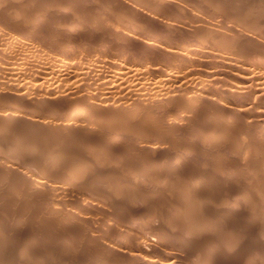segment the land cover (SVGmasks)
I'll list each match as a JSON object with an SVG mask.
<instances>
[{"label": "rangeland", "instance_id": "1", "mask_svg": "<svg viewBox=\"0 0 264 264\" xmlns=\"http://www.w3.org/2000/svg\"><path fill=\"white\" fill-rule=\"evenodd\" d=\"M2 1H3V3H2ZM0 0V44H1V41L3 40V42H2V44L0 45V60L3 62H1L0 61V74L3 76H1L0 75V115H1V117H2V119H1V117H0V119L2 120V122H1V120H0V133H2L3 135H1L0 134V137L2 138V140H1V138H0V222L1 221H3L4 219H6V220H4L3 222L5 223H0V229L2 228V227H4V228H2L1 230H0V234H2L3 232V234H2V236H0V254H1V256L0 257H3V258H0V264H8L9 262V264H18V260H20V262H19V264H32V262H33V264H35V263H37V264H47V263H49L50 262V264H52V263H54V261H55V263L56 264H60V263H62V261L64 262V264L65 263H68V264H73L72 262V260H74V258H76L77 260H74V262L76 263L77 261L80 263V264H82V263H84L85 261V263H87V262H89V264H91V260H93V259H95V263L92 261V264L94 263V264H96V259H97V257H99V256H101L102 254H103V250H101L102 248H100L98 245H99V242L97 243V241H96V243H97V246L95 247L94 245H96V243H94L95 242V239L94 238H92L93 236H95V234L94 233H96V237L98 236L97 234H100V233H103L104 232V234L105 233H107V235L108 234H110V236H111V238H113V239H116L115 241H119L120 239L121 240H123L124 242H126V243H124L125 245H124V248H123V252H121V255H116L117 253H115L112 257H113V259L111 260V263L110 262H107L108 264H116V263H118V264H123V263H125L126 261H127V259H129V251L131 252V253H133L134 252V249L133 248H135V249H137L136 247L137 246H139V245H142L141 243H149V241L151 240V237H152V239L154 240H152V241H150L151 243H154V245L158 248V250H159V253L158 254H153L154 256H156V258H158L157 259V261H158V264L160 263V264H164L163 262H165V263H175V264H206L207 262V264H221V262H222V264L224 263V264H264V231H263V228H264V141H263V139H264V115L262 114V112L264 111L263 110V106H262V104H260L261 103V101L259 102L258 100H252V99H249V98H247L246 99V96H244V93H243V89L242 88H239L240 87V84L238 83V73H237V71H236V69L237 68H239L240 66V68L241 69H243V68H249V69H252V67H253V69L252 70H255L256 72L258 71H260L259 73H262V74H264V35H263V37H262V34L261 33H263L264 34V31H262L261 29H263L264 30V25H262L261 26V23L262 24H264V21H262V20H264V19H262V18H264L263 16H264V4H262V1L264 2V0H214V1H218V5H216V3H213L214 1L213 0H211V2H210V0H209V2H208V0H203V2L201 1V0H150V2L147 0V3L143 0H112V1H110V0H93V1H91V0H87V1H85V0H74V2H73V0H60V1H58V0H51L52 1V3H51V1L50 0ZM7 1V2H6ZM14 1V2H13ZM19 1V2H18ZM54 1V2H53ZM102 3H101V2ZM109 1V2H108ZM118 2V4H117V2ZM121 1H124V2H121ZM136 3H135V2ZM141 1V2H140ZM155 1V2H154ZM157 1V2H156ZM160 1V2H159ZM162 1V2H161ZM163 1H164V3L166 4H164L163 3ZM168 1H169V3H168ZM174 1V2H173ZM208 3H210V4H208ZM235 1V2H234ZM239 1V2H238ZM256 1V2H255ZM11 2V3H10ZM66 2V3H65ZM80 2V3H79ZM86 2V3H85ZM90 2V3H89ZM96 2V3H95ZM100 4H99V3ZM106 2H108V3H105ZM111 2V3H110ZM114 2H116L115 3V6H113L114 5ZM125 2H126V4H127V6H125ZM139 2V4H137ZM153 2H154V4H153ZM197 2V3H196ZM207 4H206V3ZM221 2H222V4H221ZM223 2L226 4H223ZM231 2V3H230ZM233 2L235 3L234 5H232L233 4ZM242 2V3H241ZM245 2V3H244ZM252 2L253 3H255V4H252ZM15 3V4H14ZM19 3V4H18ZM42 3V4H41ZM55 3V4H54ZM61 3V4H60ZM64 3V4H63ZM72 3H75V4H72ZM124 3V4H123ZM140 3H142L143 5H140ZM146 3V4H145ZM150 3V4H149ZM152 3V4H151ZM157 3V4H156ZM160 3V4H159ZM172 3V4H171ZM176 3V4H175ZM200 3V4H199ZM201 3H202V5H201ZM237 3V4H236ZM251 4V5H248V7H247V4ZM261 3V4H260ZM11 4V5H10ZM18 4V5H17ZM57 4H59V5H57ZM70 4H71V6H70ZM80 4V5H79ZM85 4V5H84ZM86 4H88V5H86ZM107 4H108V6H109V9H107ZM110 4V5H109ZM136 4V5H135ZM148 4V5H147ZM162 4V5H161ZM199 4V5H198ZM206 4V5H205ZM212 4V5H211ZM213 4H214V6L216 7V8H213L214 6H213ZM231 4V5H230ZM240 4V5H239ZM57 5V6H56ZM63 5V6H62ZM82 5V6H81ZM93 5V6H92ZM97 5H98V7H97ZM131 5H133V6H131ZM147 5V6H146ZM152 5V6H151ZM154 5H156V6H154ZM172 5H174V6H172ZM177 5V6H176ZM180 5V6H179ZM203 7H201V6ZM210 5L211 6H213V7H210ZM219 5H220V7H219ZM231 7H230V6ZM236 5V6H235ZM242 5H244V6H242ZM254 5V6H253ZM259 5V6H258ZM263 5V6H262ZM20 6V7H19ZM22 6H23V8H22ZM37 6H39V7H37ZM55 7V9L53 8V7ZM59 6V7H58ZM73 6H75V7H73ZM80 6L82 7V8H80ZM84 6V7H83ZM95 6H96V9H95ZM113 6V7H112ZM119 6H120V8L121 9H123V10H121L120 8H119ZM140 6H142V7H140ZM158 6V7H157ZM162 7V8H160V7ZM205 6H206V8H205ZM223 6V7H222ZM227 6V7H226ZM235 6V7H234ZM250 6V7H249ZM262 6V7H261ZM62 9H61V8ZM66 7H70L67 11H69V12H67L66 10H64ZM79 8V9H77V8ZM91 9H90V8ZM118 7V8H117ZM132 7V8H131ZM139 7V8H138ZM155 8L154 10H153V8ZM166 7H169V8H166ZM172 7V8H171ZM174 7H176L177 9L179 8H181V10L179 11V10H177L176 8H174ZM207 7H210L209 9H207ZM219 7V8H218ZM222 7V8H221ZM232 7H234V9H235V11L237 12H235L234 11V9L232 8ZM238 7H240V8H238ZM254 7V8H253ZM15 8H16V10H15ZM17 8H18V10H17ZM29 8V9H28ZM39 8V9H38ZM58 8H60V9H58ZM74 8H75V10H74ZM83 8H85V9H83ZM86 8H87V10H88V8H89V11H87L86 10ZM115 10H114V9ZM124 8H125V11H124ZM127 8H128V10H127ZM130 8V9H129ZM133 8H135V9H133ZM147 8H148V10L149 11H147ZM228 8V9H227ZM250 8H252L253 10H251ZM257 8L259 9V10H257ZM12 9H14V10H12ZM35 9V10H34ZM38 9V10H37ZM41 9H42V11H41ZM83 9V10H82ZM107 9V10H106ZM113 9V10H112ZM119 9V10H118ZM137 9H138V11H137ZM141 11H140V10ZM165 9H167L166 11H165ZM214 11H213V10ZM217 9V10H216ZM222 11H221V10ZM224 9V10H223ZM232 9H233V11L235 12H233L232 11ZM242 9L244 10L243 12H242ZM246 9V10H245ZM263 9V10H262ZM19 10H20V12H19ZM27 12H26V11ZM34 10V11H33ZM57 12H56V11ZM74 11V13L72 12V11ZM80 10V11H79ZM86 10V11H85ZM92 10V11H91ZM100 11L101 10V12H98V11ZM103 10V11H102ZM117 10V11H116ZM121 10V11H120ZM136 10V11H135ZM159 10V11H158ZM211 10H212V12L213 13H211L210 14V12H211ZM226 10V11H225ZM227 10H229V13L227 12ZM230 10H231V12H230ZM254 10H256L257 11V13H259L258 15H257V13H256V11H254ZM44 11V12H43ZM47 11V12H46ZM61 11H65L67 14V17H65V16H62L61 15V13H63V12H61ZM76 11V12H75ZM81 11H83V12H86V13H82ZM114 11V13H112ZM128 11V12H127ZM154 11V12H153ZM155 11L156 12H158V13H155ZM171 11V12H170ZM178 11V13H176ZM182 11H183V13H182ZM216 11V12H215ZM217 11H218V13H217ZM221 11V12H220ZM240 13H239V12ZM252 11V12H251ZM3 12H5V13H3ZM32 14H31V13ZM43 12V13H42ZM46 12V13H45ZM54 12V13H53ZM60 12V13H59ZM80 12H81V14H87L88 13V15L86 16H84V17H81V18H83V19H85V18H87L86 20L87 21H90L89 23H90V25L88 26V27H86V26H84L83 25V27H80L79 28V30L77 31V32H75V33H73L74 35H77V36H73L72 37V32L70 33V31H69V25H71L72 23L70 22V21H72L73 23H75V21H73L74 19H75V17L77 16L76 14H78V17L81 15L80 14ZM91 12V13H90ZM92 12H94V14L92 13ZM102 12H104L103 14H105V16L104 15H102L101 13ZM108 12V13H107ZM110 12V13H109ZM121 12V13H120ZM130 12V13H129ZM134 12H136V13H133ZM141 12V13H140ZM151 12V13H150ZM170 12V13H169ZM262 12V13H261ZM38 14V16L37 15H35V14ZM42 13V14H41ZM72 13H73V15H72ZM125 13V15H123ZM127 13V14H126ZM138 13V14H137ZM144 15H143V14ZM152 13H153V15H152ZM167 13V14H166ZM225 13V14H224ZM255 14V16H254V14ZM260 13H261V15H260ZM28 14V15H27ZM58 14V17L56 16ZM93 14V15H92ZM95 14H97V15H95ZM101 14V15H100ZM109 14V15H108ZM115 16H114V15ZM118 16H117V15ZM149 14V15H148ZM158 14H159V16H158ZM161 14H162V16H161ZM165 16H164V15ZM168 14H169V16H168ZM171 14V15H170ZM175 14V15H174ZM179 14V15H178ZM213 14V15H212ZM222 14V15H221ZM228 14H232V18L231 19H229L228 20V17L230 18V15H228ZM233 14H234V16H237L238 14V16H237V18L235 17V19H234V16H233ZM241 14V15H240ZM262 14H263V16H262ZM26 15V16H25ZM45 17H47V18H44V16ZM47 15V16H46ZM49 15V16H48ZM52 15V16H51ZM89 15H91V16H89ZM95 15V16H94ZM106 15H107V19H106ZM112 15V16H111ZM121 15V16H120ZM128 15H129V17H128ZM134 15H136L135 17H134ZM260 15V16H259ZM71 16V17H70ZM82 16V15H81ZM93 16V17H92ZM114 16V17H113ZM124 16H127V17H124ZM150 16V17H149ZM221 16V17H220ZM246 16V17H245ZM247 16H248V21L246 20L247 19ZM259 18H258V17ZM5 17V18H4ZM28 17H29V19H28ZM53 17H54V19H53ZM74 17V18H73ZM77 17V18H78ZM88 17H91L89 20H88ZM117 17H120V19L121 20H119V18H117ZM123 17V18H122ZM134 17V18H133ZM147 17V18H146ZM148 17H149V19H148ZM153 17V19H151ZM164 17V18H163ZM166 17V18H165ZM168 17V18H167ZM241 19H240V18ZM244 17V18H243ZM250 17V18H249ZM257 17V18H256ZM1 18H3V19H1ZM26 18V19H25ZM41 18V19H40ZM42 18H44V19H42ZM64 18V19H63ZM71 18H73L72 20H71ZM95 18L98 20H96L95 21ZM99 18H100V20H99ZM108 18H110L109 19V21H108ZM113 20H112V19ZM127 18V19H126ZM131 19V21H130V19ZM137 18V19H136ZM163 18V19H162ZM221 18H223L222 19V21H221ZM252 18V20H250ZM255 18V19H254ZM260 18H261V20H260ZM63 19V20H62ZM93 21H92V20ZM114 19H115V21H114ZM158 19V20H157ZM234 19V20H233ZM238 19V20H237ZM243 19V20H242ZM257 19V20H256ZM4 20V21H3ZM27 20V21H26ZM30 20H31V22H30ZM36 20V21H35ZM41 20V21H40ZM47 20V21H46ZM70 20V21H69ZM112 22H111V21ZM118 20V21H117ZM132 20H134V22L132 21ZM138 20H139V22L141 23H139L138 22ZM143 20H144V22H143ZM153 20H155V21H153ZM157 20V21H156ZM166 20V21H165ZM171 20V22H168V21H170ZM227 20V21H226ZM236 20L238 21V22H236ZM261 22H260V21ZM64 21V22H63ZM93 23H92V22ZM103 21L105 22L104 24H103ZM130 21V22H129ZM148 21V22H147ZM235 21V22H234ZM257 21V24L255 23ZM27 22V23H26ZM69 22L71 23V24H69ZM101 22V23H100ZM116 24H115V23ZM127 24V22L129 23V24H127V27H125L126 26V24ZM133 24H135V25H132V23ZM156 22V23H155ZM159 22V23H158ZM166 22V25L167 26H169V27H167V26H163V24ZM245 22V23H244ZM248 22V24H246ZM249 22L250 23H252V24H250L251 25V27H250V25H249ZM255 24H254V23ZM33 23V24H32ZM63 23H64V25H63ZM96 23H97V26H96ZM156 24V25H154V24ZM160 23H162V24H160ZM170 23V24H169ZM222 23V24H221ZM260 23V24H259ZM66 24V25H65ZM67 24H68V26H67ZM106 24V25H105ZM112 24V25H111ZM125 24V25H124ZM130 24L132 25V26H130ZM214 24H217V25H214ZM35 25V26H34ZM92 25V26H91ZM100 25V26H99ZM104 25V26H103ZM111 25V26H110ZM115 25H116V27H115ZM118 25V26H117ZM136 25H137V27H136ZM158 25V26H157ZM172 27H171V26ZM176 25V26H175ZM221 27V28H219V26ZM222 25H223V27H222ZM224 25H227L226 27H224ZM247 25H249V26H247ZM257 25H259V26H257ZM30 26H33V27H30ZM62 26H63V28H62ZM64 26H66V27H64ZM159 26H163L165 29H166V32L167 33H161V32H159L160 31V27ZM215 26H217V28H219V29H217ZM232 26V27H231ZM253 26H255L254 28H253ZM28 27H30V28H28ZM38 29H37V28ZM98 29H97V28ZM118 27V28H117ZM122 27V28H121ZM134 27H136L135 29H137V30H133L132 28H134ZM153 27H154V32H153ZM169 28V29H167V28ZM177 27V28H176ZM180 27V28H179ZM214 27V28H213ZM83 28V29H82ZM89 28H91V29H89ZM99 28H100V30H99ZM105 30H104V29ZM106 28H110L109 30L110 31H112L111 33H110V31L108 30V29H106ZM124 28V29H123ZM126 28L129 30V29H132V31L134 32V33H132V31L130 30V31H128L129 32V37L127 36V35H123V34H128V32L126 31ZM142 28V29H141ZM174 30H173V29ZM212 30H211V29ZM227 28V29H226ZM231 28V29H230ZM235 28V29H234ZM2 29V30H1ZM26 29V30H25ZM27 29L28 30H30V31H27ZM36 30V31H34V30ZM62 29H63V32L65 33H61V31H62ZM111 29H113V30H111ZM117 29V30H116ZM140 29V30H139ZM148 29H150V30H148ZM159 29V30H158ZM183 29V30H182ZM210 29V30H209ZM32 30V31H31ZM46 30V31H45ZM48 30V31H47ZM52 31V33H51V31ZM91 30V31H90ZM94 30H96V32H98V33H96ZM100 32H99V31ZM152 30V31H151ZM169 30V31H168ZM171 30L173 31V32H171ZM197 30V31H196ZM216 30V31H215ZM233 30L235 31L236 30V32H237V34L235 33V32H233ZM44 31V32H43ZM50 31V32H49ZM85 31V32H84ZM94 31V32H93ZM102 31V32H101ZM104 31V32H103ZM108 31V32H107ZM116 31H118V32H116ZM122 31V32H121ZM123 31H124V33H123ZM164 31V30H163ZM187 31H188V33H187ZM195 31V32H194ZM199 31V32H198ZM212 33H214V34H212ZM215 31V32H214ZM229 31V32H228ZM231 31V32H230ZM40 32H41V34H40ZM78 32H80V33H78ZM121 34H120V33ZM131 32V33H130ZM145 32H147L148 34H149V32H150V34H151V37H149V35L147 34V33H145ZM153 32V33H152ZM186 32V33H185ZM194 32V33H193ZM197 32V33H196ZM227 32V33H226ZM233 32V33H232ZM242 32H243V34H242ZM259 32H261V33H259ZM43 33V34H42ZM51 33V34H50ZM60 33V34H59ZM77 33V34H76ZM91 35H90V34ZM92 33H94V36H93V34ZM107 33V34H106ZM110 33V34H109ZM118 33V34H117ZM145 34V36H144V34ZM170 33V34H169ZM184 33V34H183ZM218 33V35H216ZM221 33H226L225 35H227V36H225L224 34H221ZM2 34V35H1ZM41 36H40V35ZM46 34H48V35H46ZM64 34V36H62V35ZM70 34H71V36H70ZM87 34V35H86ZM102 34H104L103 36H102ZM110 36H109V35ZM138 34V35H137ZM142 34V35H141ZM146 34H147V36H148V38H150V39H152V40H155L156 41V43L157 44H159L155 49H153V51H154V53H151L150 55H149V53H142V52H137V53H135L134 51L135 50H137V49H139L138 48V45L135 43V42H138L137 40H139V38H140V40L143 38V37H147L146 36ZM158 34V35H157ZM160 34V35H159ZM163 34V35H162ZM186 34V35H185ZM196 34V35H195ZM220 34V35H219ZM228 34H229V39L227 38L228 37ZM239 34V35H238ZM249 34V35H248ZM8 35V36H7ZM58 35V36H57ZM60 35V36H59ZM84 35V36H83ZM106 35H108V36H106ZM119 37L120 36V40H122L123 38V40H128V42H129V45L131 46V47H129V45H128V47H117V45L115 44V40L117 39V36ZM190 35V36H189ZM240 35H242L243 36V38L244 37H247V38H244V39H241V37L239 38V36ZM12 36V37H11ZM46 36V37H45ZM79 36H81V39H79L80 37ZM85 36H86V38H85ZM90 36V37H89ZM113 36V37H112ZM116 36V37H115ZM122 36V37H121ZM134 36V37H133ZM141 36V37H140ZM157 36V37H156ZM160 36H163V37H160ZM215 36V37H214ZM219 36H221V37H219ZM223 36L224 37H226V38H223ZM231 36H234V37H231ZM250 36V37H249ZM5 37V38H4ZM10 39H9V38ZM16 37V38H15ZM59 37H60V39H59ZM65 39V40H63V41H61L63 38ZM71 37V38H70ZM82 37H84L83 39H82ZM97 37V38H96ZM98 37L100 38L99 40H98ZM102 37V38H101ZM112 37V38H111ZM115 37V38H114ZM152 37H154V38H152ZM160 37V38H159ZM192 37H193V39H192ZM214 37V38H213ZM218 37V38H217ZM237 37V38H236ZM253 39H252V38ZM4 38V39H3ZM6 38H8L7 39V41H9L10 43H12L11 45H10V43L9 42H7V43H9V44H7L6 43ZM14 38V39H13ZM52 38H54V40L52 39ZM62 38V39H61ZM69 38H70V40H69ZM72 38H74V39H72ZM76 38V39H75ZM94 38V39H93ZM106 38V40H104ZM108 38V39H107ZM128 38V39H127ZM133 38V39H132ZM164 40H162V39ZM213 38V39H212ZM219 38H221V39H219ZM238 40H236V39ZM250 40H249V39ZM13 39V40H12ZM20 39V40H19ZM50 39H52L53 41H54V44H53V41H50ZM56 39V40H55ZM78 39V40H77ZM112 39V40H111ZM115 39V40H114ZM160 39V40H159ZM168 39V40H167ZM192 39V40H191ZM195 39V40H194ZM218 39V40H217ZM224 39V40H223ZM24 40V41H23ZM80 40V41H79ZM85 42H84V41ZM94 40H96V41H94ZM98 40V41H97ZM134 40H135V42H134ZM168 42H166V41ZM226 40H227V42H226ZM231 41V42H229V41ZM251 40H252V43H251ZM13 41L15 42V43H13ZM57 41V42H56ZM61 41V42H60ZM67 41V42H66ZM71 41V42H70ZM78 41V42H77ZM101 41V42H100ZM103 41V42H102ZM117 41H119V40H117ZM133 41V43L135 44V46H132V45H134L133 43H131ZM220 41L221 42H223V43H220ZM233 41H235V42H233ZM236 41H237V43H236ZM242 41V42H241ZM246 41V42H245ZM27 42V43H26ZM52 44V46H51V44ZM64 42V43H63ZM82 43V45H81V43ZM159 42V43H158ZM164 42V43H163ZM170 42V43H169ZM218 42V43H217ZM225 42V43H224ZM235 44H233V43ZM240 42L241 43H246V44H244V46L242 47L241 45L242 44H240ZM258 42V43H257ZM259 42H261V43H259ZM263 42V43H262ZM16 43H17V45H16ZM19 43V44H18ZM24 43H25V45H24ZM57 43H58V45H57ZM62 45H61V44ZM70 44V46H69V44ZM77 43V44H76ZM114 43V44H113ZM165 43H167L166 45L168 46V48L169 49H172V47L174 48V46H175V48H179V49H181V51H183V52H189V51H195V50H197V52L199 53L198 55H196V57H199L198 59V63L196 62V63H194V64H196V65H193V64H191V65H186L185 67H184V64L182 65L181 63H179V60L176 58V59H174V57H170V56H168V54L167 53H165V51H164V49L165 48H167V46L165 45ZM247 43H250V44H247ZM254 43V44H253ZM5 44H6V46H5ZM50 44V46L48 47V45ZM65 44H66V46H65ZM80 44V45H79ZM84 44H86V45H84ZM99 44V45H98ZM101 44V45H100ZM105 44V45H104ZM112 44V45H111ZM162 44V45H161ZM224 44V45H223ZM230 44V45H229ZM233 44V45H232ZM239 44V45H238ZM259 44V45H258ZM263 44V45H262ZM3 45H4V47H3ZM8 45H10V46H8ZM13 45V46H12ZM74 45H75V47H74ZM106 45H107V47H106ZM170 45H172V46H170ZM256 45V46H255ZM261 45V46H260ZM22 46V47H21ZM24 46V47H23ZM60 46H62V47H60ZM69 46V47H68ZM79 46V47H78ZM164 46H166V47H164ZM170 46V47H169ZM232 47L231 49H230V47ZM246 46V47H245ZM254 47L253 49L251 48V47ZM10 47H11V50H10ZM26 47V48H25ZM52 47H55V48H57L56 50H55V48H52ZM64 47V48H63ZM67 47V48H66ZM72 47V48H71ZM102 47V48H101ZM134 47H135V50H134ZM160 47V48H159ZM181 47V48H180ZM229 47V48H228ZM236 49H235V48ZM250 47V48H249ZM259 49H258V48ZM8 48V49H7ZM50 48H52V49H54V50H52V49H50ZM61 48H63V49H61ZM71 48V49H70ZM106 48V49H105ZM115 48V49H114ZM119 48V49H118ZM129 48V49H128ZM130 48H131V51L132 50H134L133 52L135 53H133V59L131 60V58L132 57H130L129 59L131 60H129V59H127L126 60V55L129 53V51H130ZM159 48V49H158ZM162 48V49H161ZM193 48H196V49H193ZM234 48V49H233ZM237 48H238V50H240V52L239 51H236L235 52V50H237ZM243 48V49H242ZM246 48V49H245ZM247 48H249V49H247ZM262 48V49H261ZM69 49V50H68ZM124 49H125V51H124ZM189 49V50H188ZM228 49V50H227ZM229 49H230V51H229ZM233 49V50H232ZM1 50H2V52H1ZM7 50H9V51H7ZM13 50V51H12ZM156 50V51H155ZM159 52H158V51ZM200 52H199V51ZM247 50V51H246ZM255 50V51H254ZM257 50V51H256ZM54 51V52H53ZM60 51L62 52V53H60ZM66 51V52H65ZM160 51H162V54L163 55H161V52ZM233 51L235 52V53H233ZM260 51V52H259ZM262 51V52H261ZM6 52H7V54H6ZM11 52V53H10ZM247 52H248V54H247ZM249 52L251 53V54H249ZM66 53H67V55H66ZM68 53H69V56H68ZM107 53V54H106ZM112 53V54H111ZM114 53V54H113ZM158 53V54H157ZM165 53V54H164ZM259 53V54H258ZM261 53H263V54H261ZM9 54V55H8ZM63 54V55H62ZM76 55V56H74V55ZM109 54V55H108ZM123 54V55H122ZM167 54V55H166ZM236 54V55H235ZM242 56H241V55ZM244 54V55H243ZM246 54V55H245ZM71 55V56H70ZM96 55V56H95ZM108 57H107V56ZM134 55H135V57H134ZM143 55V56H142ZM149 55V56H148ZM238 55V56H237ZM240 55V56H239ZM248 55V57H246ZM260 55V56H259ZM62 56H64V57H62ZM67 56V57H66ZM98 56H100V57H98ZM157 56V57H156ZM166 56V57H165ZM259 57V59H258V57ZM75 59H74V58ZM119 57V58H118ZM138 57V58H137ZM143 57H145L144 59H142V61H141V58ZM148 57V58H147ZM164 57V58H163ZM169 57V58H168ZM227 59H226V58ZM235 57V58H234ZM243 57H245V58H243ZM256 57V58H255ZM66 58V59H65ZM81 60H80V59ZM104 58V59H103ZM113 58V59H112ZM122 58V59H121ZM135 58H137V59H135ZM160 58L162 59V61L160 60ZM167 58V59H166ZM170 58H172V59H170ZM224 58V59H223ZM238 58V59H237ZM73 59V60H72ZM94 59H95V61H94ZM107 59V60H106ZM148 59V60H147ZM157 61H156V60ZM174 59V60H173ZM230 59H231V61H230ZM235 59H237V60H235ZM262 61H261V60ZM40 60H41V62H40ZM73 61V62H71V61ZM92 60V61H91ZM97 60V61H96ZM101 60V61H100ZM111 60V61H110ZM121 60V61H120ZM152 62V64H151V62ZM166 60V61H165ZM172 62H171V61ZM259 60V61H258ZM34 61V62H33ZM47 62V64H45L46 62ZM54 61V62H53ZM68 61V62H67ZM75 61V62H74ZM107 61H108V64H107ZM116 61V62H115ZM132 62V63H128V62ZM135 61V62H134ZM137 61V62H136ZM178 61V63H176ZM229 61V62H228ZM257 61V62H256ZM10 62H11V64H10ZM31 62V63H30ZM37 62H39V63H37ZM43 62V63H42ZM57 62V63H56ZM64 62H66V63H64ZM77 62V63H76ZM119 62H121V63H119ZM127 62V63H126ZM141 62H143V63H141ZM155 62H157V63H155ZM175 62V63H174ZM181 62V61H180ZM236 62V63H235ZM253 62V63H252ZM5 63V64H4ZM41 63V64H40ZM75 63H76V65H75ZM80 63V64H79ZM87 63H88V65H87ZM95 65H94V64ZM100 63V64H99ZM103 63V64H102ZM116 63V64H115ZM125 63V64H124ZM135 63V64H134ZM137 63V64H136ZM141 63V64H140ZM155 63V64H154ZM162 65H161V64ZM169 63H170V65H169ZM229 63H230V65H229ZM234 63V64H233ZM260 63V64H259ZM28 64V65H27ZM35 64V65H34ZM40 64V65H39ZM60 64V66L58 67V65ZM71 64V65H70ZM74 64V65H73ZM79 64V65H78ZM91 66H90V65ZM112 64H115V66H116V69H112L114 66H112ZM168 64V65H167ZM173 64V65H172ZM178 64V65H177ZM232 64H233V66L234 67H237V68H232L233 66H232ZM246 64V65H245ZM254 64V65H253ZM259 64V65H258ZM49 65V66H48ZM102 65V66H101ZM106 65V66H105ZM109 65H111V67L109 66ZM120 65V66H119ZM124 65V66H123ZM127 65H128V67H127ZM141 66V68L142 69H144V71L143 70H140V66ZM148 65V66H147ZM154 65V66H153ZM164 65V66H163ZM173 67H172V66ZM174 65H176L175 67H174ZM180 65V66H179ZM240 65V66H239ZM248 65H249V67H248ZM261 66L260 68L259 67H257V66ZM33 66V67H32ZM62 66H64V67H62ZM67 66H68V68H67ZM72 66H74L73 68H72ZM88 66H90V67H88ZM96 66V67H95ZM132 66H134V67H132ZM147 66V67H146ZM155 66L157 67V69H158V71H157V69L155 68ZM168 66V67H167ZM182 66V67H181ZM191 66V67H190ZM5 67V68H4ZM36 67V68H35ZM66 67V68H65ZM79 67V68H78ZM82 67V68H81ZM93 67H94V69H93ZM117 67H118V69H117ZM123 67V69H128L129 68V70H130V72H129V75L131 76L132 74H133V71H135V72H138V73H135L134 72V75L135 74H140L141 73V71H143V76L141 75V76H139L141 79H142V77H143V79H142V81H141V79L139 78V77H137V78H139L138 80L141 82V84L140 85H144V86H142L140 89H142L141 90V93L142 92H144L142 95H144V96H147L146 98L144 97H142V98H140L139 100L137 99V100H134L133 98H131V96H130V91H132V90H127L128 92H129V94L128 93H125L126 95H124V96H120L118 99H121V101H112V102H114L113 104L112 103H110V104H112V105H103V103H101L100 102V98L102 97V102H103V99L106 97H108L109 96V93H107V92H109L105 87H103V80H97V78L98 79H101V78H103L104 76H102V75H104V74H106L105 76H111V75H115L114 73L116 72V71H120L121 69L120 68H122ZM125 67V68H124ZM188 67V68H187ZM231 67V68H230ZM4 68V69H3ZM8 68V69H7ZM35 68V69H34ZM47 68V69H46ZM52 68H55V69H52ZM62 68H63V70L65 69L66 71H68V72H70V76H69V74H68V72H67V75L69 76L68 77V79L70 78L71 80H69V82H68V80H67V78H66V82L65 83H63L64 81H61V83H63V86H62V88H65V87H67V89L68 88H70V86L72 85L73 86V83H74V85H76V83H78L80 80H81V77L79 76L80 74H78V70H79V73H80V71H82L81 72V74L82 73H84L85 72V75L87 74L88 76H86V78H84L81 82H79L78 83V85L80 86H75L76 88L75 89H77V91L79 92L81 89V91H80V93H78V94H75V96L74 95H65V94H67L66 92H68V91H65L64 89H61L60 91H58V93H56V96H57V94H58V96L54 99V100H52V101H49L48 99H46L45 97H43V96H41L40 94H39V96H38V93L36 92V95H35V92L34 91H32V90H30V89H25V88H22V86H23V84L26 86V84L28 83V84H30V83H33V82H38V83H40V82H42V84H44L45 83V85H47L50 81V83H56L57 82V80H58V76L57 77H55V73L54 72H52V70H55L56 71V73H58L59 74V72L61 71L62 73H64V71L62 70ZM91 68V69H90ZM97 69V72H96V69ZM105 68V69H104ZM136 69V70H133V69ZM148 68H151V69H153V71H157L156 73H154V75L152 74V73H146L145 75H144V73L145 72H149V71H151V69H149V71H148ZM154 68H155V70H154ZM169 68V69H168ZM180 68H182V69H180ZM192 68H194L195 70H193ZM239 68V69H240ZM9 69H10V71H9ZM52 69V70H51ZM59 69V70H58ZM70 69H71V71L73 72H71L70 71ZM82 69V70H81ZM99 69V70H98ZM137 69H138V71H137ZM160 69V70H159ZM174 69V70H173ZM37 70V71H36ZM57 70L59 71V72H57ZM92 70L94 71V72H92ZM111 70H112V72H111ZM115 70V71H114ZM147 70V71H146ZM164 70V71H163ZM165 70L167 71V72H165ZM172 70V71H171ZM179 70H182L181 72L179 71ZM186 70V71H185ZM190 70V71H189ZM201 70V71H200ZM233 70V71H232ZM235 70V71H234ZM5 71V72H4ZM18 71V72H17ZM23 71L26 73H23ZM40 71H42V72H40ZM75 71V72H74ZM76 71H77V74L75 75V73H76ZM114 71V72H113ZM161 71L163 72L162 74H161ZM170 73H169V72ZM13 72V73H12ZM22 72V73H21ZM37 74H36V73ZM40 72V73H39ZM50 72H52V73H54V75L53 74H51ZM61 72H60V74H61ZM109 72H111V74L109 73ZM159 72V73H158ZM165 72V73H164ZM174 72V73H173ZM179 72V73H178ZM187 73V74H185V73ZM192 72V73H191ZM199 72V74H196V73H198ZM204 72V73H203ZM233 72H235L234 73V75H233ZM18 73V74H17ZM93 73H95V74H93ZM97 73V74H96ZM108 73V74H107ZM113 73V74H112ZM131 73V74H130ZM167 73V74H166ZM193 76H191L190 74ZM201 73V74H200ZM16 74V75H15ZM25 74V75H24ZM30 76H29V75ZM31 74H33V75H31ZM74 74V75H73ZM93 74V75H92ZM165 74V75H164ZM177 74V75H176ZM236 74V75H235ZM24 75V76H23ZM38 75V76H37ZM40 75V76H39ZM49 75L51 76V77H49ZM66 75V76H67ZM72 75H73V78H72ZM162 75V77H160ZM167 75H173L170 79H173V77H174V75H176L177 77H179V76H181V75H183V76H185L186 77V79H187V81H189V82H193L192 84H194V86H196V90L199 88V90H195V93H194V91H190L191 92V94H192V96L191 95H189V97H188V94H181V95H179L178 94V96H181V98L182 99H180V97L178 98V96H177V94H173V97H172V94L171 93H169L168 92V89L166 90V87H165V85L167 84V78L169 79V77L170 76H167ZM179 75V76H178ZM190 75V78L188 77ZM196 75V76H195ZM202 75V76H201ZM22 76H23V79H25V80H23V79H21L22 78ZM28 76V77H27ZM37 76V77H36ZM75 76H77L76 78H75ZM89 76H90V78H89ZM167 76V77H166ZM195 76V77H194ZM237 76V77H236ZM3 79H2V78ZM13 77V78H12ZM26 77V78H25ZM54 77H55V79H54ZM146 77V78H145ZM199 77V78H198ZM202 77V78H201ZM19 78V79H18ZM28 78V79H27ZM32 78V79H31ZM35 78L37 79V80H35ZM78 78H80V80L78 81ZM93 78V79H92ZM148 78V79H147ZM154 78V79H153ZM161 78H166V80L164 81V79L162 80ZM189 78V79H188ZM237 78V79H236ZM4 81H2V80ZM21 79V80H20ZM38 79H39V81H38ZM43 79V80H42ZM74 79H77V80H74ZM86 79V80H85ZM89 81H88V80ZM94 79H96V80H94ZM133 78H132V76H131V80H130V82L131 81H134V84L132 83H130L129 82V87L131 86V85H135L136 83L135 82H137L138 80H136L135 81V79L136 78H134L133 80H132ZM192 79V80H191ZM10 80V81H9ZM32 80V81H31ZM78 81V82H73V83H70L71 81ZM146 80V81H145ZM158 80V81H157ZM183 80H184V77H183ZM198 80V81H197ZM236 80V81H235ZM6 81V82H5ZM16 81V82H15ZM88 81V82H87ZM91 81V82H90ZM99 81V82H98ZM162 81H164L163 83H166V84H161L162 83ZM201 81H203L201 84H200V82ZM2 82H3V84H2ZM8 82V83H7ZM15 82V83H14ZM20 82V83H19ZM26 84H25V83ZM68 82V83H67ZM85 82V83H84ZM90 82V83H89ZM159 82V83H158ZM195 82V83H194ZM197 82V83H196ZM234 82H235V84H234ZM11 83V84H10ZM70 83V84H69ZM97 83V84H96ZM144 83V84H143ZM147 83L149 84V85H147ZM198 83H199V85H198ZM7 84V85H6ZM16 84V85H15ZM27 84V85H28ZM65 84H67V85H65ZM84 84H85V86H84ZM89 84V85H88ZM159 84V86H157ZM13 85V86H12ZM22 85V86H21ZM61 85V84H60ZM90 85H92V86H90ZM98 85V86H97ZM100 85H102V87L100 86ZM155 85V86H154ZM162 85V86H161ZM239 87H238V86ZM9 88H8V87ZM14 86H15V88H14ZM84 86V87H83ZM87 86V87H86ZM95 86V87H94ZM99 86H100V88H99ZM147 86H148V90H147ZM167 86V85H166ZM11 87V88H10ZM13 87V88H12ZM27 87V86H26ZM87 89H86V88ZM88 87H90V88H88ZM157 87V88H156ZM162 87V88H161ZM168 87V86H167ZM238 87V88H237ZM6 88V89H5ZM19 88H21V89H23V90H21V89H19ZM71 88H73V87H71ZM93 88V89H92ZM95 88V89H94ZM98 88H99V91H98ZM104 88V89H103ZM125 88H128L127 86L125 87ZM160 88V90H158ZM164 88V89H163ZM14 89V90H13ZM66 89V88H65ZM79 89V90H78ZM96 89H97V91H96ZM132 89V88H131ZM155 89V90H154ZM200 89H201V91H200ZM238 89V90H237ZM240 89H242L241 91H240ZM26 90V91H25ZM63 90L65 91V92H63ZM69 90V89H68ZM86 90V91H85ZM107 90V91H106ZM144 90V91H143ZM151 90V91H150ZM157 90V91H156ZM165 90L167 91V92H165ZM11 91H12V93H11ZM15 91V92H14ZM63 93H62V92ZM90 91H91V93H90ZM106 91V92H105ZM126 91V92H127ZM146 91V92H145ZM149 93H148V92ZM240 91V92H239ZM22 92H24L25 93V98L24 97H19L18 95H19V93H22ZM27 92H28V96H27ZM59 92H60V94H59ZM87 92V93H86ZM98 92V93H97ZM152 92V93H151ZM165 92V93H164ZM190 92H188V93H190ZM194 93V95H193V93ZM198 92V93H197ZM202 92V93H201ZM88 93H90V95H92L93 93V95L92 96H95L96 95V98H95V100H97V101H95V103L96 104H98V106H99V109L100 110H102V111H100L99 109H96L95 111H90V115H89V113L88 114H86V115H81L80 117L82 118H78V120L79 121H77V120H75V121H73V120H70V121H66V119H63V118H65L64 116V114H65V112H66V109H68L67 111H69L71 108L72 109H74V106H76V107H78L77 105L79 104L78 103V101L80 102L81 101V98H82V96L83 95H85V94H88ZM107 93V94H106ZM155 95H154V94ZM162 93H164V94H162ZM167 93V94H166ZM15 94H16V96H15ZM103 95V96H101V95ZM153 94V95H152ZM170 96H169V95ZM79 97H78V96ZM100 95V96H99ZM159 95V96H158ZM167 96L168 95V97H165V96ZM187 95V97H185ZM31 96V97H30ZM34 96V97H33ZM86 96V95H85ZM97 96H99V98H97ZM156 96V97H155ZM198 96V97H197ZM18 99H20L21 98V100L19 101V99L17 100L16 98ZM43 98V99H40V98ZM62 97H64V98H62ZM68 97V98H67ZM124 97V98H123ZM150 97H151V99H150ZM153 97V98H152ZM158 97V98H157ZM162 97V98H161ZM170 97H172L171 99H170ZM184 97V98H183ZM196 98L195 99V101H191V99L190 98ZM35 100H34V99ZM46 100H45V99ZM62 98V99H61ZM126 98V99H125ZM148 98H149V100H148ZM154 98H156V99H154ZM159 98H161V100L159 99ZM167 98V99H166ZM176 98H178V99H176ZM185 98H187V99H185ZM197 98H199V99H197ZM205 98V99H204ZM29 99H30V101H29ZM36 99H38L37 101H36ZM99 99V100H98ZM131 99L133 100V101H131ZM146 101H145V100ZM154 99V100H153ZM159 101H158V100ZM164 99V100H163ZM190 99V100H189ZM42 100V101H41ZM45 100V101H44ZM56 100V101H55ZM60 100V101H59ZM124 102H123V101ZM127 100V101H126ZM141 100H143L142 102H141ZM148 100V101H147ZM151 100V101H150ZM174 100L176 101V102H174ZM179 100V101H178ZM183 100H186V101H183ZM198 100V103L196 102ZM201 101V103H199L200 101ZM212 102H214V103H212ZM22 101H23V103H22ZM27 101H29V102H27ZM34 101H36V103L34 102ZM57 101H59V102H57ZM77 101V102H76ZM130 101V102H129ZM136 101H139V102H136ZM150 101V102H149ZM153 101V102H152ZM155 101H157V102H155ZM172 101V102H171ZM184 102V105H183V102ZM191 102V104H190V102ZM203 101V102H202ZM207 101H209V102H207ZM255 101V102H254ZM259 102V103H256V102ZM21 102V103H20ZM41 102H43V104L41 103ZM55 102V103H54ZM77 103V105H76V103ZM121 102V103H120ZM122 102L124 103V104H122ZM146 102V103H145ZM179 102H181V103H179ZM219 102V103H218ZM250 104H249V103ZM37 103H39L38 104V106H36L37 105ZM42 105H41V104ZM46 103V104H45ZM74 103H75V105H74ZM121 105H120V104ZM140 103H142V104H140ZM150 103H152V104H150ZM155 103V104H154ZM188 103V104H187ZM192 103H194V104H192ZM203 103V104H202ZM205 103V104H204ZM210 103V104H209ZM221 103V104H220ZM253 103L255 104V105H253ZM48 104V105H47ZM55 104V105H54ZM64 104V105H63ZM72 104V105H71ZM115 104V105H114ZM128 105V106H126V105ZM137 104L139 107H137V105L135 106V105ZM156 104H157V106H156ZM161 104H163V105H161ZM164 104H166L167 105V107L165 108L164 106ZM202 104V105H201ZM207 104H209L210 105V107H208L209 105H207ZM52 105H54V107L52 106ZM63 105V106H62ZM65 105L67 106L66 108H65ZM114 105V106H113ZM118 105H119V107H118ZM132 105V106H131ZM140 105H143L144 106V108H143V106H140ZM146 105H148V106H146ZM150 105V106H149ZM152 105V106H151ZM156 107H155V106ZM161 105V106H160ZM173 105V106H172ZM177 105H178V107H177ZM182 105V106H181ZM188 105H190V107L192 108V110H191V108L188 106ZM204 105V106H203ZM212 105V106H211ZM214 105H216V106H214ZM218 105V106H217ZM220 105V106H219ZM224 105V106H223ZM250 105H253V107L252 106H250ZM40 106V107H39ZM47 106V107H46ZM49 106V107H48ZM72 106V107H71ZM106 106V107H105ZM185 106V107H184ZM187 106V107H186ZM200 106V107H199ZM260 106H261V108H260ZM63 107H64V109H63ZM122 107V108H121ZM136 107V108H135ZM142 107V108H141ZM151 107V108H150ZM153 107V108H152ZM160 108V111H159V109L158 108ZM164 109H162V108ZM175 107V108H174ZM181 107H183V108H181ZM194 107V108H193ZM198 107V108H197ZM208 107V108H207ZM221 107H222V109H221ZM233 107V108H232ZM9 108V109H8ZM61 108H62V110H61ZM105 110H104V109ZM112 108V109H111ZM115 108V110L114 111H116L117 109V111H116V114L119 112V113H122V114H120L119 115V113L116 115V114H114L115 112L113 111V109ZM134 110H133V109ZM145 108H147L146 110H145ZM151 110H150V109ZM155 108V109H154ZM167 108H170V109H167ZM177 108V109H176ZM190 110H189V109ZM201 108H203L202 110H201ZM224 108V109H223ZM226 108V109H225ZM228 108H229V110H228ZM245 108H246V110H245ZM4 109V110H3ZM5 109H6V111H5ZM109 109V110H108ZM141 109V110H140ZM156 109H158V110H156ZM162 109V110H161ZM176 109V110H175ZM179 109H180V111H179ZM199 109V110H198ZM240 110L239 112L238 111H234V110ZM244 109V110H243ZM250 109V110H249ZM262 109V110H261ZM107 110V111H106ZM131 110H133V111H131ZM135 110H136V112H135ZM140 112H139V111ZM145 110V111H144ZM148 110V111H147ZM154 110H155V112H154ZM165 110H167V112L165 111ZM186 110V111H185ZM188 110V111H187ZM195 110H196V113L198 114H196L195 113ZM225 110V111H224ZM229 111L230 113H228L227 111ZM247 110H249V111H247ZM10 111V112H9ZM63 112V113H60V112ZM65 111V112H64ZM125 111H127V112H125ZM151 111V112H150ZM159 111V112H158ZM161 111H162V113H163V116L161 115L162 113H161ZM190 111L194 114V116L195 117H193V114L192 113H190ZM201 111V112H200ZM202 111H203V113H202ZM260 111V112H259ZM97 112V113H96ZM101 112H103V113H101ZM108 112V113H107ZM112 112V113H111ZM114 112V113H113ZM142 112H144V114L142 113ZM147 112L149 113V114H151L150 115V117H149V114H147ZM154 112V113H153ZM179 112H184V113H179ZM223 112H225V113H223ZM227 112V113H226ZM10 113V114H9ZM59 113V114H58ZM93 113H95V114H93ZM100 113H101V115H102V117H101V115H100ZM124 113V114H123ZM126 113H128V114H126ZM156 113V114H155ZM161 113V114H160ZM177 113H179L180 115H182L183 114V116H182V118H177V119H175L176 117H175V115L177 114ZM189 113V114H188ZM202 113V114H201ZM240 113V114H239ZM264 113V112H263ZM93 114V115H92ZM114 114V115H113ZM127 116H126V115ZM133 116H132V115ZM134 114H135V116H134ZM137 114H138V116H137ZM145 114H147V115H145ZM154 114V115H153ZM173 114V115H172ZM185 114V115H184ZM192 114V115H191ZM196 114V115H195ZM12 115V116H11ZM15 115H17V116H15ZM53 115H54V118H52L53 117ZM56 115H57V118L58 119H60V120H58V119H56ZM62 115V116H61ZM64 115V116H63ZM99 115H100V117H99ZM110 115V116H109ZM124 115V116H123ZM144 117V119L145 120H147V121H149V122H147V121H144V119H143V117ZM158 115V116H157ZM166 115V116H165ZM168 115V116H167ZM171 115H172V117H171ZM260 115V116H259ZM61 116V117H60ZM99 117V118H97V117ZM104 116H106V117H104ZM113 116V117H112ZM189 116V117H188ZM190 116H192V117H190ZM197 116L199 117V116H202V118L201 117H199V118H197ZM6 117V119H4ZM11 117V118H10ZM14 119H13V118ZM50 117V118H49ZM88 117V118H87ZM103 117H104V119H103ZM109 117H111V118H109ZM133 117H135V118H133ZM155 117V118H154ZM158 117V118H157ZM160 117V118H159ZM168 117V118H167ZM188 117V118H187ZM44 118V119H43ZM46 118V119H45ZM48 118V119H47ZM91 118V119H90ZM113 118H115V119H113ZM117 118H118V120H117ZM123 118V119H122ZM141 120H140V119ZM147 118V119H146ZM151 118H154V119H151ZM167 118V119H166ZM171 118V119H170ZM174 120H173V119ZM185 118H187L186 120H184ZM192 118H194V119H192ZM196 118V119H195ZM8 119H9V121H8ZM92 119H94V120H92ZM97 119L99 120L98 122H97ZM106 119H108V120H106ZM124 119H125V121H124ZM132 119V120H131ZM143 119V120H142ZM180 120V122H179V120ZM182 119V120H181ZM189 119V120H188ZM197 119H198V121H197ZM200 119V120H199ZM5 120H7V121H5ZM12 120V121H11ZM42 120H44V121H42ZM50 120V121H49ZM55 120V121H54ZM80 120H82V121H80ZM85 120V121H84ZM92 120V121H91ZM103 120V121H102ZM128 120H130L131 122H133V124L131 123V122H129ZM163 120V121H162ZM165 120V121H164ZM192 120V121H191ZM205 120V121H204ZM4 121V122H3ZM13 121H15V122H13ZM38 121V122H37ZM48 121V122H47ZM85 123H84V122ZM87 121H88V123H87ZM114 121V122H113ZM116 121V122H115ZM124 123H123V122ZM136 121V122H135ZM150 121H151V123H150ZM153 121V122H152ZM159 121V122H158ZM160 121H161V123H160ZM188 123H187V122ZM230 123H229V122ZM5 122H6V124H5ZM12 122V123H11ZM19 122V123H18ZM33 122V123H32ZM44 123V124H42V123ZM70 122V123H69ZM72 122V123H71ZM82 122V123H81ZM94 123V125H93V123ZM97 122V123H96ZM112 122V123H111ZM122 122V123H121ZM142 124H141V123ZM144 122H145V124H144ZM154 122H155V124H154ZM158 122V123H157ZM163 122V123H162ZM172 122V123H171ZM223 122V123H222ZM225 122V123H224ZM6 125H4V124ZM51 123V124H50ZM62 125H61V124ZM67 123V124H66ZM97 124V126H96V124ZM99 123V124H98ZM118 123V124H117ZM127 123V124H126ZM147 123V124H146ZM167 123V124H166ZM181 123H182V125H181ZM203 123H204V125L205 126H203ZM227 123V124H226ZM229 123V124H228ZM8 124V125H7ZM25 124V125H24ZM32 124H34V126L32 125ZM36 124H37V126H36ZM60 124V125H59ZM78 124V125H77ZM80 124V125H79ZM87 124H89L88 126H87ZM114 126H112V125ZM122 124V125H121ZM125 124V125H124ZM131 124V125H130ZM136 124V125H135ZM154 124V125H153ZM162 124V125H161ZM171 124V125H170ZM201 124H202V126H201ZM210 124V125H209ZM216 124H217V126H216ZM221 124H222V126H221ZM21 125V126H20ZM29 125V126H28ZM31 125V126H30ZM42 125L44 126V127H42ZM45 125H46V127H45ZM48 125V126H47ZM50 125V126H49ZM59 127H58V126ZM74 125V128L72 127ZM85 125V126H84ZM124 125V126H123ZM128 125V126H127ZM136 127H135V126ZM140 125V126H139ZM149 125V126H148ZM159 125V126H158ZM164 125V126H163ZM173 125V126H172ZM175 125V126H174ZM178 125V126H177ZM9 126V127H8ZM16 126V127H15ZM33 126V127H32ZM64 127V128H62V127ZM82 126V128H79V127H81ZM110 126V127H109ZM125 126H127L126 127V129H125ZM138 126V127H137ZM144 126V127H143ZM145 126H146V128H145ZM148 126V127H147ZM155 126H156V129H154L155 128ZM157 126H158V128H157ZM178 127V128H176V130H175V127ZM209 127V129L207 128V127ZM219 126V127H218ZM225 126V127H224ZM5 127V128H4ZM12 129H11V128ZM15 127V128H14ZM21 127V128H20ZM25 127V128H24ZM49 127H51V128H49ZM53 127V128H52ZM55 127H58V128H55ZM71 129V131H70V129ZM84 127H85V129H84ZM87 127V128H86ZM111 127L113 128V129H111ZM117 127H119V128H117ZM152 127V128H151ZM154 127V128H153ZM163 127V128H162ZM165 127V128H164ZM172 127V128H171ZM223 127V128H222ZM227 127V128H226ZM8 128V129H7ZM18 128V129H17ZM22 128H24V129H22ZM38 128V129H37ZM44 128V129H43ZM54 128H55V130H54ZM60 128H62V130L60 129ZM78 128V129H77ZM89 128H91L92 130L94 129V131H92L91 129H89ZM114 128H116L117 130H115ZM136 128V129H135ZM140 128H142L143 130H141ZM146 130H145V129ZM180 128V129H179ZM203 128H205V129H203ZM207 128V129H206ZM215 128V129H214ZM221 128V129H220ZM17 129V130H16ZM27 129V130H26ZM74 129V130H73ZM79 129H82V130H79ZM111 131H110V130ZM120 129V130H119ZM129 129V130H128ZM135 129V130H134ZM149 129H151V130H149ZM155 130V132H154V130ZM158 129V130H157ZM160 129H161V131H160ZM164 131H163V130ZM167 129V130H166ZM185 129V131H183ZM217 129V130H216ZM223 129V130H222ZM231 129V130H230ZM32 130V131H31ZM39 130V131H38ZM44 130V131H43ZM46 130V131H45ZM58 130H59V133H58ZM61 130V131H60ZM64 130V131H63ZM73 130V131H72ZM78 130V131H77ZM108 130V131H107ZM127 130V131H126ZM148 130V131H147ZM173 130V131H172ZM196 130V131H195ZM209 130V131H208ZM3 131V132H2ZM6 131H9V132H6ZM15 131H18V132H15ZM34 131V132H33ZM56 131V133L54 134V132ZM68 131V132H67ZM70 131V132H69ZM75 131V132H74ZM84 131V132H83ZM110 131V132H109ZM125 131V133L123 134L122 132H124ZM140 131H143V132H140ZM159 132V135H158V132ZM167 132L166 134L165 133H163V132ZM182 131H183V134H182ZM191 132V134H190V132ZM223 131V132H222ZM5 132H6V134H5ZM21 132H22V135H21ZM35 132H37V133H35ZM51 134L52 135V137L51 136H49V134ZM52 132V133H51ZM61 132H63V133H61ZM74 132V133H73ZM85 132H86V134H85ZM91 132H92V134H91ZM93 132L95 133V134H93ZM110 134H109V133ZM115 132V133H114ZM118 132H121V134L120 133H118ZM130 132H132V133H130ZM135 132V133H134ZM136 132L138 133V134H136ZM156 132H157V134H156ZM161 132H162V134H161ZM179 132V133H178ZM181 132V133H180ZM211 132L213 133V134H211ZM215 132V133H214ZM233 134H232V133ZM9 133H10V135H9ZM12 133H14L15 134V136H14V134H12ZM42 133V135H40ZM44 133V134H43ZM58 133V134H57ZM71 133V134H70ZM97 133H100V134H98V135H96ZM107 133V134H106ZM142 133V134H141ZM147 133V134H146ZM150 133V134H149ZM151 133H155V136L152 134L151 135ZM170 133V134H169ZM176 135H175V134ZM219 133V134H218ZM222 133H224L223 135H221ZM225 133H227V134H225ZM5 134V135H4ZM12 134V135H11ZM48 134V135H47ZM67 134V135H66ZM83 134V135H82ZM104 136H103V135ZM114 134V135H113ZM128 135V137H127V135ZM136 134V135H135ZM164 134V135H163ZM172 134V136H170ZM174 134V135H173ZM180 134H181V136H180ZM185 134V135H184ZM188 134H190V135H188ZM217 135V136H213V135ZM231 134H232V136H233V138H232V136H231ZM7 135V136H6ZM45 135V136H44ZM61 135H62V137H61ZM74 135V136H73ZM77 135H79V136H77ZM119 135H121V136H119ZM123 135H124V137H123ZM134 135V136H133ZM138 135H142L141 137L140 136H138ZM160 137L161 135V137L159 138L158 136ZM165 135H166V137H165ZM183 135V136H182ZM194 135V136H193ZM197 135V136H196ZM211 135V136H210ZM228 137H226V136ZM229 135V136H228ZM10 136H12V137H10ZM35 136V137H34ZM36 136H38L39 138H37ZM41 136V137H40ZM46 137V138H44V137ZM60 136V138H58V137ZM64 136V137H63ZM82 136V137H81ZM95 136V137H94ZM97 136V137H96ZM117 138V140H116V138ZM126 136V137H125ZM130 136H132V137H130ZM153 136L155 137V138H153ZM174 136V137H173ZM219 136V137H218ZM221 136L223 137V138H221ZM8 137V138H7ZM29 137V138H28ZM34 137V138H33ZM51 137V138H50ZM79 137V138H78ZM87 137H90V138H87ZM103 137V138H102ZM105 137V138H104ZM113 138V139H111V138ZM142 137L144 138V139H142ZM147 139H146V138ZM172 139H171V138ZM176 137V138H175ZM178 137V138H177ZM181 137V138H180ZM184 137V138H183ZM188 137V138H187ZM192 137V138H191ZM207 139H206V138ZM225 137V138H224ZM256 139H255V138ZM5 138H7V139H5ZM10 138H12V139H10ZM31 138V139H30ZM35 138L37 139V140H35ZM43 138V139H42ZM56 138V139H55ZM82 139V141H81V139ZM85 138V139H84ZM92 138V139H91ZM96 139V141H94L95 139ZM121 138V139H120ZM137 138V139H136ZM156 138H157V140H156ZM164 138V139H163ZM173 138H175V139H173ZM179 138H180V140H179ZM203 138V139H202ZM204 138L206 139V140H204ZM211 138V139H210ZM219 138V139H218ZM236 138H238L239 140H237ZM252 138V139H251ZM29 139V140H28ZM33 139V140H32ZM41 139V140H40ZM64 139V140H63ZM73 140V141H69V140ZM84 139V140H83ZM98 139V140H97ZM102 139H103V141H102ZM130 141H129V140ZM134 139V140H133ZM140 139V140H139ZM141 139H142V141H141ZM146 139V140H145ZM149 139V140H148ZM161 139V140H160ZM170 139V140H169ZM195 141H194V140ZM197 139V140H196ZM213 139H214V141H213ZM216 139L218 140V142L216 141ZM220 139H222V140H220ZM231 139V140H230ZM241 139L244 141H242L241 142ZM247 139V140H246ZM260 139V140H259ZM262 139V140H261ZM12 140V141H11ZM28 140V141H27ZM49 140V141H48ZM54 140V141H53ZM58 140V141H57ZM77 140H79V142L77 141ZM99 140H100V142H99ZM114 140H115V142H114ZM126 140H127V142H126ZM156 140V141H155ZM164 140V141H163ZM167 140V141H166ZM169 140V141H168ZM186 140V141H185ZM189 140V141H188ZM202 140V141H201ZM209 140V141H208ZM233 140V141H232ZM256 140H258V142L256 141ZM8 141V142H7ZM10 141V142H9ZM25 141V142H24ZM33 141H35V142H33ZM57 141V142H56ZM90 141V142H89ZM98 141V143H96ZM111 141V142H110ZM141 141V142H140ZM148 141V142H147ZM172 141H174V143L172 142ZM175 141H176V143L178 144H175ZM181 141V142H180ZM212 141V142H211ZM231 141H232V143H231ZM241 143H240V142ZM254 141V142H253ZM261 141V142H260ZM38 142V143H37ZM45 144H44V143ZM53 142H55V143H53ZM59 142V143H58ZM66 142V143H65ZM72 143L71 145L70 144H68V143ZM76 142V143H75ZM86 142V144H85V146H82V145H84V143ZM93 142V143H92ZM106 144H105V143ZM145 142H147V143H145ZM190 143V145H188V143ZM194 142V143H193ZM196 142V143H195ZM197 142H198V144H197ZM205 142V143H204ZM209 142V143H208ZM210 142L211 143H213L214 145H211L210 144ZM214 142H217V145H216V143H214ZM220 142H222V143H220ZM227 144H225V143ZM230 142V143H229ZM239 144H238V143ZM246 142V143H245ZM249 144H248V143ZM10 143V144H9ZM22 143H24V144H22ZM30 143H31V145H30ZM40 143V144H39ZM75 143V144H74ZM80 143V144H79ZM81 143H83V144H81ZM89 143V144H88ZM96 143V144H95ZM100 143V144H99ZM104 143V144H103ZM121 143V144H120ZM131 145H130V144ZM137 145V147H136V145ZM199 143H201V144H199ZM219 143V144H218ZM242 143H244V144H242ZM250 143H254V144H250ZM22 144V145H21ZM36 144H38L37 146H36ZM49 144V145H48ZM58 144V145H57ZM64 144V145H63ZM68 144V145H67ZM95 144V145H94ZM98 144V145H97ZM111 144H113V145H111ZM120 144V145H119ZM183 146H182V145ZM187 144V145H186ZM195 144V145H194ZM206 144V145H205ZM230 144V145H229ZM236 144V145H235ZM259 144V145H258ZM260 144L262 145L261 146V148H260ZM25 145V146H24ZM34 145V146H33ZM41 145H42V148L43 149H41ZM47 145V146H46ZM53 145H54V147L55 148H53ZM57 145V146H56ZM61 147H64V148H61ZM66 145V146H65ZM79 145H80V148H79ZM87 145H89L88 147H87ZM91 145V146H90ZM100 145V146H99ZM134 145V146H133ZM180 145V146H179ZM185 145V146H184ZM203 145H205V146H203ZM208 145H209V147H208ZM210 145H211V147L212 148H210ZM234 145V146H233ZM245 145H246V147H245ZM248 145H250V147L248 146ZM256 145H258V146H256ZM16 146V147H15ZM20 146H21V148H20ZM24 146V147H23ZM45 146V147H44ZM49 146H51V147H49ZM68 146V147H67ZM74 146H76L75 148H73ZM103 148H102V147ZM107 146H108V148H107ZM113 146V147H112ZM178 146V147H177ZM190 147V149L188 148L187 149V147ZM253 146V147H252ZM256 146V147H255ZM15 147V148H14ZM28 147H31V150H30V148H28ZM35 147V148H34ZM90 147H92V148H90ZM96 147H97V149H96ZM117 147V148H116ZM133 147V148H132ZM192 147V148H191ZM195 147V148H194ZM197 147V148H196ZM202 147V148H201ZM203 147H205V148H203ZM253 149H252V148ZM32 148H34V149H32ZM38 148V149H37ZM40 148V149H39ZM45 148H47V149H45ZM49 148V149H48ZM68 148V149H67ZM77 148V149H76ZM105 148H107V149H109V150H107V149H105ZM113 148V149H112ZM116 148V149H115ZM132 148V149H131ZM260 148L261 149V152H258V151H260V149L258 150V149ZM17 149V150H16ZM20 149V150H19ZM51 149V150H50ZM54 149V150H53ZM59 149V150H58ZM62 149V150H61ZM70 149V150H69ZM75 149V150H74ZM87 149V150H86ZM99 149H100V151H99ZM185 150V152H183L184 150ZM188 151H187V150ZM197 149L199 150V151H197ZM202 149V150H201ZM58 152H57V151ZM62 152H61V151ZM65 150V151H64ZM80 151V152H78V151ZM103 150H105V151H103ZM111 150V151H110ZM114 150V151H113ZM136 150V151H135ZM179 152H178V151ZM190 150H193L192 152L190 151ZM46 151H48V152H46ZM52 151V152H51ZM54 151V152H53ZM72 151V152H71ZM83 151V152H82ZM92 152V154H91V152ZM99 151V152H98ZM110 151V152H109ZM118 151V152H117ZM123 151V152H122ZM202 151V152H201ZM255 151V152H254ZM45 152V153H44ZM64 152V153H63ZM101 152V153H100ZM103 152V153H102ZM109 152V153H108ZM114 152V153H113ZM127 152V153H126ZM130 152H131V154H130ZM132 152H134V153H132ZM190 154H188V153ZM194 152V153H193ZM54 153V154H53ZM61 153H63L62 155H60ZM100 153V154H99ZM109 155H108V154ZM124 153V154H123ZM137 155H136V154ZM145 153V154H144ZM146 153H148V154H146ZM154 153V154H153ZM156 153V154H155ZM187 153V154H186ZM204 155H203V154ZM45 154L46 155H49V157H50V159H49V157L48 156H45ZM50 154H52V156L53 157H51V155ZM58 154V155H57ZM64 154L66 155V158H65V156H64ZM85 154V155H84ZM96 154V155H95ZM102 154V155H101ZM106 154V155H105ZM143 154H144V156H143ZM155 156V155H157V156H153V155ZM183 154H185V155H187V157H185V155H183ZM195 154V155H194ZM231 156H233V157H231ZM55 155V156H54ZM57 155V156H56ZM60 155V156H59ZM68 155V156H67ZM81 156V157H79V156ZM86 155H87V157L89 158H87L86 157ZM90 155V156H89ZM94 155V156H93ZM103 155H104V158H103ZM107 155H108V157H107ZM114 155H115V157H114ZM119 155H121V156H119ZM129 155V156H128ZM132 155V156H131ZM140 155V156H139ZM159 155V156H158ZM161 155V156H160ZM189 155V156H188ZM198 155H200V156H198ZM216 155V156H215ZM225 155V156H224ZM227 155L229 156V157H227ZM60 158H59V157ZM69 156H71V158L69 157ZM74 156H76V157H74ZM110 156H112V157H110ZM135 156V157H134ZM145 157V159L142 161V159H143V157ZM147 156V157H146ZM148 156H149V158H148ZM153 156V157H152ZM202 156H204V157H202ZM236 156V157H235ZM45 157V158H44ZM48 157V158H47ZM62 157H64V158H62ZM78 157V158H77ZM84 157V158H83ZM86 157V158H85ZM97 157V158H96ZM100 157H102V158H100ZM114 157V158H113ZM121 157V158H120ZM126 157V158H125ZM140 157V158H139ZM158 157V158H157ZM160 157V158H159ZM198 157V158H197ZM214 159H213V158ZM217 157L219 158V159H217ZM238 157V158H237ZM33 158V159H32ZM52 158V159H51ZM57 160H56V159ZM68 158H70L71 160L73 159V161L71 162V160L70 159H68ZM83 158V160H79L78 161V159H82ZM98 158H99V160H98ZM107 160H106V159ZM109 158V159H108ZM119 158V159H118ZM135 158L136 159H138V160H135ZM151 158H157L156 160H160L161 158V160L160 161H162L163 160V163L164 162H166L165 164L166 165H168V163H169V165L166 167L165 166V164H164V166L163 167H161V168H159V167H154V168H151V164H149V162H151V161H149V159H151ZM212 158V159H211ZM216 158V159H215ZM229 158V159H228ZM233 158H235V160L233 159ZM251 158H253V159H251ZM35 159H36V162H35ZM58 159H59V162L57 163V161H58ZM61 159V160H60ZM63 159V160H62ZM67 159V160H66ZM76 159V160H75ZM86 159V160H85ZM95 159H96V163H95ZM103 159V160H102ZM111 159V160H110ZM128 159V160H127ZM140 159V160H139ZM164 159H165V161H164ZM209 159H211L210 161H209ZM227 159V160H226ZM239 159V160H238ZM250 160V162L248 161V160ZM34 160V161H33ZM50 160H52V162L50 161ZM54 160V161H53ZM88 160V161H87ZM92 160V161H91ZM122 160V161H121ZM125 160V161H124ZM130 160V161H129ZM152 160V159H151ZM213 160V161H212ZM219 160H221V161H219ZM226 160V161H225ZM234 161V163H231V162H233ZM34 162V163H32V162ZM79 162V164H78V162ZM86 162V164L84 163V162ZM90 161V162H89ZM99 161H104L103 163L102 162H99ZM105 161H107V162H105ZM115 161V162H114ZM134 161H137V162H134ZM140 161H142V162H140ZM144 161H146V162H144ZM153 161H155V159H153ZM174 161L176 162V163H174ZM224 161V162H223ZM254 161V162H253ZM48 162H50V163H48ZM56 162V163H55ZM63 162V163H62ZM65 162V163H64ZM87 162H89V163H87ZM116 162H117V164H116ZM121 162V163H120ZM124 164H123V163ZM131 162V163H130ZM148 162V163H147ZM181 162V163H180ZM214 162H216V163H214ZM218 162V163H217ZM244 162V163H243ZM51 163H53L52 164V166H51ZM71 163H72V165H71ZM73 163H75L74 165H73ZM81 163V164H80ZM83 163H84V166H83ZM109 163H111V165L109 164ZM113 163V164H112ZM133 163V164H132ZM134 163H135V165H134ZM137 163V164H136ZM139 163V164H138ZM141 163V164H140ZM170 163H171V165H170ZM210 163H211V166H210ZM220 163V164H219ZM230 164L231 163V165H228V164ZM251 163V164H250ZM255 163H257V166L255 165ZM50 166H49V165ZM54 164H57L56 165V167H55V165ZM91 164V165H90ZM100 166H99V165ZM103 164H105V166L103 165ZM123 166H122V165ZM133 166H132V165ZM144 166H143V165ZM234 164H236V165H234ZM59 165V166H58ZM65 165V166H64ZM93 165V166H92ZM118 165V166H117ZM127 165H128V167H127ZM149 168H151V169H148V167ZM215 165V166H214ZM220 165V166H219ZM226 165V167H224ZM233 165V166H232ZM246 165V166H245ZM250 165V168L248 167ZM251 165H253L252 167H251ZM10 166V167H9ZM54 166V167H53ZM58 166V167H57ZM72 166H73V168L75 169H73L72 168ZM76 168H75V167ZM109 166V168H107ZM132 168H131V167ZM142 166V167H141ZM147 168H146V167ZM172 168H171V167ZM175 166V167H174ZM179 166V167H178ZM210 166V167H209ZM214 166V167H213ZM218 166V167H217ZM228 166H229V169L227 170V171H224V170H222V169H224L225 168V170L228 168ZM231 166H232V168H231ZM237 166V167H236ZM11 168L10 170H11V172H10V170H8L9 168ZM78 167V168H77ZM84 167V168H83ZM87 167V168H86ZM91 167V168H90ZM95 167V168H94ZM125 167V168H124ZM134 167H136V168H134ZM202 167V168H201ZM219 168V169H217V168ZM223 167V168H222ZM235 167V168H234ZM14 168H15V170H14ZM61 168H63V169H61ZM67 168V169H66ZM71 168V169H70ZM79 168H80V172H79ZM82 168V169H81ZM94 168V169H93ZM126 168H128V169H126ZM141 168V169H140ZM158 168V169H157ZM163 168V169H162ZM172 170H171V169ZM212 168V169H211ZM238 168V169H237ZM255 168V169H254ZM6 169H7V171H6ZM18 169V170H17ZM120 169L122 170V172L120 171ZM126 169V170H125ZM132 169H134L135 171H133ZM138 169V170H137ZM144 169V170H143ZM156 169V170H155ZM165 169H167V171H165ZM168 169H169V171H168ZM174 169V170H173ZM178 169V170H177ZM202 169V170H201ZM232 169H233V171H235V172H233L232 171ZM250 169V170H249ZM14 170V171H13ZM21 170V171H20ZM62 170H63V173H62ZM71 170H72V172H71ZM78 170V171H77ZM82 170V171H81ZM84 170V171H83ZM86 170H88V172L86 171ZM131 170V171H130ZM137 170V171H136ZM139 170H140V173H139ZM142 170V171H141ZM148 170V171H147ZM155 172H154V171ZM159 170H161V171H159ZM162 170H164L163 172H162ZM170 170H171V172H170ZM211 170V171H210ZM212 170H215V172L214 171H212ZM218 172H217V171ZM221 170H222V172H221ZM262 170V171H261ZM20 171V172H19ZM74 171V172H73ZM120 171V172H119ZM145 171H146V173H145ZM180 171V172H179ZM194 171V172H193ZM202 171V172H201ZM209 171V173H207ZM232 171V172H231ZM4 172H6V175L8 176H4ZM13 172H14V174H13ZM18 172V173H17ZM23 172V173H22ZM66 172H68V174L66 173ZM75 172H76V174H78V175H76L75 174ZM85 172V173H84ZM93 172V173H92ZM126 172V173H125ZM153 172V173H152ZM158 172V173H157ZM169 172V173H168ZM175 172V173H174ZM181 173V174H179V173ZM191 172H193V173H191ZM196 172H197V174H199V175H197L196 176ZM206 174H205V173ZM211 172V173H210ZM215 174H214V173ZM256 172H257V174H256ZM2 173H4V174H2ZM26 173V174H25ZM65 173V174H64ZM89 173V174H88ZM95 173V174H94ZM124 173V174H123ZM133 173V174H132ZM139 173V174H138ZM142 173H143V175H142ZM157 173V174H156ZM162 173V174H161ZM184 173V174H183ZM203 173V174H202ZM229 173V174H228ZM234 173V174H233ZM235 173H237V175L235 174ZM239 173V174H238ZM262 173V174H261ZM10 174V175H9ZM12 174V175H11ZM18 174V175H17ZM20 174L22 175V176H20ZM61 174V175H60ZM63 174V175H62ZM70 174V175H69ZM86 174V175H85ZM122 175V177H121V175ZM129 174V175H128ZM131 174V175H130ZM138 174V175H137ZM144 174H145V176H144ZM155 174V175H154ZM158 174H160V175H158ZM168 174V175H167ZM193 174H195V175H193ZM201 174V175H200ZM210 174H212V175H210ZM233 174V175H232ZM256 174V175H255ZM261 174V175H260ZM75 175V176H74ZM82 175V176H81ZM90 175V176H89ZM127 175V176H126ZM137 175V176H136ZM171 175H172V177H171ZM178 175V176H177ZM183 175V176H182ZM190 175V176H189ZM193 175V176H192ZM206 175V176H205ZM216 175L218 176V175H220V176H218L217 178H215L216 177ZM222 175V176H221ZM229 175H231V176H229ZM3 176V177H2ZM67 176V178H65ZM68 176H70V178L68 177ZM71 176H72V180H71ZM79 178H77V177ZM134 176V177H133ZM143 176V177H142ZM154 178H153V177ZM165 176H167V177H165ZM170 176V177H169ZM186 176V177H185ZM204 176V177H203ZM224 176H225V178H224ZM232 176H234V177H232ZM2 177V178H1ZM11 177V178H10ZM81 177H82V179L83 180H81ZM88 179H87V178ZM119 177V178H118ZM125 177H127V178H125ZM136 177V178H135ZM147 178L148 180H146L145 178ZM148 177H150V178H148ZM161 177V178H160ZM165 177V178H164ZM175 177H176V179L178 180L179 178V181H177L176 179H175ZM197 177V178H196ZM198 177H201L202 179H203V187H201L200 189H201V191L199 190L198 192H196V193H191V192H188L187 190H185L184 191V189H182L185 185H187L188 183L187 182H190V180H192L193 178H195V179H200V178H198ZM210 177V179H208ZM213 177V178H212ZM220 177V178H219ZM221 177H222V179H221ZM228 177H229V179H228ZM231 177V178H230ZM256 177V178H255ZM13 178H15V179H13ZM21 178V179H20ZM26 178V179H25ZM69 178V179H68ZM96 178V179H95ZM99 178V179H98ZM129 178V179H128ZM140 178V179H139ZM142 178V179H141ZM145 180H144V179ZM156 178V179H155ZM162 178H164V179H162ZM169 178V179H168ZM184 180H183V179ZM191 178V179H190ZM212 178V179H211ZM224 178V179H223ZM6 179V180H5ZM19 179V180H18ZM24 179V180H23ZM28 179V180H27ZM34 179V180H33ZM76 179V180H75ZM85 179V180H84ZM98 179V180H97ZM125 179V180H124ZM128 179V180H127ZM152 179V180H151ZM161 179V180H160ZM168 179V180H167ZM201 179V180H202ZM231 179V180H230ZM2 180V181H1ZM4 180V181H3ZM10 180V181H9ZM15 180V181H14ZM26 180V181H25ZM31 180V181H30ZM71 180V181H70ZM78 180H80V181H82V182H78ZM101 182H100V181ZM144 180V181H143ZM176 180V181H175ZM186 180H188V181H186ZM220 180V181H219ZM222 180H225V181H222ZM230 180V181H229ZM5 181L6 182H8V183H6L5 184ZM14 181V182H13ZM23 181V182H22ZM30 181V182H29ZM32 181H33V183H32ZM66 181V182H65ZM85 181V182H84ZM94 181V182H93ZM99 181V182H98ZM152 181V182H151ZM154 181V182H153ZM160 181V182H162V185H161V183L158 182ZM164 181V182H163ZM166 181V182H165ZM173 181V182H172ZM186 181V182H185ZM208 181V182H207ZM215 181V182H214ZM29 182V183H28ZM37 184H36V183ZM40 182V183H39ZM77 182V183H76ZM89 182H92V183H90L89 184ZM123 182V183H122ZM180 184V187H179V184ZM222 182V183H221ZM223 182H225V183H223ZM250 182H251V184H250ZM10 183H12V184H10ZM21 183H23V184H21ZM30 183H32V184H30ZM70 183H72V184H70ZM76 183V184H75ZM94 183V184H93ZM97 183V184H96ZM104 183V184H103ZM106 183V184H105ZM117 183H119V184H117ZM153 183V184H152ZM156 183V184H155ZM185 183H187V184H185ZM215 183V184H214ZM219 183V184H218ZM247 183H249V184H247ZM261 183V184H260ZM28 184V185H27ZM33 184H36V185H33ZM44 184V185H43ZM99 184V185H98ZM124 186H123V185ZM147 184H148V186H150V184H151V186L152 187H147ZM170 184H172V185H170ZM174 184V185H173ZM178 184V185H177ZM182 184V185H181ZM214 184V185H213ZM226 184V185H225ZM228 184V185H227ZM257 184V185H256ZM260 184V185H259ZM22 185H24V186H21ZM31 187H30V186ZM40 186V188H39V186ZM101 185V186H100ZM112 185V186H111ZM115 187H114V186ZM122 185V186H121ZM146 185V186H145ZM156 185V186H155ZM161 185V186H160ZM163 185H164V187H163ZM167 185V186H166ZM206 185H208V186H206ZM216 185V186H215ZM249 185V186H248ZM250 185H252L253 187H254V189L253 190H255L254 192L255 193H253V190L252 191H250L251 189H252V187L250 186ZM255 185V186H254ZM16 186V187H15ZM19 186V187H18ZM25 186H26V188H25ZM28 186V187H27ZM69 186V187H68ZM74 186V187H73ZM83 186H85V189L83 188ZM87 186H88V188H87ZM90 186H92V187H90ZM106 186H109V187H106ZM118 186V187H117ZM119 186H121V188L119 187ZM153 186H155V187H153ZM206 186V187H205ZM213 186V187H212ZM221 186V187H220ZM243 187V189H242V187ZM247 188H245V187ZM258 186V187H257ZM262 186V187H261ZM15 187V188H14ZM32 187H35L34 189L32 188ZM100 187V188H99ZM105 187V188H104ZM111 187V188H110ZM114 187V188H113ZM122 187H125L124 189L122 188ZM127 187V188H126ZM131 187V188H130ZM146 187V188H145ZM157 187H159V188H157ZM161 187H162V189H161ZM173 187V188H172ZM223 187V188H222ZM225 187V188H224ZM229 187H234V188H232V189H230ZM36 188H38V191H37V189ZM97 188V189H96ZM110 188V189H109ZM116 188H117V190L118 191H116ZM118 188H120V189H118ZM138 190H137V189ZM140 188V189H139ZM143 188V189H142ZM185 188V187H184ZM204 188V189H203ZM221 188V189H220ZM250 188V189H249ZM13 189H14V191H13ZM15 189H17V190H15ZM32 189H33V192H31L32 191ZM36 189V190H35ZM89 189V190H88ZM113 189V190H112ZM115 189V190H114ZM123 189V190H122ZM128 189V190H127ZM129 189L131 190V191H129ZM133 189V190H132ZM169 189H170V191H171V193H172V195L170 194V191H169ZM179 189V190H178ZM232 192H230L229 190ZM235 189H236V192H235ZM238 189V190H237ZM242 189V190H241ZM261 189V190H260ZM27 190V191H26ZM88 190V191H87ZM93 190V191H92ZM106 190V191H105ZM149 190V191H148ZM151 190V191H150ZM207 190V191H206ZM225 190V191H224ZM226 190H227V192H226ZM246 190V191H245ZM263 190V191H262ZM26 191V192H25ZM86 191V192H85ZM101 191V192H100ZM108 191V192H107ZM125 191V194L123 193ZM141 191V192H140ZM144 191H146V192H144ZM205 191V192H204ZM209 191V192H208ZM213 191H215V192H213ZM217 191V192H216ZM238 191V192H237ZM250 193H249V192ZM259 191V192H258ZM98 192H99V195H98ZM107 192V193H106ZM114 192V193H113ZM116 192H117V194H116ZM128 192V193H127ZM133 192V193H132ZM135 192V193H134ZM139 192V193H138ZM166 192H168V193H166ZM175 192V193H174ZM185 192V193H184ZM206 192H208V193H206ZM212 194H211V193ZM222 192V193H221ZM252 192V193H251ZM262 194H261V193ZM14 193V194H13ZM37 193V194H36ZM96 193H97V195H96ZM127 193V194H126ZM178 193V194H177ZM182 193V194H181ZM224 193V194H223ZM230 193V194H229ZM12 194V196H10V195ZM31 194H33L32 196H31ZM35 194V195H34ZM90 194V196L88 197L87 195H89ZM96 196H95V195ZM115 194V195H114ZM123 194V195H122ZM138 194V195H137ZM196 194H200L199 196L198 195H196ZM215 194H217V195H215ZM263 195V196H260V195ZM13 195H15L14 197H13ZM37 195V196H36ZM105 195V196H104ZM113 195V196H112ZM117 195V196H116ZM118 195H119V197L121 198V200H123V201H120L119 199L120 198H118ZM121 195V196H120ZM127 195V196H126ZM134 195V198L132 197V196ZM167 195V196H166ZM170 195V196H169ZM179 195L181 196L180 198H179ZM184 195V196H183ZM196 195V196H195ZM201 195H202V197H201ZM207 195V196H206ZM212 195H213V198H212ZM220 195H221V197H220ZM223 195V196H222ZM259 195V196H258ZM92 196V197H91ZM102 197V199L100 198V197ZM126 196V197H125ZM135 196H136V198H135ZM166 196V197H165ZM172 196V197H171ZM174 196V197H173ZM185 197V199L183 198V197ZM189 196V197H188ZM211 196V197H210ZM215 196L217 197V198H215ZM219 196V197H218ZM9 197H10V199H9ZM11 197H13V198H11ZM16 197V198H15ZM39 197V198H38ZM123 197V198H122ZM128 197V198H127ZM130 197V198H129ZM171 197V198H170ZM204 197V198H203ZM211 199H210V198ZM262 197V198H261ZM90 198V199H89ZM98 198V199H97ZM105 198V199H104ZM108 198V199H107ZM111 198H112V200H111ZM126 198V199H125ZM152 200H151V199ZM161 198V199H160ZM164 198H166V199H164ZM169 200H168V199ZM177 198V199H176ZM203 198V199H202ZM34 199H36V201H33V202H31V200H34ZM104 199V200H103ZM150 199V200H149ZM164 199V200H163ZM182 200V202H181V200ZM201 199V200H200ZM221 199V200H220ZM15 201V202H13V201ZM19 200H20V202H19ZM42 200V201H41ZM99 200V201H98ZM118 200V201H117ZM149 200V201H148ZM173 200V201H172ZM188 200V201H187ZM205 200H207V201H205ZM209 200V201H208ZM25 201H27V202H25ZM28 201H29V203L30 204H32V205H30L29 203H28ZM101 201V202H100ZM112 201V202H111ZM164 203H163V202ZM168 201V202H167ZM170 201V202H169ZM174 201H177V203L176 202H174ZM187 201V202H186ZM202 201H204V202H202ZM9 202V203H8ZM16 202H18V203H16ZM24 202V203H23ZM39 202H41V203H39ZM47 204H46V203ZM86 202H88V203H86ZM90 202V203H89ZM120 204H119V203ZM147 202V203H146ZM166 202V203H165ZM190 202V203H189ZM202 202V203H201ZM206 202V203H205ZM3 203V204H2ZM5 203V204H4ZM25 203H27V204H25ZM36 203V204H35ZM38 203V204H37ZM103 203V204H102ZM112 203V204H111ZM142 203H143V205H142ZM144 203L146 204V205H144ZM152 203H154L157 207H155V205H153V207L155 208H153L152 207ZM158 203V204H157ZM170 204V208H168L169 207V204ZM173 203V204H172ZM186 203H188V204H186ZM203 203L205 204V205H203ZM232 203V204H231ZM263 203V204H262ZM3 206H2V205ZM8 204V205H7ZM14 204V205H13ZM18 204V205H17ZM21 206H20V205ZM39 204H41V205H39ZM87 204H89V205H87ZM110 204V205H109ZM114 204V205H113ZM118 204V205H117ZM160 204V205H159ZM162 204V205H161ZM172 204V205H171ZM176 204V205H175ZM183 204V205H182ZM229 204V205H228ZM234 204V207L232 206ZM43 205V207L44 208H42L41 206ZM45 205V206H44ZM82 205V206H81ZM85 205V207H83ZM112 205V206H111ZM151 205V206H150ZM165 207H164V206ZM182 205V206H181ZM203 205V206H202ZM227 206V208H226V206ZM231 205V206H230ZM263 207H262V206ZM2 206V207H1ZM11 206V207H10ZM16 206H18V207H16ZM28 208H27V207ZM117 206V207H116ZM134 206H136L135 208H136V210H135V208H133ZM138 206V207H137ZM146 208H145V207ZM160 206V207H159ZM168 206V207H167ZM176 206H178V207H176ZM187 206V207H186ZM188 206H191V209L190 208H188ZM200 206V207H199ZM209 206V207H208ZM220 206V207H219ZM230 206V207H229ZM4 207V208H3ZM10 207V208H9ZM21 207V208H20ZM45 207H47L46 209H45ZM62 207V210L60 209ZM63 207H64V209H63ZM74 207H75V209H74ZM85 208L84 210H83V208ZM114 208V210H113V208ZM120 207V208H119ZM128 207V208H127ZM144 207V208H143ZM173 207H175L176 208V210L178 211H176V210H174L175 208H173ZM186 207V208H185ZM222 207V208H221ZM236 207V208H235ZM263 209H262V208ZM2 208H3V210H2ZM13 210H12V209ZM15 208V209H14ZM24 208H25V210H24ZM30 208V209H29ZM31 208H33V209H31ZM53 208V209H52ZM57 208V209H56ZM67 208V209H66ZM70 208H71V211H70ZM81 208H82V211H79V209L81 210ZM118 208V209H117ZM125 208H126V211H125ZM148 208V209H147ZM158 208V209H157ZM160 208H161V210H160ZM184 208H185V210H187V209H190V212H189V210L188 211H183L184 210ZM208 210H207V209ZM217 208H219V210L217 209ZM228 208H230V209H228ZM234 210H232V209ZM19 209V210H18ZM21 209V210H20ZM22 209H23V211H22ZM29 209V210H28ZM74 211H73V210ZM77 209V210H76ZM138 209V210H137ZM144 209V210H143ZM166 209V210H165ZM168 209V210H167ZM172 209V210H171ZM193 209H195L194 211H193ZM205 209H206V211H205ZM212 209H213V211H212ZM216 209V210H215ZM222 209H223V211H222ZM227 209V210H226ZM14 210H16V211H14ZM35 210V211H34ZM49 210V211H48ZM57 211V213H56V211ZM64 210H67L68 211V213H67V211H64ZM89 210V211H88ZM119 210V211H118ZM140 210V211H139ZM146 210V211H145ZM152 210V211H151ZM154 210V211H153ZM182 210V211H181ZM226 210V211H225ZM229 210V211H228ZM231 210V211H230ZM236 210V211H235ZM259 210H260V213H259ZM2 211H5V212H2ZM8 211V212H7ZM17 211H20V212H17ZM26 211V212H25ZM38 211V212H37ZM41 211V212H40ZM48 211V212H47ZM51 211V212H50ZM53 211V212H52ZM62 211H63V213H62ZM118 211V212H117ZM129 211V212H128ZM149 211H150V213H149ZM165 211H166V213H165ZM173 211H175L176 213H173ZM203 211V212H202ZM221 211V212H220ZM233 211V212H232ZM256 211V212H255ZM2 212V213H1ZM6 212H7V214H6ZM12 212V213H11ZM13 212L15 213L14 215H13ZM17 212V213H16ZM25 212V213H24ZM29 213V215H28V213ZM50 212V213H49ZM70 212V213H69ZM77 212V213H76ZM114 212H116V213H114ZM126 212V213H125ZM127 212H128V214H127ZM131 212V213H130ZM135 212V213H134ZM143 212V213H142ZM153 212V213H152ZM162 212V213H161ZM171 212L173 213V214H171ZM184 214H183V213ZM188 212V213H187ZM210 212V213H209ZM220 214H219V213ZM223 212V213H222ZM248 212H250V213H248ZM255 213V214H253V213ZM11 213V214H10ZM20 213V214H19ZM46 213V214H45ZM47 213H49L48 215H47ZM53 213H55L54 214V216H53ZM60 213V214H59ZM72 213H73V215H72ZM76 213V214H75ZM119 213V214H118ZM141 213H142V215H141ZM148 213V214H147ZM157 213V214H156ZM190 213H192L193 214V216H192V214H190ZM202 213H204V214H202ZM207 215H206V214ZM217 213H218V215H217ZM227 213V214H226ZM4 214V215H3ZM10 214V215H9ZM17 214V216H15ZM38 214V215H37ZM44 215V218H43V215ZM57 214V215H56ZM63 214V215H62ZM68 215V219L70 220V222H68L67 220V215ZM72 215V217H71V215ZM75 214V215H74ZM116 214V215H115ZM122 214H124V215H122ZM131 214H132V216H131ZM136 216H135V215ZM138 214V215H137ZM144 214V215H143ZM152 214L154 215V216H152ZM159 214V215H158ZM167 214V215H166ZM171 214V215H170ZM176 214H177V216H176ZM188 214V215H187ZM211 214V215H210ZM216 214V215H215ZM251 214V215H250ZM258 215V217H257V215ZM10 216V218H9V216ZM11 215H13V216H11ZM21 215V216H20ZM23 215H25V216H23ZM40 215V216H39ZM65 215H66V218H65ZM80 215V216H79ZM114 215V216H113ZM119 215V216H118ZM126 215H127V217H126ZM140 215V216H139ZM150 215V216H149ZM157 215V216H156ZM184 215V216H183ZM235 215V216H234ZM244 215H246V216H244ZM247 215H249V216H247ZM3 216V218H1ZM5 216V217H4ZM14 216H15V218H14ZM28 216V217H27ZM52 218H51V217ZM59 216V217H58ZM80 217V218H78V217ZM125 217V218H122V217ZM142 216H145L146 217V219L147 220H145V217H142ZM147 216H148V218H147ZM152 216V217H151ZM167 216V217H166ZM174 216V217H173ZM186 216V217H185ZM205 216V217H204ZM218 216V217H217ZM222 216V217H221ZM234 217V221H233V217ZM256 216V217H255ZM262 216V217H261ZM7 217V218H6ZM17 217V218H16ZM23 217V219H21ZM36 217V218H35ZM41 217V218H40ZM55 217V218H54ZM60 220H58L57 218ZM75 217V218H74ZM83 217V218H82ZM113 217H116V218H114L113 219ZM132 217V218H131ZM133 217H135V218H133ZM156 217V218H155ZM160 218V219H162L163 221H165V222H163L162 220H160V222H159V220H156V219H158V218ZM166 217V218H165ZM185 217V218H184ZM190 217V218H189ZM212 217V218H211ZM221 217V218H220ZM224 217V218H223ZM227 217H229V218H227ZM236 217H237V219H236ZM249 217L251 218V220H253V221H255L254 223L253 222H250V224H249V221H250V219H249ZM256 218V220H255V218ZM12 218H14V219H12ZM18 218H20V219H18ZM28 218V219H27ZM34 218V219H33ZM50 218V219H49ZM63 218V219H62ZM65 218V219H64ZM88 218V219H87ZM120 218L122 219V220H120ZM138 218V219H137ZM140 218V219H139ZM152 218V219H151ZM170 218H172V219H170ZM179 218V219H178ZM186 218H188L187 220L188 221H186ZM203 218L205 219L204 221H203ZM211 218V219H210ZM222 219V220H220V219ZM253 218V219H252ZM3 219V220H2ZM17 219H18V221H17ZM39 220L40 222H37V220ZM44 219V220H43ZM71 219H75V221L74 220H71ZM79 219V220H78ZM83 219V220H82ZM117 219V220H116ZM126 219V220H125ZM129 221H128V220ZM137 219V220H136ZM151 219V220H150ZM155 219V220H154ZM167 219V220H166ZM169 219H170V222H169ZM182 219V220H181ZM183 219H185V220H183ZM208 219V220H207ZM225 219V220H224ZM228 219H229V222H228ZM240 219V220H239ZM244 219H246V220H244ZM260 219V220H259ZM25 220V221H24ZM34 220V221H33ZM43 221V223H42V221ZM48 220H49V222H48ZM54 220V221H53ZM87 222H86V221ZM89 220V221H88ZM135 222H134V221ZM138 220H140V221H138ZM178 220V221H177ZM191 220V221H190ZM196 220V221H195ZM216 220V221H215ZM230 220H232V221H230ZM259 220V221H258ZM6 221H8V222H6ZM11 221V222H10ZM28 221V222H27ZM53 221V222H52ZM67 221V222H66ZM74 221V222H73ZM76 221H77V223H76ZM84 221V222H83ZM117 221H119V222H117ZM121 221V222H120ZM126 221V222H125ZM143 221V222H142ZM171 221H172V223H171ZM215 223V224H213V222ZM224 221V222H223ZM235 221H236V223H235ZM239 221V222H238ZM257 221V222H256ZM18 222V223H17ZM34 222H35V224H34ZM46 222V223H45ZM55 222H57L56 224H55ZM61 222V223H60ZM86 222V223H85ZM90 224H89V223ZM189 222H191V223H189ZM205 222V223H204ZM219 222V223H218ZM226 222V223H225ZM228 222V223H227ZM246 223V224H244V223ZM6 223L7 224H10L11 226H10V228H9V225H7L6 226ZM13 223H16V224H13ZM28 223V225H26ZM39 223H41V225L43 224V226L41 227V225L39 224ZM59 223V224H58ZM65 223H67V224H65ZM68 223H69V225H68ZM75 223V224H74ZM128 225H127V224ZM165 223V224H164ZM169 223V224H168ZM183 223V224H182ZM184 223H186V224H184ZM202 223H203V225H202ZM210 223H212L211 225H210ZM222 223V224H221ZM226 224V225H224V224ZM231 223H232V225H231ZM248 223V224H247ZM251 223H252V225H251ZM18 224H19V226H18ZM25 224V225H24ZM44 224H45V226H44ZM49 226H48V225ZM64 224V225H63ZM72 224V225H71ZM76 224H77V226H76ZM126 224V225H125ZM134 224H136L135 226H133ZM192 224V225H191ZM207 224V225H206ZM209 224V225H208ZM235 224V225H234ZM238 224H239V226H238ZM4 225V226H3ZM13 225H14V227H13ZM22 225V226H21ZM30 225V226H29ZM59 225H60V227H62L61 229H62V231L64 232L65 231V233H61V229H59L60 227H59ZM63 225V226H62ZM74 225V226H73ZM84 225H86V226H84ZM89 225V226H88ZM142 227H141V226ZM170 226L169 228H168V226ZM219 225V226H218ZM254 225V226H253ZM26 226H28L29 227V230H28V227H26ZM51 226V227H50ZM66 226V227H65ZM76 226V227H75ZM82 226V227H81ZM109 226V227H108ZM129 226V227H128ZM138 226H140V227H138ZM183 226V227H182ZM187 226V227H186ZM188 226H190V228L188 227ZM208 226V227H207ZM212 226V227H211ZM215 226V227H214ZM224 228H223V227ZM229 226V227H228ZM244 226V227H243ZM248 226H250L249 228H248ZM8 227V228H7ZM18 227V228H17ZM22 227V228H21ZM27 229H26V228ZM35 227V228H34ZM48 227V228H47ZM50 227V228H49ZM66 229H65V228ZM68 227H72L70 230H69V228ZM75 227V228H74ZM78 227H81V228H78ZM89 227V228H88ZM93 227V228H92ZM130 227H132V228H130ZM202 229H201V228ZM231 227V228H230ZM7 230H6V229ZM24 228V229H23ZM32 230H31V229ZM38 228H40V232H39V229ZM45 228V229H44ZM54 230H53V229ZM78 228V229H77ZM85 228H86V230H85ZM108 228V229H107ZM126 228V229H125ZM141 228V229H140ZM161 228V229H160ZM172 228V229H171ZM188 228V229H187ZM205 228V229H204ZM243 228V229H242ZM247 228V229H246ZM252 228V229H251ZM254 228V229H253ZM17 230V231H14V230ZM48 229V230H47ZM53 231H52V230ZM56 229V230H55ZM80 229V230H79ZM83 229V230H82ZM88 229V230H87ZM91 229H92V232H90L91 231ZM100 229V232L99 231H94V230H99ZM175 229V230H174ZM9 230V231H8ZM12 230V231H11ZM20 230H21V232H22V234H21V232H20ZM34 230V231H33ZM38 232V236L36 235V231ZM52 232H50V231ZM60 232H59V231ZM69 230V231H68ZM73 230H74V232H73ZM90 230V231H89ZM128 230V231H127ZM192 231V232H190V231ZM244 230V231H243ZM248 230H249V232H248ZM250 230H251V232H250ZM255 232V233H253V231ZM8 232V234L9 235H7V233H5V232ZM11 231V232H10ZM32 231V232H31ZM45 231L47 232V233H45ZM87 231V232H86ZM180 231H181V233H180ZM185 231V232H184ZM189 231V232H188ZM245 231H246V233H245ZM256 231H257V233H256ZM261 231V232H260ZM14 232V233H13ZM19 232V233H18ZM43 232V233H42ZM50 232V233H49ZM56 233V235H54L55 233ZM67 232V233H66ZM124 232V233H123ZM128 233L129 234V236H126L125 234L126 233ZM167 232H169V233H172V234H169V235H167L168 233ZM242 232V233H241ZM19 234V238L17 237V236H15V235H18ZM31 233V234H30ZM33 233L35 234V235H33ZM62 235H61V234ZM73 233V234H72ZM76 233V234H75ZM79 235H78V234ZM89 233H90V235L92 236H90L89 235ZM93 233V234H92ZM124 235H123V234ZM133 233V234H132ZM163 233L164 234H166V236L165 235H163ZM190 233H191V235H190ZM245 233V234H244ZM249 233V234H248ZM259 233V234H258ZM263 233V234H262ZM11 234V235H10ZM26 234V235H25ZM27 234H29V235H27ZM42 234V235H41ZM57 234H59V235H57ZM68 235V236H66V235ZM70 234V235H69ZM85 236H84V235ZM127 234V235H128ZM181 234V235H180ZM243 236H242V235ZM252 234V235H251ZM254 234H258L257 236L256 235H254ZM5 235V236H4ZM20 235H21V238H20ZM23 235V236H22ZM51 235V236H50ZM54 235V236H53ZM106 235V234H105ZM171 235V236H170ZM175 235L177 236V237H175ZM184 235L186 236V237H184ZM200 235H202L201 237H202V240H201V237H199ZM208 235V236H207ZM211 235V236H210ZM245 235V236H244ZM10 236V237H9ZM24 236H26V238L24 237ZM35 236H37L38 237V239H37V237H35ZM42 236H43V238H42ZM53 236V237H52ZM58 236V237H57ZM70 236H71V238H70ZM77 237V238H75V237ZM83 236V237H82ZM88 238H87V237ZM109 236V235H108ZM147 236H149L148 238H147ZM163 236V237H162ZM183 237V239L182 240H184V238L187 240V238L189 237V238H191V239H189V245H187V248H190V250L189 249H184V251L182 250V249H180V246H179V244L177 243V242H179V239L180 238H182ZM216 236V237H215ZM248 236V237H247ZM254 238H253V237ZM8 237L10 238V239H8ZM14 237L16 238L15 239V241H14ZM46 237H47V239H46ZM52 237V238H51ZM55 237V238H54ZM57 237V238H56ZM60 237H62V238H60ZM67 237H69V238H67ZM81 239H80V238ZM90 237H91V239H90ZM95 237V238H96ZM145 237V238H144ZM173 237H174V239H173ZM180 237V238H179ZM199 237V238H198ZM205 237V238H204ZM209 237H211V238H209ZM242 237H244V238H242ZM250 237H252V239L250 238ZM2 238V239H1ZM13 238V239H12ZM18 238V239H17ZM40 238V239H39ZM55 239V241H54V239ZM74 238L76 239V240H74ZM81 240H79V239ZM143 238V239H142ZM157 238V239H156ZM163 238H165V239H163ZM193 238V239H192ZM197 238V239H196ZM246 238V239H245ZM7 239V240H6ZM19 239H21V240H19ZM23 239H26V241L25 242H27V243H24L22 240ZM28 239V240H27ZM31 239V240H30ZM35 239V240H34ZM48 239H50V240H48ZM63 239H65V241L63 240ZM67 239V240H66ZM69 239V240H68ZM94 241H93V240ZM97 239V238H96ZM162 239V240H161ZM217 239V240H216ZM248 239V240H247ZM5 240V241H4ZM33 240V241H32ZM59 240V241H58ZM63 240V241H62ZM89 240V242H87ZM164 240V241H163ZM165 240H168V242L167 241H165ZM170 240V241H169ZM173 242H172V241ZM207 240V241H206ZM213 242V244L214 245H211V247L208 245V244H210V242ZM216 242H215V241ZM236 240V241H235ZM239 240V242H237ZM242 240V241H241ZM253 240V243L251 242ZM8 241H10L11 243H12V241H14L12 244L10 243V242H8ZM18 241H21L22 242V244H21V242H18ZM29 241V242H28ZM42 241V242H41ZM43 241H45V242H43ZM50 241H52V242H50ZM58 242V245H57V242ZM61 241V242H60ZM77 241V242H76ZM79 241V242H78ZM93 241V242H92ZM160 243H158V242ZM192 241V242H191ZM221 243H220V242ZM249 241V242H248ZM18 242V243H17ZM32 242V243H31ZM37 242H39V243H37ZM50 242V243H49ZM54 242H56V243H54ZM66 243V244H64V243ZM70 242V243H69ZM73 242H74V246H73ZM82 242H84V244H81ZM90 242H92V243H90ZM114 242V241H113ZM139 242V243H138ZM162 242V243H161ZM168 244H167V243ZM176 242V243H175ZM194 242H195V244H194ZM202 242L204 243V248H201L202 247ZM207 242H208V244H207ZM234 242V243H233ZM244 242V243H243ZM247 242V243H246ZM3 243V244H2ZM15 243V244H14ZM18 244V246H16L17 244ZM54 243V244H53ZM72 243V244H71ZM79 243L81 244L80 246H78L79 245ZM86 243H87V246H86ZM90 245H89V244ZM164 243V244H163ZM191 243V244H190ZM199 243V244H198ZM220 243V244H219ZM239 243H241V244H238ZM242 243L244 244V245H242ZM9 244V245H8ZM21 244V245H20ZM29 245V248H28V246L27 245ZM67 244H68V246H67ZM69 244H71L72 246H70ZM131 244H133V245H131ZM138 244V245H137ZM171 244V245H170ZM176 244V245H175ZM178 244V245H177ZM194 244V245H193ZM212 244V243H211ZM231 244V245H230ZM235 245V247H234V245ZM24 245V246H23ZM32 245V246H31ZM52 245V246H51ZM85 246V248H86V250L87 249H89V250H91V251H85L84 249V246ZM130 245H131V247H130ZM159 245H160V247H159ZM167 245V246H166ZM191 245H193V247L191 246ZM196 245H200L201 247L199 248L198 246H196ZM216 245V246H215ZM219 245V246H218ZM241 245V246H240ZM251 245V246H250ZM3 246V247H2ZM8 246H9V248H11V249H8ZM31 246V247H30ZM54 246V247H53ZM68 248H67V247ZM89 246V247H88ZM90 246H93V247H90ZM128 246V247H127ZM133 246V247H132ZM171 246V247H170ZM176 246V247H175ZM215 246V248H213ZM221 246V247H220ZM230 246V247H229ZM239 248H238V247ZM243 246V247H242ZM250 246V247H249ZM3 248V250H2V248ZM17 247H18V249H17ZM66 249L65 251L62 249ZM66 247V248H65ZM70 247V248H69ZM74 249H73V248ZM88 247V248H87ZM100 249H99V248ZM127 247V248H126ZM196 247H198V248H196ZM230 248L229 250H230V252H229V250L227 249V248ZM235 248V251H234V248ZM245 247V248H244ZM249 248V249H246V248ZM252 247H253V249H252ZM7 250H6V249ZM13 248H14V250H13ZM21 248H23V249H21ZM28 248V249H27ZM54 248H56V249H54ZM73 250H72V249ZM94 248V249H93ZM129 248H131V250L129 249ZM161 250H160V249ZM177 248V249H176ZM197 250H196V249ZM206 248L207 249H209L210 251H209V253L210 254H213V250L215 249V251H216V254L214 253L213 255H209V253H208V255L206 256V257H208V256H210V257H208V258H206V259H204V262L202 261V259H199V258H201V255L202 256H204V254H206V253H204V252H202L203 251V249H204V251L206 250ZM213 250H212V249ZM216 248H218V250L216 249ZM222 248H223V250H224V252H223V250H222ZM232 248H233V250H232ZM241 248H243V249H241ZM17 249V251H19V252H21V251H25L24 253H22L21 255H20V253L18 252V254H16L17 253V251H15ZM27 249V250H26ZM46 249H47V251H48V253H47V251H46ZM52 249V250H51ZM93 249V250H92ZM97 249V250H96ZM126 249H127V251H126ZM194 249V250H193ZM198 249H201V251H199ZM236 249H239V250H236ZM245 249V250H244ZM8 250H11V251H8ZM37 250V251H36ZM42 250V251H41ZM56 250V251H55ZM68 250H69V252H68ZM70 250H71V252L73 251H75L74 253H71L70 252ZM84 251V252H81V251ZM99 250H101L102 252H99ZM186 250V251H185ZM249 250H250V252H249ZM254 250V251H253ZM6 251H8V253L6 252ZM51 251V252H50ZM64 251V252H63ZM80 251V252H79ZM95 251V252H94ZM126 251V252H125ZM183 253H182V252ZM192 253H195V254H191L190 252ZM196 251V252H195ZM208 251V250H207ZM212 251V252H211ZM230 253H228V252ZM241 251H244V252H246V253H244V252H241ZM4 252H6V254L4 253ZM10 252V253H9ZM14 252H15V255H14ZM26 252H27V254H26ZM36 252V253H35ZM42 252H44V253H42ZM46 252V253H45ZM59 252L61 253V252H63V255H62V253H61V255L59 254ZM90 254V258L89 257H86V256H88V253ZM91 252L93 253V254H91ZM184 252H185V254H184ZM188 252V253H187ZM198 252H200V253H198ZM222 254H220V253ZM231 252H232V254H231ZM240 253V254H236V253ZM259 252V253H258ZM31 253V254H30ZM35 253V254H34ZM57 255H56V254ZM67 253H69V254H67ZM79 253V254H78ZM85 253V254H84ZM99 254L98 256L96 255V254ZM120 253V252H119ZM128 253V254H127ZM197 253H198V255H200V257L199 256H196L197 255ZM219 253V254H218ZM252 253V254H251ZM30 254V255H29ZM48 254V255H47ZM49 254H50V256H49ZM51 254H52V256H51ZM59 254V255H58ZM68 256H67V255ZM70 254H72V255H70ZM74 254V255H73ZM83 254V255H82ZM182 254H184V255H182ZM189 254H190V256H189ZM227 256H226V255ZM241 254H245V255H241ZM4 255H5V257H4ZM9 255H10V257H9ZM17 255V256H16ZM19 255V256H18ZM25 255H27V256H25ZM41 255H43V256H41ZM47 255V256H46ZM70 255V256H69ZM77 255V256H76ZM80 255V256H79ZM86 255V256H85ZM93 255H95V257L93 258L92 256ZM129 255V256H128ZM188 255V256H187ZM223 255H224V257H223ZM230 255H232L231 257H230ZM234 255V256H233ZM7 256V257H6ZM32 256V257H31ZM38 256V257H37ZM49 256V261H48V259L46 258V257H48ZM72 256V257H71ZM74 256V257H73ZM76 256V257H75ZM83 256V257H82ZM84 256L86 257V258H84ZM118 256V257H117ZM120 256V257H119ZM127 256V257H126ZM192 256V257H191ZM196 256V257H195ZM222 256V257H221ZM229 256V257H228ZM243 256V257H242ZM14 257V258H13ZM20 257V258H19ZM21 257H23V258H21ZM27 257V258H26ZM39 257H40V259H39ZM50 257H52L51 259H50ZM70 258L69 260H68V258ZM79 257V258H78ZM212 257V258H211ZM215 257V258H214ZM245 257H247V258H245ZM6 258H10V259H6ZM19 258V259H18ZM29 258V259H28ZM34 258V259H33ZM66 258V259H65ZM73 258V259H72ZM116 258L119 260V258H120V260L118 261H116ZM123 258V259H122ZM127 258V259H126ZM181 258L183 259L184 258V260H181ZM186 258V259H185ZM188 258H190V260L188 259ZM214 258V259H213ZM226 258V259H225ZM14 259H16V260H14ZM24 259H26V260H24ZM31 259V261H29ZM32 259H33V261H32ZM37 259H39L38 261H37ZM43 259V260H42ZM54 259V260H53ZM56 259V260H55ZM59 259V260H58ZM83 259V261H81ZM88 261H87V260ZM193 259V260H192ZM194 259H195V261H194ZM197 259V260H196ZM216 259V260H215ZM219 259V260H218ZM222 259V260H221ZM225 259V260H224ZM7 260V261H6ZM14 260V261H13ZM65 260V261H64ZM66 260H67V262H66ZM80 260V261H79ZM122 260V261H121ZM206 260V261H205ZM6 263H5V262ZM9 261V262H8ZM12 261V262H11ZM17 263H16V262ZM28 261V262H27ZM58 263H57V262ZM61 261V262H60ZM161 261V262H160ZM167 261V262H166ZM200 261V262H199ZM211 261H213V262H211ZM225 261V262H224ZM39 262V263H38ZM42 262V263H41ZM102 261H100V264H107V263H101ZM215 262V263H214ZM54 263V264H55ZM74 263V264H75ZM79 263H76V264H79ZM84 263V264H85ZM98 264H99V261L97 262ZM141 263H142V261H141ZM140 263V264H141ZM63 264V263H62ZM139 264V263H138ZM142 264H145V262H143ZM147 264V263H146Z\"/></svg>", "mask_w": 264, "mask_h": 264}, {"label": "bare ground", "instance_id": "2", "mask_svg": "<svg viewBox=\"0 0 264 264\" xmlns=\"http://www.w3.org/2000/svg\"><path fill=\"white\" fill-rule=\"evenodd\" d=\"M1 1H2V0H1ZM15 1H16V0H15ZM50 1H51V0H50ZM58 1H60V0H58ZM68 1H69V0H68ZM70 1H71V0H70ZM78 1H79V0H78ZM82 1H83V0H82ZM85 1H87V0H85ZM88 1H89V0H88ZM91 1H93V0H91ZM95 1H96V0H95ZM106 1H107V0H106ZM110 1H112V0H110ZM132 1H133V0H132ZM136 1H137V0H136ZM142 1H143V0H142ZM144 1L147 3V0H144ZM148 1L150 2V0H148ZM151 1H152V0H151ZM157 1H158V0H157ZM157 1H156V2H157ZM176 1H177V0H176ZM184 1H185V0H184ZM193 1H194V0H193ZM201 1L203 2V0H201ZM213 1H214V0H213ZM219 1H220V0H219ZM221 1H222V0H221ZM235 1H236V0H235ZM235 1H234V2H235ZM245 1H246V0H245ZM248 1H249V0H248ZM250 1H251V0H250ZM6 2H7V1H6ZM13 2H14V1H13ZM16 2H17V1H16ZM18 2H19V1H18ZM53 2H54V1H53ZM60 2H61V1H60ZM73 2H74V0H73ZM100 2H101V1H100ZM108 2H109V1H108ZM108 2H106V3H108ZM112 2H113V1H112ZM116 2H117V1H116ZM116 2H114V5H113V6H115V3H116ZM121 2H124V1H121ZM134 2H135V1H134ZM140 2H141V1H140ZM154 2H155V1H154ZM154 2H153V4H154ZM159 2H160V1H159ZM161 2H162V1H161ZM173 2H174V1H173ZM185 2H186V1H185ZM206 2H207V1H206ZM206 2H205V3H206ZM208 2H209V0H208ZM208 2H207V3H208ZM210 2H211V0H210ZM234 2H233L232 5L235 4ZM238 2H239V1H238ZM255 2H256V1H255ZM2 3H3V1H2ZM10 3H11V2H10ZM51 3H52V1H51ZM65 3H66V2H65ZM79 3H80V2H79ZM85 3H86V2H85ZM89 3H90V2H89ZM95 3H96V2H95ZM98 3H99V2H98ZM101 3H102V2H101ZM104 3H105V2H104ZM106 3H105V4H106ZM110 3H111V2H110ZM135 3H136V2H135ZM146 3H145V4H146ZM163 3H164V1H163ZM165 3H166V2H165ZM165 3H164V4H165ZM168 3H169V1H168ZM196 3H197V2H196ZM207 3H206V4H207ZM213 3H216V5H218V1H217V2L214 1ZM230 3H231V2H230ZM241 3H242V2H241ZM244 3H245V2H244ZM0 4H1V3H0ZM14 4H15V3H14ZM18 4H19V3H18ZM18 4H17V5H18ZM41 4H42V3H41ZM54 4H55V3H54ZM60 4H61V3H60ZM63 4H64V3H63ZM72 4H75V3H72ZM99 4H100V3H99ZM117 4H118V2H117ZM123 4H124V3H123ZM137 4H139V2H138ZM149 4H150V3H149ZM151 4H152V3H151ZM156 4H157V3H156ZM159 4H160V3H159ZM169 4H170V3H169ZM171 4H172V3H171ZM175 4H176V3H175ZM199 4H200V3H199ZM199 4H198V5H199ZM206 4H205V5H206ZM208 4H210V3H208ZM221 4H222V2H221ZM223 4H225V3L223 2ZM236 4H237V3H236ZM252 4H255V3L252 2ZM260 4H261V3H260ZM262 4H264L263 1H262ZM10 5H11V4H10ZM57 5H59V4H57ZM57 5H56V6H57ZM79 5H80V4H79ZM84 5H85V4H84ZM86 5H88V4H86ZM109 5H110V4H109ZM135 5H136V4H135ZM140 5H143V4L140 3ZM147 5H148V4H147ZM147 5H146V6H147ZM161 5H162V4H161ZM165 5H166V4H165ZM201 5H202V3H201ZM201 5H200V6H201ZM211 5H212V4H211ZM211 5H210V7H213V6H214V4H213V6H211ZM225 5H226V4H225ZM230 5H231V4H230ZM230 5H229V6H230ZM239 5H240V4H239ZM248 5H251V4H250V3L247 4V7H248ZM255 5H256V4H255ZM62 6H63V5H62ZM70 6H71V4H70ZM81 6H82V5H81ZM81 6H80V8H82ZM92 6H93V5H92ZM107 6H108V4H107ZM113 6H112V7H113ZM125 6H127L126 2H125ZM131 6H133V5H131ZM143 6H144V5H143ZM151 6H152V5H151ZM154 6H156V5H154ZM172 6H174V5H172ZM176 6H177V5H176ZM179 6H180V5H179ZM235 6H236V5H235ZM235 6H234V7H235ZM242 6H244V5H242ZM253 6H254V5H253ZM256 6H257V5H256ZM258 6H259V5H258ZM262 6H263V5H262ZM262 6H261V7H262ZM19 7H20V6H19ZM37 7H39V6H37ZM52 7H53V6H52ZM58 7H59V6H58ZM73 7H75V6H73ZM83 7H84V6H83ZM97 7H98V5H97ZM127 7H128V6H127ZM140 7H142V6H140ZM157 7H158V6H157ZM159 7H160V6H159ZM201 7H202V6H201ZM203 7H204V6H203ZM203 7H202V8H203ZM210 7H207V9H209ZM219 7H220V5H219ZM219 7H218V8H219ZM222 7H223V6H222ZM222 7H221V8H222ZM226 7H227V6H226ZM230 7H231V6H230ZM234 7H232V8L234 9ZM249 7H250V6H249ZM22 8H23V6H22ZM53 8L55 9V7H53ZM60 8H61V7H60ZM60 8H58V9H60ZM69 8H70V7H66L64 10L67 11ZM76 8H77V7H76ZM89 8H90V7H89ZM89 8H88V10H87V8H86V10L89 11ZM117 8H118V7H117ZM119 8H120V6H119ZM131 8H132V7H131ZM138 8H139V7H138ZM152 8H153V7H152ZM155 8H156V7H155ZM155 8H153V10H154ZM160 8H162V7H160ZM166 8H169V7H166ZM171 8H172V7H171ZM174 8H176V7H174ZM205 8H206V6H205ZM213 8H216V7L214 6ZM238 8H240V7H238ZM253 8H254V7H253ZM263 8H264V7H263ZM28 9H29V8H28ZM38 9H39V8H38ZM38 9H37V10H38ZM61 9H62V8H61ZM77 9H79V8H77ZM83 9H85V8H83ZM83 9H82V10H83ZM90 9H91V8H90ZM95 9H96V6H95ZM107 9H109V6L107 7ZM107 9H106V10H107ZM113 9H114V8H113ZM113 9H112V10H113ZM120 9H121V8H120ZM129 9H130V8H129ZM133 9H135V8H133ZM176 9H177V8H176ZM227 9H228V8H227ZM233 9H232V11H233ZM250 9L253 10L252 8H250ZM12 10H14V9H12ZM15 10H16V8H15ZM17 10H18V8H17ZM34 10H35V9H34ZM34 10H33V11H34ZM74 10H75V8H74ZM86 10H85V11H86ZM114 10H115V9H114ZM118 10H119V9H118ZM121 10H123V9H121ZM121 10H120V11H121ZM127 10H128V8H127ZM139 10H140V9H139ZM166 10H167V9H165V11H166ZM177 10L180 11L181 8H180V9L178 8ZM212 10H213V9H212ZM212 10H211L210 14L213 13ZM216 10H217V9H216ZM220 10H221V9H220ZM223 10H224V9H223ZM245 10H246V9H245ZM257 10H259V9L257 8ZM262 10H263V9H262ZM25 11H26V10H25ZM41 11H42V9H41ZM55 11H56V10H55ZM71 11H72V10H71ZM79 11H80V10H79ZM91 11H92V10H91ZM97 11H98V10H97ZM102 11H103V10H102ZM116 11H117V10H116ZM124 11H125V8H124ZM135 11H136V10H135ZM137 11H138V9H137ZM140 11H141V10H140ZM147 11H149L148 8H147ZM158 11H159V10H158ZM213 11H214V10H213ZM221 11H222V10H221ZM221 11H220V12H221ZM225 11H226V10H225ZM234 11H235V9H234ZM234 11H233V12H234ZM243 11H244V10L242 9V12H243ZM254 11H256V10H254ZM19 12H20V10H19ZM26 12H27V11H26ZM43 12H44V11H43ZM43 12H42V13H43ZM46 12H47V11H46ZM46 12H45V13H46ZM56 12H57V11H56ZM61 12H63V13H61L62 16L67 17L68 14H67L65 11H61ZM67 12H69V11H67ZM72 12L74 13V11H72ZM75 12H76V11H75ZM81 12H82V13H86V12H83V11H81ZM81 12H80V14H81ZM98 12H101V10L98 11ZM127 12H128V11H127ZM153 12H154V11H153ZM170 12H171V11H170ZM170 12H169V13H170ZM215 12H216V11H215ZM227 12L229 13V10H227ZM230 12H231V10H230ZM235 12H236V11H235ZM235 12H234V13H235ZM238 12H239V11H238ZM251 12H252V11H251ZM3 13H5V12H3ZM30 13H31V12H30ZM42 13H41V14H42ZM53 13H54V12H53ZM59 13H60V12H59ZM69 13H70V12H69ZM73 13H72V15H73ZM90 13H91V12H90ZM92 13L94 14V12H92ZM103 13H104V12H102L101 14L105 16V14H103ZM107 13H108V12H107ZM109 13H110V12H109ZM112 13H114V11H113ZM120 13H121V12H120ZM129 13H130V12H129ZM132 13H133V12H132ZM134 13H136V12H134ZM134 13H133V14H134ZM140 13H141V12H140ZM150 13H151V12H150ZM155 13H158V12L155 11ZM176 13H178V11H177ZM182 13H183V11H182ZM217 13H218V11H217ZM231 13H232V12H231ZM236 13H237V12H236ZM239 13H240V12H239ZM256 13H257V11H256ZM261 13H262V12H261ZM261 13H260V15H261ZM31 14H32V13H31ZM66 14H67V15H66ZM70 14H71V13H70ZM93 14H92V15H93ZM101 14H100V15H101ZM126 14H127V13H126ZM137 14H138V13H137ZM142 14H143V13H142ZM166 14H167V13H166ZM224 14H225V13H224ZM253 14H254V13H253ZM258 14H259V13H257V15H258ZM27 15H28V14H27ZM35 15L38 16L37 13H36ZM76 15H77V16H76L75 19L73 20V21H75V23H73L72 21L69 20V21L72 23V24H71V23L69 22V24H71V25H69V26H70V27H69V31H70V33L72 32V34L75 33V32H77V31L79 30L80 27H83V25L86 26V27H88V26L90 25V23H89L90 21H87V20H86L87 18H85V19L81 18V17H84L85 15L87 16L88 13L85 14V15H84V14H81L82 16L80 15L79 17H78V14H76ZM95 15H97V14H95ZM95 15H94V16H95ZM108 15H109V14H108ZM113 15H114V14H113ZM116 15H117V14H116ZM123 15H125V13H124ZM143 15H144V14H143ZM148 15H149V14H148ZM152 15H153V13H152ZM163 15H164V14H163ZM170 15H171V14H170ZM174 15H175V14H174ZM178 15H179V14H178ZM212 15H213V14H212ZM221 15H222V14H221ZM228 15H230V14H228ZM238 15H239V14H238ZM238 15H237V16H238ZM240 15H241V14H240ZM260 15H259V16H260ZM0 16H1V15H0ZM25 16H26V15H25ZM43 16H44V15H43ZM46 16H47V15H46ZM48 16H49V15H48ZM51 16H52V15H51ZM56 16L58 17V14H57ZM73 16H74V15H73ZM89 16H91V15H89ZM111 16H112V15H111ZM114 16H115V15H114ZM114 16H113V17H114ZM117 16H118V15H117ZM120 16H121V15H120ZM135 16H136V15H134V17H135ZM158 16H159V14H158ZM161 16H162V14H161ZM164 16H165V15H164ZM168 16H169V14H168ZM231 16H232V14L230 15V18L228 17V20L232 18ZM233 16H234V14H233ZM237 16H234V19H235V17L237 18ZM254 16H255V14H254ZM262 16H263V14H262ZM38 17H39V16H38ZM70 17H71V16H70ZM77 17H78V18H77ZM92 17H93V16H92ZM124 17H127V16H124ZM128 17H129V15H128ZM134 17H133V18H134ZM149 17H150V16H149ZM149 17H148V19H149ZM220 17H221V16H220ZM245 17H246V16H245ZM257 17H258V16H257ZM257 17H256V18H257ZM263 17H264V16H263ZM4 18H5V17H4ZM44 18H47V17L44 16ZM44 18H42V19H44ZM73 18H74V17H73ZM73 18H71V20H72ZM90 18H91V17H88V20H89ZM117 18H119V20H121L120 17H117ZM122 18H123V17H122ZM146 18H147V17H146ZM163 18H164V17H163ZM163 18H162V19H163ZM165 18H166V17H165ZM167 18H168V17H167ZM239 18H240V17H239ZM241 18H242V17H241ZM241 18H240V19H241ZM243 18H244V17H243ZM249 18H250V17H249ZM258 18H259V17H258ZM1 19H3V18H1ZM25 19H26V18H25ZM28 19H29V17H28ZM40 19H41V18H40ZM53 19H54V17H53ZM63 19H64V18H63ZM63 19H62V20H63ZM106 19H107V15H106ZM109 19H110V18H108V21H109ZM111 19H112V18H111ZM126 19H127V18H126ZM129 19H130V18H129ZM136 19H137V18H136ZM151 19H153V17H152ZM222 19H223V18H221V21H222ZM234 19H233V20H234ZM254 19H255V18H254ZM262 19H264V18H262ZM91 20H92V19H91ZM96 20H97V19L95 18V21H96ZM99 20H100V18H99ZM112 20H113V19H112ZM157 20H158V19H157ZM157 20H156V21H157ZM237 20H238V19H237ZM237 20H236V22H238ZM242 20H243V19H242ZM246 20H247V21L249 20V19H248V16H247V19H246ZM250 20H252V18H251ZM256 20H257V19H256ZM260 20H261V18H260ZM260 20H259V21H260ZM3 21H4V20H3ZM26 21H27V20H26ZM35 21H36V20H35ZM40 21H41V20H40ZM46 21H47V20H46ZM92 21H93V20H92ZM92 21H91V22H92ZM97 21H98V20H97ZM110 21H111V20H110ZM114 21H115V19H114ZM117 21H118V20H117ZM130 21H131V19H130ZM130 21H129V22H130ZM132 21L134 22V20H132ZM153 21H155V20H153ZM165 21H166V20H165ZM226 21H227V20H226ZM252 21H253V20H252ZM262 21H264V20H262ZM30 22H31V20H30ZM63 22H64V21H63ZM111 22H112V21H111ZM115 22H116V21H115ZM115 22H114V23H115ZM138 22H139V20H138ZM143 22H144V20H143ZM147 22H148V21H147ZM168 22H171V20L168 21ZM234 22H235V21H234ZM260 22H261V21H260ZM26 23H27V22H26ZM92 23H93V22H92ZM100 23H101V22H100ZM104 23H105V22L103 21V24H104ZM124 23H125V22H124ZM131 23H132V22H131ZM139 23H140V22H139ZM141 23H142V22H141ZM141 23H140V24H141ZM155 23H156V22H155ZM158 23H159V22H158ZM244 23H245V22H244ZM253 23H254V22H253ZM255 23L257 24V21H256ZM255 23H254V24H255ZM32 24H33V23H32ZM115 24H116V23H115ZM125 24H126V23H125ZM125 24H124V25H125ZM127 24H129V23L127 22ZM127 24H126L125 27H127ZM135 24H136V23H135ZM135 24L132 23V25H135ZM153 24H154V23H153ZM160 24H162V23H160ZM169 24H170V23H169ZM221 24H222V23H221ZM246 24H248V22H247ZM250 24H252V23L249 22V25H250ZM259 24H260V23H259ZM63 25H64V23H63ZM65 25H66V24H65ZM105 25H106V24H105ZM111 25H112V24H111ZM111 25H110V26H111ZM132 25L130 24V26H132ZM154 25H156V24H154ZM167 25H168V24H167ZM167 25H166V22L163 24V26H167ZM214 25H217V24H214ZM249 25H247V26H249ZM262 25H264V24L261 23V26H262ZM34 26H35V25H34ZM67 26H68V24H67ZM91 26H92V25H91ZM96 26H97V23H96ZM99 26H100V25H99ZM103 26H104V25H103ZM117 26H118V25H117ZM157 26H158V25H157ZM163 26H162V27L159 26V27H160V28H159V29H160L159 32H161V33H164V32L167 33V32H166V29H165ZM170 26H171V25H170ZM175 26H176V25H175ZM218 26H219V25H218ZM226 26H227V25H224V27H226ZM257 26H259V25H257ZM30 27H33V26H30ZM30 27H28V28H30ZM64 27H66V26H64ZM115 27H116V25H115ZM136 27H137V25H136ZM136 27H134V28H132V29H133V30H137L138 28L135 29ZM167 27H169V26H167ZM167 27H166V28H167ZM171 27H172V26H171ZM215 27L217 28V26H215ZM222 27H223V25H222ZM231 27H232V26H231ZM250 27H251V25H250ZM254 27H255V26H253V28H254ZM36 28H37V27H36ZM62 28H63V26H62ZM66 28H67V27H66ZM96 28H97V27H96ZM117 28H118V27H117ZM121 28H122V27H121ZM127 28H128V27H127ZM127 28H126V31L128 30ZM176 28H177V27H176ZM179 28H180V27H179ZM213 28H214V27H213ZM219 28H221V27L219 26ZM219 28H217V29H219ZM37 29H38V28H37ZM80 29H81V28H80ZM82 29H83V28H82ZM89 29H91V28H89ZM97 29H98V28H97ZM103 29H104V28H103ZM106 29L109 30L110 28H106ZM123 29H124V28H123ZM132 29H129L128 31H130V30L132 31ZM141 29H142V28H141ZM159 29H158V30H159ZM167 29H169V28H167ZM172 29H173V28H172ZM210 29H211V28H210ZM210 29H209V30H210ZM226 29H227V28H226ZM230 29H231V28H230ZM234 29H235V28H234ZM1 30H2V29H1ZM25 30H26V29H25ZM33 30H34V29H33ZM76 30H77V31H76ZM91 30H92V29H91ZM91 30H90V31H91ZM99 30H100V28H99ZM99 30H98V31H99ZM104 30H105V29H104ZM111 30H113V29H111ZM116 30H117V29H116ZM139 30H140V29H139ZM148 30H150V29H148ZM163 30H164V31H163ZM173 30H174V29H173ZM182 30H183V29H182ZM211 30H212V29H211ZM261 30L264 31L263 29H261ZM27 31H30V30L27 29ZM31 31H32V30H31ZM34 31H36V30H34ZM45 31H46V30H45ZM47 31H48V30H47ZM50 31H51V30H50ZM50 31H49V32H50ZM94 31L96 32V30H94ZM94 31H93V32H94ZM109 31H110V30H109ZM128 31H127V32H128ZM151 31H152V30H151ZM168 31H169V30H168ZM196 31H197V30H196ZM215 31H216V30H215ZM215 31H214V32H215ZM0 32H1V31H0ZM43 32H44V31H43ZM62 32H63V29H62L61 33H62ZM84 32H85V31H84ZM99 32H100V31H99ZM101 32H102V31H101ZM103 32H104V31H103ZM107 32H108V31H107ZM111 32H112V31H110V33H111ZM116 32H118V31H116ZM121 32H122V31H121ZM153 32H154V27H153ZM153 32H152V33H153ZM171 32H173V31L171 30ZM194 32H195V31H194ZM194 32H193V33H194ZM198 32H199V31H198ZM210 32H211V31H210ZM228 32H229V31H228ZM230 32H231V31H230ZM233 32H235V33L237 34L236 30H235V31L233 30ZM233 32H232V33H233ZM51 33H52V31H51ZM51 33H50V34H51ZM63 33H64V32H63ZM65 33H66V32H65ZM65 33H64V34H65ZM78 33H80V32H78ZM96 33H98V32H96ZM110 33H109V34H110ZM112 33H113V32H112ZM119 33H120V32H119ZM123 33H124V31H123ZM130 33H131V32H130ZM132 33H134V32L132 31ZM145 33H147V32H145ZM185 33H186V32H185ZM187 33H188V31H187ZM196 33H197V32H196ZM211 33H212V32H211ZM226 33H227V32H226ZM226 33H225V34H226ZM259 33H261V32H259ZM40 34H41V32H40ZM40 34H39V35H40ZM42 34H43V33H42ZM59 34H60V33H59ZM64 34H63V35L61 34V35L64 36ZM76 34H77V33H76ZM80 34H81V33H80ZM89 34H90V33H89ZM92 34H93V36H94V33H92ZM98 34H99V33H98ZM106 34H107V33H106ZM109 34H108V35H109ZM117 34H118V33H117ZM120 34H121V33H120ZM143 34H144V33H143ZM147 34H148V33H147ZM147 34H146V36H147ZM149 34H150V32H149ZM149 34H148V35H149ZM169 34H170V33H169ZM183 34H184V33H183ZM188 34H189V33H188ZM212 34H214V33H212ZM221 34H224V33H221ZM225 34H224V35H225ZM242 34H243V32H242ZM261 34H262V37H263L264 34H263V33H261ZM1 35H2V34H1ZM46 35H48V34H46ZM86 35H87V34H86ZM90 35H91V34H90ZM103 35H104V34H102V36H103ZM108 35H106V36H108ZM123 35H127L128 37L130 36V35H129V32H128V34L125 33V34H123ZM137 35H138V34H137ZM141 35H142V34H141ZM157 35H158V34H157ZM159 35H160V34H159ZM162 35H163V34H162ZM185 35H186V34H185ZM195 35H196V34H195ZM214 35H215V34H214ZM216 35H218V33H217ZM219 35H220V34H219ZM238 35H239V34H238ZM248 35H249V34H248ZM7 36H8V35H7ZM40 36H41V35H40ZM48 36H49V35H48ZM57 36H58V35H57ZM59 36H60V35H59ZM70 36H71V34H70ZM73 36H77V35H74V34H73L72 37H73ZM83 36H84V35H83ZM109 36H110V35H109ZM116 36H117V35H116ZM116 36H115V37H116ZM144 36H145V34H144ZM189 36H190V35H189ZM225 36H227V35H225ZM241 36H242V35H240L239 38H240ZM11 37H12V36H11ZM11 37H10V38H11ZM45 37H46V36H45ZM79 37H80L79 39H81V36H79ZM89 37H90V36H89ZM103 37H104V36H103ZM112 37H113V36H112ZM112 37H111V38H112ZM115 37H114V38H115ZM121 37H122V36H121ZM133 37H134V36H133ZM140 37H141V36H140ZM149 37H151V34L149 35ZM156 37H157V36H156ZM160 37H163V36H160ZM160 37H159V38H160ZM214 37H215V36H214ZM214 37H213V38H214ZM219 37H221V36H219ZM231 37H234V36H231ZM247 37H248V36H247ZM247 37H244V38H247ZM249 37H250V36H249ZM4 38H5V37H4ZM4 38H3V39H4ZM8 38H9V37H8ZM8 38H6V43L10 41V40H9L10 38H9V39H8ZM15 38H16V37H15ZM62 38H63V37H62ZM62 38H61V39H62ZM70 38H71V37H70ZM70 38H69V40H70ZM83 38H84V37H82V39H83ZM85 38H86V36H85ZM96 38H97V37H96ZM101 38H102V37H101ZM119 38H120V36H119V37L117 36V39H116V40L114 39V40H115L114 42H115V44L117 45V47H128V45H129L128 40H123L124 38H123L122 40H120L121 38H120V39H119ZM152 38H154V37H152ZM163 38H164V37H163ZM213 38H212V39H213ZM217 38H218V37H217ZM223 38H226V37L223 36ZM227 38L229 39V34H228V37H227ZM227 38H226V39H227ZM236 38H237V37H236ZM236 38H235V39H236ZM244 38H243V36L241 37V39H244ZM251 38H252V37H251ZM7 39H8L9 41H7ZM13 39H14V38H13ZM13 39H12V40H13ZM52 39L54 40V38H52ZM52 39H50V41H53ZM59 39H60V37H59ZM72 39H74V38H72ZM75 39H76V38H75ZM93 39H94V38H93ZM99 39H100V38L98 37V40H99ZM107 39H108V38H107ZM127 39H128V38H127ZM132 39H133V38H132ZM154 39H155V38H154ZM161 39H162V38H161ZM192 39H193V37H192ZM192 39H191V40H192ZM219 39H221V38H219ZM248 39H249V38H248ZM252 39H253V38H252ZM0 40H1V39H0ZM19 40H20V39H19ZM55 40H56V39H55ZM63 40H65V39L63 38L61 41H63ZM77 40H78V39H77ZM98 40H97V41H98ZM104 40H106V38H105ZM111 40H112V39H111ZM117 40H119V41H117ZM155 40H156V39H155ZM155 40H152V39L148 38V36H147V37H143L141 40H140V38H139V40H137L138 42H135V40H134V42L138 45V48H139V49H137V50H135V47H136L137 45L135 46V44H134L133 41H132L131 43L134 44V45H132V46H135V47H134V50H135V51H134V50L131 51V48H130L129 53H128V54L126 55V57H125L126 60L129 59L130 57H132L134 52H135V53H137V52H138V53H139V52L146 53V52H147V53H149V55H150L151 53H154L153 49H155V48L159 45V44L156 43L157 40H156V41H155ZM159 40H160V39H159ZM162 40H163V39H162ZM167 40H168V39H167ZM194 40H195V39H194ZM217 40H218V39H217ZM223 40H224V39H223ZM229 40H230V39H229ZM229 40H228V41H229ZM236 40H237V39H236ZM249 40H250V39H249ZM23 41H24V40H23ZM61 41H60V42H61ZM79 41H80V40H79ZM83 41H84V40H83ZM85 41H86V40H85ZM85 41H84V42H85ZM94 41H96V40H94ZM163 41H164V40H163ZM165 41H166V40H165ZM237 41H238V40H237ZM237 41H236V43H237ZM2 42H3V40L1 41V44H2ZM10 42H11V41H10ZM10 42H9V43H10ZM15 42H16V41H15ZM15 42L13 41V43H15ZM56 42H57V41H56ZM66 42H67V41H66ZM70 42H71V41H70ZM77 42H78V41H77ZM100 42H101V41H100ZM102 42H103V41H102ZM166 42H167V41H166ZM226 42H227V40H226ZM229 42H231V41H229ZM233 42H235V41H233ZM233 42H232V43H233ZM241 42H242V41H241ZM241 42H240V44H242L241 46L243 47L244 44H246V43H241ZM245 42H246V41H245ZM9 43H7V44H9ZM26 43H27V42H26ZM49 43H50V42H49ZM63 43H64V42H63ZM80 43H81V42H80ZM158 43H159V42H158ZM163 43H164V42H163ZM167 43H168V42H167ZM167 43H165V45H166ZM169 43H170V42H169ZM217 43H218V42H217ZM220 43H223V42L220 41ZM224 43H225V42H224ZM236 43H235V44H236ZM251 43H252V40H251ZM257 43H258V42H257ZM259 43H261V42H259ZM262 43H263V42H262ZM1 44H0V45H1ZM11 44H12V43H10V45H11ZM18 44H19V43H18ZM50 44H51V43H50ZM50 44L48 45V47L50 46ZM53 44H54V41H53ZM60 44H61V43H60ZM68 44H69V43H68ZM76 44H77V43H76ZM113 44H114V43H113ZM233 44H234V43H233ZM233 44H232V45H233ZM235 44H234V45H235ZM247 44H250V43H247ZM253 44H254V43H253ZM10 45H8V46H10ZM16 45H17V43H16ZM24 45H25V43H24ZM57 45H58V43H57ZM61 45H62V44H61ZM79 45H80V44H79ZM81 45H82V43H81ZM84 45H86V44H84ZM98 45H99V44H98ZM100 45H101V44H100ZM104 45H105V44H104ZM111 45H112V44H111ZM161 45H162V44H161ZM223 45H224V44H223ZM229 45H230V44H229ZM238 45H239V44H238ZM258 45H259V44H258ZM262 45H263V44H262ZM5 46H6V44H5ZM12 46H13V45H12ZM51 46H52V44H51ZM51 46H50V47H51ZM65 46H66V44H65ZM69 46H70V44H69ZM69 46H68V47H69ZM159 46H160V45H159ZM166 46H167V45H166ZM166 46H164V47H166ZM170 46H172V45H170ZM170 46H169V47H170ZM255 46H256V45H255ZM260 46H261V45H260ZM263 46H264V45H263ZM3 47H4V45H3ZM21 47H22V46H21ZM23 47H24V46H23ZM60 47H62V46H60ZM74 47H75V45H74ZM78 47H79V46H78ZM106 47H107V45H106ZM129 47H131V46L129 45ZM229 47H230V46H229ZM229 47H228V48H229ZM245 47H246V46H245ZM250 47H251V46H250ZM250 47H249V48H250ZM25 48H26V47H25ZM52 48H55V47H52ZM52 48H50V49H52ZM63 48H64V47H63ZM63 48H61V49H63ZM66 48H67V47H66ZM71 48H72V47H71ZM71 48H70V49H71ZM101 48H102V47H101ZM159 48H160V47H159ZM159 48H158V49H159ZM180 48H181V47H180ZM231 48H232V47H230V49H231ZM234 48H235V47H234ZM234 48H233V49H234ZM249 48H247V49H249ZM251 48L253 49L254 47H251ZM257 48H258V47H257ZM7 49H8V48H7ZM56 49H57V48H55V50H56ZM105 49H106V48H105ZM114 49H115V48H114ZM118 49H119V48H118ZM128 49H129V48H128ZM161 49H162V48H161ZM193 49H196V48H193ZM230 49H229V51H230ZM233 49H232V50H233ZM235 49H236V48H235ZM242 49H243V48H242ZM245 49H246V48H245ZM258 49H259V48H258ZM261 49H262V48H261ZM263 49H264V48H263ZM10 50H11V47H10ZM52 50H54V49H52ZM57 50H58V49H57ZM57 50H56V51H57ZM68 50H69V49H68ZM188 50H189V49H188ZM227 50H228V49H227ZM7 51H9V50H7ZM12 51H13V50H12ZM58 51H59V50H58ZM124 51H125V49H124ZM133 51H134V52H133ZM136 51H137V52H136ZM155 51H156V50H155ZM157 51H158V50H157ZM164 51H165V53L168 54V56H170V57L172 56V57H174V59L177 58V59L179 60V63H181L182 65L184 64V67H185L187 64H188V65H191V64L196 65V64H194V63H196V62L199 60V59H198L199 57H196V55L199 54V53L197 52V50H195V51H192V50H191V51H189L188 53H187V52L185 53V52L181 51V49H179V48H175V46H174V48L172 47V49H169L168 46H167V48H165ZM198 51H199V50H198ZM236 51H239V52H240V50H238V48H237V50H235V52H236ZM246 51H247V50H246ZM254 51H255V50H254ZM256 51H257V50H256ZM263 51H264V50H263ZM1 52H2V50H1ZM53 52H54V51H53ZM65 52H66V51H65ZM158 52H159V51H158ZM160 52H161V55H163V54H162V51H160ZM199 52H200V51H199ZM235 52L233 51V53H235ZM259 52H260V51H259ZM261 52H262V51H261ZM10 53H11V52H10ZM60 53H62V52L60 51ZM135 53H134V54H135ZM165 53H164V54H165ZM6 54H7V52H6ZM106 54H107V53H106ZM111 54H112V53H111ZM113 54H114V53H113ZM157 54H158V53H157ZM167 54H166V55H167ZM247 54H248V52H247ZM249 54H251V53L249 52ZM258 54H259V53H258ZM261 54H263V53H261ZM8 55H9V54H8ZM62 55H63V54H62ZM66 55H67V53H66ZM73 55H74V54H73ZM108 55H109V54H108ZM122 55H123V54H122ZM131 55H132V56H131ZM149 55H148V56H149ZM235 55H236V54H235ZM240 55H241V54H240ZM240 55H239V56H240ZM243 55H244V54H243ZM245 55H246V54H245ZM68 56H69V53H68ZM70 56H71V55H70ZM74 56H76V55H74ZM95 56H96V55H95ZM106 56H107V55H106ZM142 56H143V55H142ZM237 56H238V55H237ZM241 56H242V55H241ZM259 56H260V55H259ZM62 57H64V56H62ZM66 57H67V56H66ZM98 57H100V56H98ZM107 57H108V56H107ZM134 57H135V55H134ZM156 57H157V56H156ZM165 57H166V56H165ZM246 57H248V55H247ZM257 57H258V56H257ZM263 57H264V56H263ZM73 58H74V57H73ZM118 58H119V57H118ZM137 58H138V57H137ZM137 58H135V59H137ZM140 58H141V57H140ZM144 58H145V57H144ZM144 58L142 57V58H141V61H142V59H144ZM147 58H148V57H147ZM163 58H164V57H163ZM168 58H169V57H168ZM225 58H226V57H225ZM227 58H228V57H227ZM227 58H226V59H227ZM234 58H235V57H234ZM243 58H245V57H243ZM255 58H256V57H255ZM65 59H66V58H65ZM74 59H75V58H74ZM79 59H80V58H79ZM103 59H104V58H103ZM112 59H113V58H112ZM121 59H122V58H121ZM132 59H133V57L131 58V60H132ZM166 59H167V58H166ZM170 59H172V58H170ZM174 59H173V60H174ZM223 59H224V58H223ZM237 59H238V58H237ZM237 59H235V60H237ZM258 59H259V57H258ZM72 60H73V59H72ZM80 60H81V59H80ZM106 60H107V59H106ZM129 60H130V59H129ZM131 60H130V61H131ZM147 60H148V59H147ZM155 60H156V59H155ZM160 60L162 61L161 58H160ZM260 60H261V59H260ZM0 61H1V60H0ZM70 61H71V60H70ZM91 61H92V60H91ZM94 61H95V59H94ZM96 61H97V60H96ZM100 61H101V60H100ZM110 61H111V60H110ZM120 61H121V60H120ZM130 61L128 62L129 64L132 63V62H130ZM149 61H150V60H149ZM156 61H157V60H156ZM165 61H166V60H165ZM170 61H171V60H170ZM180 61H181V62H180ZM230 61H231V59H230ZM258 61H259V60H258ZM261 61H262V60H261ZM1 62H2V61H1ZM33 62H34V61H33ZM40 62H41V60H40ZM45 62H46V61H45ZM53 62H54V61H53ZM67 62H68V61H67ZM71 62H73V61H71ZM74 62H75V61H74ZM115 62H116V61H115ZM134 62H135V61H134ZM136 62H137V61H136ZM150 62H151V61H150ZM171 62H172V61H171ZM228 62H229V61H228ZM256 62H257V61H256ZM2 63H3V62H2ZM30 63H31V62H30ZM37 63H39V62H37ZM42 63H43V62H42ZM56 63H57V62H56ZM64 63H66V62H64ZM76 63H77V62H76ZM76 63H75V65H76ZM119 63H121V62H119ZM126 63H127V62H126ZM141 63H143V62H141ZM141 63H140V64H141ZM155 63H157V62H155ZM155 63H154V64H155ZM174 63H175V62H174ZM176 63H178V61H177ZM197 63H198V62H197ZM235 63H236V62H235ZM252 63H253V62H252ZM4 64H5V63H4ZM10 64H11V62H10ZM40 64H41V63H40ZM40 64H39V65H40ZM45 64H47V62H46ZM79 64H80V63H79ZM79 64H78V65H79ZM93 64H94V63H93ZM99 64H100V63H99ZM102 64H103V63H102ZM107 64H108V61H107ZM115 64H116V63H115ZM115 64H112V66H114L112 69H116ZM121 64H122V63H121ZM124 64H125V63H124ZM134 64H135V63H134ZM136 64H137V63H136ZM151 64H152V62H151ZM160 64H161V63H160ZM185 64H186V65H185ZM233 64H234V63H233ZM233 64H232V66H233ZM259 64H260V63H259ZM259 64H258V65H259ZM27 65H28V64H27ZM34 65H35V64H34ZM70 65H71V64H70ZM73 65H74V64H73ZM87 65H88V63H87ZM89 65H90V64H89ZM94 65H95V64H94ZM161 65H162V64H161ZM167 65H168V64H167ZM169 65H170V63H169ZM172 65H173V64H172ZM172 65H171V66H172ZM177 65H178V64H177ZM229 65H230V63H229ZM245 65H246V64H245ZM253 65H254V64H253ZM48 66H49V65H48ZM59 66H60V64L58 65V67H59ZM90 66H91V65H90ZM90 66H88V67H90ZM101 66H102V65H101ZM105 66H106V65H105ZM109 66L111 67V65H109ZM119 66H120V65H119ZM123 66H124V65H123ZM139 66H140V65H139ZM141 66H142V65H141ZM141 66H140V70H143V71H144V69H142ZM147 66H148V65H147ZM147 66H146V67H147ZM153 66H154V65H153ZM163 66H164V65H163ZM175 66H176V65H174V67H175ZM179 66H180V65H179ZM239 66H240V65H239ZM256 66H257V65H256ZM32 67H33V66H32ZM62 67H64V66H62ZM73 67H74V66H72V68H73ZM95 67H96V66H95ZM127 67H128V65H127ZM132 67H134V66H132ZM167 67H168V66H167ZM172 67H173V66H172ZM181 67H182V66H181ZM190 67H191V66H190ZM240 67H241V66H240ZM240 67H239V68H240ZM248 67H249V65H248ZM257 67H259V66H257ZM260 67H261V66H260ZM260 67H259V68H260ZM0 68H1V67H0ZM4 68H5V67H4ZM4 68H3V69H4ZM35 68H36V67H35ZM35 68H34V69H35ZM65 68H66V67H65ZM67 68H68V66H67ZM78 68H79V67H78ZM81 68H82V67H81ZM124 68H125V67H124ZM155 68L157 69L156 66H155ZM155 68H154V70H155ZM185 68H186V67H185ZM187 68H188V67H187ZM230 68H231V67H230ZM232 68L234 69V68H237V67H234V66H233ZM239 68H237L236 71H237V73H238L237 76H238V83L240 84V87H239L238 85H237V86H238L239 88H242V89H243V90L240 89V91H241V90L243 91L244 96H246V99L249 98V99H252V100H253V99H254V100H258L259 102L261 101L260 104H262V106H263V110H264V74L259 73L260 71H259V72H258V71L256 72L255 70H252L253 67H252V69H249V68H246V67L243 68V69H241V68L239 69ZM7 69H8V68H7ZM46 69H47V68H46ZM52 69H55V68H52ZM52 69H51V70H52ZM90 69H91V68H90ZM93 69H94V67H93ZM95 69H96V68H95ZM104 69H105V68H104ZM117 69H118V67H117ZM120 69H121L120 71H116V72L114 73L115 75L105 76L106 74H104V75H102V76H104L103 78H101V79H98V78H97V80H100V81L103 80V81H104V82L102 83V84H103V87H105V88L109 91V92H107V93H109V96H108L107 98L105 97V98L103 99V102H102V97L100 98V102L103 103V105H107V106H108V105H112L115 101H118V100L121 101V99H118V98H119L120 96H124V95H126L125 93H128V94H129V92L127 91V90H129V89L132 90V91H130V96H131V98H133L134 100H137V99L139 100V99L142 98V97H143V98H144V97L146 98V97L148 96V95H147V96L142 95V94L144 93V92L141 93V90H142L143 88H142V89H140V88H141L142 86H144V85H140L141 82L138 80V79L140 78L139 76H141V75L143 76V74H142L143 71H141L140 74H135V75H134V72H135V71H133V74H132L131 76H132L133 79L136 78L135 81H136V80H138V81L135 82V83H136L135 85H131V86L129 87V85H130L129 82H130V80H131V76L129 75L130 70H129V68H128V69H123V67L120 68ZM149 69H151V68H148V71H149ZM168 69H169V68H168ZM180 69H182V68H180ZM192 69L195 70L194 68H192ZM58 70H59V69H58ZM58 70H57V72H59ZM62 70H63V68H62ZM64 70H65V69H64ZM64 70H63V71H64ZM81 70H82V69H81ZM98 70H99V69H98ZM133 70H136V69L134 68ZM159 70H160V69H159ZM173 70H174V69H173ZM9 71H10V69H9ZM36 71H37V70H36ZM70 71H71V69H70ZM94 71H95V70H94ZM94 71L92 70V72H94ZM114 71H115V70H114ZM114 71H113V72H114ZM137 71H138V69H137ZM146 71H147V70H146ZM157 71H158V69H157ZM157 71H153V69H151V71H149V72H145L144 75H145L146 73H152V74L154 75V73H156ZM163 71H164V70H163ZM171 71H172V70H171ZM179 71L181 72L182 70H179ZM185 71H186V70H185ZM189 71H190V70H189ZM200 71H201V70H200ZM232 71H233V70H232ZM234 71H235V70H234ZM4 72H5V71H4ZM17 72H18V71H17ZM40 72H42V71H40ZM40 72H39V73H40ZM52 72L55 73V77L58 76V80H57L56 83H54V82H53V83H50V82H51V81H50L47 85H45V83L42 84V82L38 83V82L35 81V82H33V83H30V84L27 83L28 85L24 82V83L26 84L27 87H26L24 84H23V86H22V85H21V86H22V88H25V89H27V90L30 89V90L34 91V92H35V95H36V92H37V93H38V96H39V94H40L41 96L45 97V98L48 99L49 101H52V100H54V99L58 96V94H57V96H56V93H58V91H60L61 89H64L65 91H68V92H66L67 94H65V95H69V96H70V95H74V96H75V94L80 93V91H81L82 89L78 92L77 89H75V88H76L77 86H79V85H78L79 82H81L84 78H86V76H88L87 74L85 75V72L81 74L82 71H80V73H79V70H78V74H80L79 76L81 77V80H80V78H78V81L80 80L79 82L76 81V82H78V83H76L75 81L72 80L70 83L75 82L76 85H74V83H73V86L71 85L70 88H68V89H69V90H68L67 87H65V88H66V89H65V88H62V86H63V83H65L67 80H68V82H69V80H71L70 78L68 79V77L70 76V72H68V71H66V70L64 71V73H62V72L60 71L61 74H60V72H59V74L56 73L55 70H52ZM52 72H50V73L54 75V73H52ZM67 72H68L69 76L67 75ZM71 72H72V71H71ZM74 72H75V71H74ZM96 72H97V69H96ZM111 72H112V70H111ZM111 72H109V73L111 74ZM165 72H167V71L165 70ZM165 72H164V73H165ZM168 72H169V71H168ZM263 72H264V71H263ZM12 73H13V72H12ZM21 73H22V72H21ZM23 73H25V72L23 71ZM35 73H36V72H35ZM72 73H73V72H72ZM135 73H138V72H135ZM158 73H159V72H158ZM162 73H163V72L161 71V74H162ZM169 73H170V72H169ZM173 73H174V72H173ZM178 73H179V72H178ZM184 73H185V72H184ZM191 73H192V72H191ZM203 73H204V72H203ZM234 73H235V72H233V75H234ZM17 74H18V73H17ZM25 74H26V73H25ZM25 74H24V75H25ZM36 74H37V73H36ZM76 74H77V71H76L75 75H76ZM78 74H77V75H78ZM93 74H95V73H93ZM93 74H92V75H93ZM96 74H97V73H96ZM107 74H108V73H107ZM112 74H113V73H112ZM130 74H131V73H130ZM166 74H167V73H166ZM185 74H187V73H185ZM189 74H190V73H189ZM196 74H199V72L196 73ZM200 74H201V73H200ZM0 75H1V74H0ZM15 75H16V74H15ZM24 75H23V76H24ZM28 75H29V74H28ZM31 75H33V74H31ZM66 75H67V76H66ZM73 75H74V74H73ZM73 75H72V78H73ZM164 75H165V74H164ZM176 75H177V74H176ZM176 75H174L173 79H170L173 75H171V76H170V75H167V76H170L169 79L167 78V81H166L167 84H166V83H163V82L166 80V78H161L162 80L164 79V81H162L161 84H166V85L168 86V87H167V86L165 85L166 90L168 89V92L171 93V94H172V93H173V94H177V96H178V94H179V95H181V94H182V95H183V94H188V97H189V95L192 96V94H191L190 91H194V93H195V90H196V86H194V84H192L193 82L191 83V82L187 81L186 77L183 76V75H181V76L178 75L179 77H177ZM190 75H191V74H190ZM190 75L188 76L189 78H190ZM235 75H236V74H235ZM1 76H2V75H1ZM23 76H22L21 79H23ZM29 76H30V75H29ZM33 76H34V75H33ZM37 76H38V75H37ZM37 76H36V77H37ZM39 76H40V75H39ZM145 76H146V75H145ZM167 76H166V77H167ZM191 76H192V75H191ZM195 76H196V75H195ZM195 76H194V77H195ZM201 76H202V75H201ZM237 76H236V77H237ZM2 77H3V76H2ZM2 77H1V78H2ZM27 77H28V76H27ZM49 77H51V76L49 75ZM55 77H54V79H55ZM70 77H71V76H70ZM76 77H77V76H75V78H76ZM137 77H139V78H137ZM160 77H162V75H161ZM183 77H184V80H183ZM192 77H193V76H192ZM12 78H13V77H12ZM25 78H26V77H25ZM66 78H67V80H66ZM89 78H90V76H89ZM145 78H146V77H145ZM189 78H188V79H189ZM198 78H199V77H198ZM201 78H202V77H201ZM2 79H3V78H2ZM2 79H1V80H2ZM18 79H19V78H18ZM21 79H20V80H21ZM27 79H28V78H27ZM31 79H32V78H31ZM92 79H93V78H92ZM133 79H132V80H133ZM140 79H141V78H140ZM142 79H143V77H142ZM142 79H141V81H142ZM147 79H148V78H147ZM153 79H154V78H153ZM236 79H237V78H236ZM23 80H25V79H23ZM35 80H37V79L35 78ZM42 80H43V79H42ZM74 80H77V79H74ZM85 80H86V79H85ZM87 80H88V79H87ZM94 80H96V79H94ZM191 80H192V79H191ZM2 81H3V80H2ZM9 81H10V80H9ZM31 81H32V80H31ZM38 81H39V79H38ZM61 81H64V82L61 83ZM88 81H89V80H88ZM88 81H87V82H88ZM145 81H146V80H145ZM157 81H158V80H157ZM197 81H198V80H197ZM235 81H236V80H235ZM0 82H1V81H0ZM3 82H4V81H3ZM3 82H2V84H3ZM5 82H6V81H5ZM15 82H16V81H15ZM15 82H14V83H15ZM68 82H67V83H68ZM82 82H83V81H82ZM82 82H81V83H82ZM90 82H91V81H90ZM90 82H89V83H90ZM98 82H99V81H98ZM131 82L134 84V81H131ZM131 82H130V83H131ZM202 82H203V81H201L200 84H201ZM7 83H8V82H7ZM19 83H20V82H19ZM70 83H69V84H70ZM84 83H85V82H84ZM132 83H131V84H132ZM158 83H159V82H158ZM194 83H195V82H194ZM196 83H197V82H196ZM4 84H5V83H4ZM4 84H3V85H4ZM10 84H11V83H10ZM60 84H61V85H60ZM79 84H80V83H79ZM96 84H97V83H96ZM143 84H144V83H143ZM234 84H235V82H234ZM6 85H7V84H6ZM15 85H16V84H15ZM65 85H67V84H65ZM88 85H89V84H88ZM147 85H149V84L147 83ZM198 85H199V83H198ZM12 86H13V85H12ZM75 86H76V87H75ZM84 86H85V84H84ZM84 86H83V87H84ZM90 86H92V85H90ZM97 86H98V85H97ZM100 86L102 87V85H100ZM100 86H99V88H100ZM126 86H127L128 88H125ZM154 86H155V85H154ZM157 86H159V84H158ZM161 86H162V85H161ZM7 87H8V86H7ZM71 87H73V88H71ZM79 87H80V86H79ZM86 87H87V86H86ZM86 87H85V88H86ZM94 87H95V86H94ZM238 87H237V88H238ZM8 88H9V87H8ZM10 88H11V87H10ZM12 88H13V87H12ZM14 88H15V86H14ZM16 88H17V87H16ZM16 88H15V89H16ZM88 88H90V87H88ZM99 88H98V91H99ZM131 88H132V89H131ZM156 88H157V87H156ZM161 88H162V87H161ZM5 89H6V88H5ZM19 89H21V88H19ZM86 89H87V88H86ZM92 89H93V88H92ZM94 89H95V88H94ZM103 89H104V88H103ZM163 89H164V88H163ZM13 90H14V89H13ZM21 90H23V89H21ZM64 90H63V92H65ZM78 90H79V89H78ZM107 90H106V91H107ZM147 90H148V86H147ZM154 90H155V89H154ZM158 90H160V88H159ZM166 90H165V92H167ZM197 90H199V88H198ZM197 90H196V91H197ZM237 90H238V89H237ZM25 91H26V90H25ZM85 91H86V90H85ZM96 91H97V89H96ZM106 91H105V92H106ZM126 91H127V92H126ZM143 91H144V90H143ZM150 91H151V90H150ZM156 91H157V90H156ZM200 91H201V89H200ZM240 91H239V92H240ZM14 92H15V91H14ZM61 92H62V91H61ZM63 92H62V93H63ZM145 92H146V91H145ZM147 92H148V91H147ZM165 92H164V93H165ZM188 92H190V93H188ZM11 93H12V91H11ZM86 93H87V92H86ZM90 93H91V91H90ZM90 93L85 94L86 96L83 95L82 98H81V101H80V102L78 101V103H79L78 105H77V103H76L77 101L75 102L76 105H77L78 107L74 106V109L71 108L69 111H67L69 108L66 109V112L64 111L65 114L61 111L60 113H63V114L65 115V116L63 115V116L65 117V118H63V119H66V121H67V120H68V121H70V120H73V121L77 120V121H79L78 118L80 119V118L82 117L81 115H86V114H88V113H89V115H90V111H95L96 109H99L98 104H96L97 102L95 103V101H97V100H95L96 95H95V96H92L94 93H93L92 95H90ZM97 93H98V92H97ZM107 93H106V94H107ZM148 93H149V92H148ZM151 93H152V92H151ZM164 93H162V94H164ZM192 93H193V92H192ZM194 93H193V95H194ZM197 93H198V92H197ZM201 93H202V92H201ZM59 94H60V92H59ZM153 94H154V93H153ZM153 94H152V95H153ZM166 94H167V93H166ZM173 94H172V97H173ZM195 94H196V93H195ZM100 95H101V94H100ZM100 95H99V96H100ZM103 95H104V94H103ZM103 95H101V96H103ZM154 95H155V94H154ZM168 95H169V94H168ZM168 95H167V96L164 95V96H165V97H168ZM182 95H181V96H182ZM15 96H16V94H15ZM18 96L22 98V97L25 96V93H24V92L19 93ZM27 96H28V92H27ZM77 96H78V95H77ZM99 96H97V98H99ZM104 96H105V95H104ZM158 96H159V95H158ZM169 96H170V95H169ZM181 96H178V98L180 97V99H182ZM183 96H184V95H183ZM194 96H195V95H194ZM30 97H31V96H30ZM33 97H34V96H33ZM70 97H71V96H70ZM78 97H79V96H78ZM124 97H125V96H124ZM124 97H123V98H124ZM155 97H156V96H155ZM172 97H170V99H171ZM174 97H175V96H174ZM174 97H173V98H174ZM185 97H187V95H186ZM197 97H198V96H197ZM15 98H16V97H15ZM21 98H20V99L18 98L19 101L21 100ZM24 98H25V97H24ZM45 98H44V99H45ZM62 98H64V97H62ZM62 98H61V99H62ZM67 98H68V97H67ZM152 98H153V97H152ZM157 98H158V97H157ZM161 98H162V97H161ZM161 98H159V99L161 100ZM168 98H169V97H168ZM178 98H176V99H178ZM183 98H184V97H183ZM16 99H17V98H16ZM18 99H17V100H18ZM33 99H34V98H33ZM40 99H43V98L41 97ZM46 99H45V100H46ZM125 99H126V98H125ZM150 99H151V97H150ZM154 99H156V98H154ZM154 99H153V100H154ZM166 99H167V98H166ZM185 99H187V98H185ZM190 99H191V101L193 102V101H195L196 98L194 99V98L191 97ZM190 99H189V100H190ZM197 99H199V98H197ZM204 99H205V98H204ZM34 100H35V99H34ZM37 100H38V99H36V101H37ZM45 100H44V101H45ZM98 100H99V99H98ZM114 100H115V101H114ZM144 100H145V99H144ZM148 100H149V98H148ZM148 100H147V101H148ZM151 100H152V99H151ZM151 100H150V101H151ZM157 100H158V99H157ZM163 100H164V99H163ZM171 100H172V99H171ZM29 101H30V99H29ZM29 101H27V102H29ZM36 101H34V102L36 103ZM41 101H42V100H41ZM55 101H56V100H55ZM59 101H60V100H59ZM59 101H57V102H59ZM112 101H114V102H112ZM122 101H123V100H122ZM126 101H127V100H126ZM131 101H133V100L131 99ZM142 101H143V100H141V102H142ZM145 101H146V100H145ZM150 101H149V102H150ZM158 101H159V100H158ZM178 101H179V100H178ZM183 101H186V100H183ZM183 101H182V102H183ZM199 101H200V100H199ZM210 101H211V100H210ZM258 101H257L256 103H259ZM123 102H124V101H123ZM123 102H122V104H124ZM129 102H130V101H129ZM136 102H139V101H136ZM152 102H153V101H152ZM155 102H157V101H155ZM171 102H172V101H171ZM174 102H176V101L174 100ZM186 102H187V101H186ZM189 102H190V101H189ZM196 102L198 103V100H197ZM202 102H203V101H202ZM207 102H209V101H207ZM211 102H212V101H211ZM254 102H255V101H254ZM20 103H21V102H20ZM22 103H23V101H22ZM41 103L43 104V102H41ZM41 103H40V104H41ZM54 103H55V102H54ZM75 103H74V105H75ZM110 103H112V104H110ZM120 103H121V102H120ZM120 103H119V104H120ZM145 103H146V102H145ZM179 103H181V102H179ZM199 103H201V101H200ZM212 103H214V102H212ZM218 103H219V102H218ZM248 103H249V102H248ZM256 103H255V104H256ZM38 104H39V103H37L36 106H38ZM42 104H41V105H42ZM45 104H46V103H45ZM140 104H142V103H140ZM150 104H152V103H150ZM154 104H155V103H154ZM187 104H188V103H187ZM190 104H191V102H190ZM192 104H194V103H192ZM202 104H203V103H202ZM202 104H201V105H202ZM204 104H205V103H204ZM209 104H210V103H209ZM209 104H207V105H209ZM220 104H221V103H220ZM249 104H250V103H249ZM255 104L253 103V105H255ZM47 105H48V104H47ZM54 105H55V104H54ZM54 105H52V106L54 107ZM63 105H64V104H63ZM63 105H62V106H63ZM71 105H72V104H71ZM114 105H115V104H114ZM114 105H113V106H114ZM120 105H121V104H120ZM125 105H126V104H125ZM134 105H135V104H134ZM136 105H137V104H136ZM136 105H135V106H136ZM152 105H153V104H152ZM152 105H151V106H152ZM161 105H163V104H161ZM161 105H160V106H161ZM164 105H165L164 107L166 108L167 105H166V104H164ZM183 105H184V102H183ZM253 105H250V106L253 107ZM126 106H128V105H126ZM131 106H132V105H131ZM140 106H143V105H140ZM146 106H148V105H146ZM149 106H150V105H149ZM154 106H155V105H154ZM156 106H157V104H156ZM156 106H155V107H156ZM172 106H173V105H172ZM181 106H182V105H181ZM188 106L190 107V105H188ZM203 106H204V105H203ZM211 106H212V105H211ZM214 106H216V105H214ZM217 106H218V105H217ZM219 106H220V105H219ZM223 106H224V105H223ZM39 107H40V106H39ZM46 107H47V106H46ZM48 107H49V106H48ZM66 107H67V106L65 105V108H66ZM71 107H72V106H71ZM105 107H106V106H105ZM118 107H119V105H118ZM128 107H129V106H128ZM137 107H139V106L137 105ZM177 107H178V105H177ZM184 107H185V106H184ZM186 107H187V106H186ZM199 107H200V106H199ZM208 107H210V105H209ZM208 107H207V108H208ZM121 108H122V107H121ZM135 108H136V107H135ZM141 108H142V107H141ZM143 108H144V106H143ZM150 108H151V107H150ZM150 108H149V109H150ZM152 108H153V107H152ZM157 108H158V107H157ZM161 108H162V107H161ZM174 108H175V107H174ZM181 108H183V107H181ZM190 108H191V107H190ZM193 108H194V107H193ZM197 108H198V107H197ZM232 108H233V107H232ZM260 108H261V106H260ZM8 109H9V108H8ZM63 109H64V107H63ZM100 109H101V108H100ZM100 109H99V110H100ZM103 109H104V108H103ZM111 109H112V108H111ZM132 109H133V108H132ZM146 109H147V108H145V110H146ZM154 109H155V108H154ZM158 109H159V111H160V108H158ZM158 109H156V110H158ZM162 109H163V108H162ZM162 109H161V110H162ZM167 109H170V108H167ZM176 109H177V108H176ZM176 109H175V110H176ZM188 109H189V108H188ZM202 109H203V108H201V110H202ZM221 109H222V107H221ZM223 109H224V108H223ZM225 109H226V108H225ZM3 110H4V109H3ZM61 110H62V108H61ZM64 110H65V109H64ZM104 110H105V109H104ZM108 110H109V109H108ZM114 110H115V108L113 109V111H114ZM117 110H118V109H117ZM117 110H116V111H117ZM133 110H134V109H133ZM133 110H131V111H133ZM140 110H141V109H140ZM145 110H144V111H145ZM150 110H151V109H150ZM163 110H164V109H163ZM189 110H190V109H189ZM191 110H192V108H191ZM198 110H199V109H198ZM228 110H229V108H228ZM243 110H244V109H243ZM245 110H246V108H245ZM249 110H250V109H249ZM249 110H247V111H249ZM261 110H262V109H261ZM5 111H6V109H5ZM100 111H102V110H100ZM106 111H107V110H106ZM116 111H114L115 113H114V112H113V113L116 114ZM138 111H139V110H138ZM147 111H148V110H147ZM159 111H158V112H159ZM165 111L167 112V110H165ZM179 111H180V109H179ZM185 111H186V110H185ZM187 111H188V110H187ZM224 111H225V110H224ZM226 111H227V110H226ZM234 111H238V110L236 109V110H234ZM239 111H240V110H239ZM239 111H238V112H239ZM9 112H10V111H9ZM119 112H120V111H119ZM119 112H118V113H119ZM125 112H127V111H125ZM133 112H134V111H133ZM135 112H136V110H135ZM139 112H140V111H139ZM150 112H151V111H150ZM154 112H155V110H154ZM154 112H153V113H154ZM200 112H201V111H200ZM227 112L230 113L229 111H227ZM227 112H226V113H227ZM259 112H260V111H259ZM263 112H264V111H263ZM263 112H262V114L264 115ZM96 113H97V112H96ZM101 113H103V112H101ZM101 113H100V115H101ZM107 113H108V112H107ZM111 113H112V112H111ZM118 113H117V114H118ZM142 113L144 114V112H142ZM161 113H162V111H161ZM161 113H160V114H161ZM179 113H184V112H179ZM179 113H177V114L175 115V117H176L175 119H177V118H179V119L182 118L183 114L180 115ZM190 113H192V112L190 111ZM195 113H196V110H195ZM197 113H198V112H197ZM197 113H196V114H197ZM202 113H203V111H202ZM202 113H201V114H202ZM223 113H225V112H223ZM9 114H10V113H9ZM58 114H59V113H58ZM93 114H95V113H93ZM93 114H92V115H93ZM103 114H104V113H103ZM114 114H113V115H114ZM117 114H116V115H117ZM120 114H122V113H119V115H120ZM123 114H124V113H123ZM126 114H128V113H126ZM126 114H125V115H126ZM147 114H149V113L147 112ZM147 114H145V115H147ZM155 114H156V113H155ZM188 114H189V113H188ZM192 114H193V113H192ZM192 114H191V115H192ZM196 114H195V115H196ZM239 114H240V113H239ZM100 115H99V117H100ZM131 115H132V114H131ZM150 115H151V114H149V117H150ZM153 115H154V114H153ZM161 115L163 116V113H162ZM172 115H173V114H172ZM172 115H171V117H172ZM184 115H185V114H184ZM197 115H198V114H197ZM11 116H12V115H11ZM15 116H17V115H15ZM61 116H62V115H61ZM61 116H60V117H61ZM80 116H81V117H80ZM86 116H87V115H86ZM109 116H110V115H109ZM123 116H124V115H123ZM126 116H127V115H126ZM132 116H133V115H132ZM134 116H135V114H134ZM137 116H138V114H137ZM141 116H142V115H141ZM143 116H144V115H143ZM143 116H142V117H143ZM151 116H152V115H151ZM157 116H158V115H157ZM165 116H166V115H165ZM167 116H168V115H167ZM259 116H260V115H259ZM0 117H1V115H0ZM96 117H97V116H96ZM99 117H97V118H99ZM101 117H102V115H101ZM104 117H106V116H104ZM104 117H103V119H104ZM112 117H113V116H112ZM138 117H139V116H138ZM188 117H189V116H188ZM188 117H187V118H188ZM190 117H192V116H190ZM193 117H195L194 114H193ZM199 117L202 118V116H199ZM199 117L197 116V118H199ZM10 118H11V117H10ZM12 118H13V117H12ZM49 118H50V117H49ZM52 118H54V115H53ZM87 118H88V117H87ZM106 118H107V117H106ZM109 118H111V117H109ZM133 118H135V117H133ZM154 118H155V117H154ZM154 118H151V119H154ZM157 118H158V117H157ZM159 118H160V117H159ZM167 118H168V117H167ZM167 118H166V119H167ZM187 118H185L184 120H186ZM1 119H2V117H1ZM1 119H0V120H1ZM4 119H6V117H5ZM13 119H14V118H13ZM43 119H44V118H43ZM45 119H46V118H45ZM47 119H48V118H47ZM56 119H58V118H57V115H56ZM60 119H61V118H60ZM60 119H58V120H60ZM74 119H75V120H74ZM81 119H82V118H81ZM90 119H91V118H90ZM113 119H115V118H113ZM122 119H123V118H122ZM139 119H140V118H139ZM143 119H144V117H143ZM143 119H142V120H143ZM146 119H147V118H146ZM170 119H171V118H170ZM172 119H173V118H172ZM179 119H178V120H179ZM192 119H194V118H192ZM195 119H196V118H195ZM2 120H3V119H2ZM2 120H1V122H2ZM92 120H94V119H92ZM92 120H91V121H92ZM106 120H108V119H106ZM117 120H118V118H117ZM131 120H132V119H131ZM140 120H141V119H140ZM173 120H174V119H173ZM181 120H182V119H181ZM188 120H189V119H188ZM199 120H200V119H199ZM5 121H7V120H5ZM8 121H9V119H8ZM8 121H7V122H8ZM11 121H12V120H11ZM42 121H44V120H42ZM49 121H50V120H49ZM54 121H55V120H54ZM68 121H67V122H68ZM80 121H82V120H80ZM84 121H85V120H84ZM84 121H83V122H84ZM98 121H99V120L97 119V122H98ZM102 121H103V120H102ZM124 121H125V119H124ZM128 121L131 122L130 120H128ZM144 121H147V120L144 119ZM162 121H163V120H162ZM164 121H165V120H164ZM191 121H192V120H191ZM197 121H198V119H197ZM204 121H205V120H204ZM3 122H4V121H3ZM13 122H15V121H13ZM37 122H38V121H37ZM47 122H48V121H47ZM97 122H96V123H97ZM113 122H114V121H113ZM115 122H116V121H115ZM122 122H123V121H122ZM122 122H121V123H122ZM135 122H136V121H135ZM147 122H149V121H147ZM152 122H153V121H152ZM158 122H159V121H158ZM158 122H157V123H158ZM179 122H180V120H179ZM186 122H187V121H186ZM228 122H229V121H228ZM11 123H12V122H11ZM18 123H19V122H18ZM32 123H33V122H32ZM41 123H42V122H41ZM69 123H70V122H69ZM71 123H72V122H71ZM81 123H82V122H81ZM84 123H85V122H84ZM87 123H88V121H87ZM92 123H93V122H92ZM96 123H95V124H96ZM111 123H112V122H111ZM123 123H124V122H123ZM131 123L133 124V122H131ZM140 123H141V122H140ZM150 123H151V121H150ZM160 123H161V121H160ZM162 123H163V122H162ZM171 123H172V122H171ZM187 123H188V122H187ZM222 123H223V122H222ZM224 123H225V122H224ZM229 123H230V122H229ZM229 123H228V124H229ZM0 124H1V123H0ZM3 124H4V123H3ZM5 124H6V122H5ZM5 124H4V125H5ZM42 124H44V123H42ZM50 124H51V123H50ZM60 124H61V123H60ZM60 124H59V125H60ZM66 124H67V123H66ZM98 124H99V123H98ZM117 124H118V123H117ZM126 124H127V123H126ZM141 124H142V123H141ZM144 124H145V122H144ZM146 124H147V123H146ZM154 124H155V122H154ZM154 124H153V125H154ZM166 124H167V123H166ZM226 124H227V123H226ZM7 125H8V124H7ZM24 125H25V124H24ZM32 125L34 126V124H32ZM61 125H62V124H61ZM77 125H78V124H77ZM79 125H80V124H79ZM88 125H89V124H87V126H88ZM93 125H94V123H93ZM111 125H112V124H111ZM113 125H114V124H113ZM113 125H112V126H113ZM121 125H122V124H121ZM124 125H125V124H124ZM124 125H123V126H124ZM130 125H131V124H130ZM135 125H136V124H135ZM135 125H134V126H135ZM161 125H162V124H161ZM170 125H171V124H170ZM181 125H182V123H181ZM209 125H210V124H209ZM5 126H6V125H5ZM20 126H21V125H20ZM28 126H29V125H28ZM30 126H31V125H30ZM33 126H32V127H33ZM36 126H37V124H36ZM47 126H48V125H47ZM49 126H50V125H49ZM57 126H58V125H57ZM84 126H85V125H84ZM96 126H97V124H96ZM127 126H128V125H127ZM127 126H125V129H126ZM139 126H140V125H139ZM148 126H149V125H148ZM148 126H147V127H148ZM158 126H159V125H158ZM158 126H157V128H158ZM163 126H164V125H163ZM172 126H173V125H172ZM174 126H175V125H174ZM177 126H178V125H177ZM177 126L175 127V130H176V128H178ZM201 126H202V124H201ZM203 126H205L204 123H203ZM216 126H217V124H216ZM221 126H222V124H221ZM8 127H9V126H8ZM15 127H16V126H15ZM15 127H14V128H15ZM42 127H44V126L42 125ZM45 127H46V125H45ZM58 127H59V126H58ZM58 127H55V128H58ZM61 127H62V126H61ZM72 127L74 128V125H73ZM109 127H110V126H109ZM113 127H114V126H113ZM135 127H136V126H135ZM137 127H138V126H137ZM143 127H144V126H143ZM206 127H207V126H206ZM218 127H219V126H218ZM224 127H225V126H224ZM4 128H5V127H4ZM10 128H11V127H10ZM20 128H21V127H20ZM24 128H25V127H24ZM24 128H22V129H24ZM46 128H47V127H46ZM49 128H51V127H49ZM52 128H53V127H52ZM55 128H54V130H55ZM62 128H64V127H62ZM62 128H60V129L62 130ZM68 128H69V127H68ZM79 128H82V126L79 127ZM86 128H87V127H86ZM117 128H119V127H117ZM145 128H146V126H145ZM145 128H144V129H145ZM151 128H152V127H151ZM153 128H154V127H153ZM162 128H163V127H162ZM164 128H165V127H164ZM171 128H172V127H171ZM207 128L209 129V127H207ZM207 128H206V129H207ZM222 128H223V127H222ZM226 128H227V127H226ZM7 129H8V128H7ZM11 129H12V128H11ZM17 129H18V128H17ZM17 129H16V130H17ZM37 129H38V128H37ZM43 129H44V128H43ZM69 129H70V128H69ZM77 129H78V128H77ZM84 129H85V127H84ZM89 129H91V128H89ZM111 129H113V128L111 127ZM114 129L117 130L116 128H114ZM135 129H136V128H135ZM135 129H134V130H135ZM140 129L143 130L142 128H140ZM154 129H156V126H155ZM154 129H153V130H154ZM179 129H180V128H179ZM203 129H205V128H203ZM214 129H215V128H214ZM220 129H221V128H220ZM26 130H27V129H26ZM61 130H60V131H61ZM73 130H74V129H73ZM73 130H72V131H73ZM79 130H82V129H79ZM85 130H86V129H85ZM91 130H92V129H91ZM109 130H110V129H109ZM119 130H120V129H119ZM128 130H129V129H128ZM145 130H146V129H145ZM149 130H151V129H149ZM157 130H158V129H157ZM162 130H163V129H162ZM166 130H167V129H166ZM216 130H217V129H216ZM222 130H223V129H222ZM230 130H231V129H230ZM31 131H32V130H31ZM38 131H39V130H38ZM43 131H44V130H43ZM45 131H46V130H45ZM63 131H64V130H63ZM70 131H71V129H70ZM70 131H69V132H70ZM77 131H78V130H77ZM92 131H94V129H93ZM107 131H108V130H107ZM110 131H111V130H110ZM110 131H109V132H110ZM117 131H118V130H117ZM126 131H127V130H126ZM147 131H148V130H147ZM151 131H152V130H151ZM160 131H161V129H160ZM163 131H164V130H163ZM163 131H162V132H163ZM172 131H173V130H172ZM176 131H177V130H176ZM183 131H185V129H184ZM183 131H182V134H183ZM195 131H196V130H195ZM208 131H209V130H208ZM2 132H3V131H2ZM6 132H9V131H6ZM6 132H5V134H6ZM15 132H18V131H15ZM33 132H34V131H33ZM67 132H68V131H67ZM74 132H75V131H74ZM74 132H73V133H74ZM83 132H84V131H83ZM109 132H108V133H109ZM140 132H143V131H140ZM154 132H155V130H154ZM157 132H158V131H157ZM157 132H156V134H157ZM162 132H161V134H162ZM189 132H190V131H189ZM222 132H223V131H222ZM35 133H37V132H35ZM47 133H48V132H47ZM51 133H52V132H51ZM55 133H56V131L54 132V134H55ZM58 133H59V130H58ZM58 133H57V134H58ZM61 133H63V132H61ZM114 133H115V132H114ZM118 133L121 134V132H118ZM122 133L124 134L125 131L122 132ZM130 133H132V132H130ZM134 133H135V132H134ZM138 133H139V132H138ZM138 133L136 132V134H138ZM163 133H165V132H163ZM166 133H167V132H166ZM166 133H165V134H166ZM178 133H179V132H178ZM180 133H181V132H180ZM214 133H215V132H214ZM231 133H232V132H231ZM0 134L3 135L2 133H0ZM5 134H4V135H5ZM12 134H14V133H12ZM12 134H11V135H12ZM43 134H44V133H43ZM48 134H49V133H48ZM48 134H47V135H48ZM59 134H60V133H59ZM70 134H71V133H70ZM85 134H86V132H85ZM91 134H92V132H91ZM93 134H95V133L93 132ZM98 134H100V133H97L96 135H98ZM106 134H107V133H106ZM109 134H110V133H109ZM136 134H135V135H136ZM141 134H142V133H141ZM146 134H147V133H146ZM149 134H150V133H149ZM152 134H153V133H151V135H152ZM167 134H168V133H167ZM167 134H166V135H167ZM169 134H170V133H169ZM174 134H175V133H174ZM174 134H173V135H174ZM176 134H177V133H176ZM176 134H175V135H176ZM190 134H191V132H190ZM190 134H188V135H190ZM211 134H213V133L211 132ZM218 134H219V133H218ZM218 134H217V135H218ZM220 134H221V133H220ZM223 134H224V133H222L221 135H223ZM225 134H227V133H225ZM232 134H233V133H232ZM232 134H231V136H232ZM9 135H10V133H9ZM21 135H22V132H21ZM40 135H42V133H41ZM66 135H67V134H66ZM82 135H83V134H82ZM86 135H87V134H86ZM100 135H101V134H100ZM102 135H103V134H102ZM113 135H114V134H113ZM121 135H122V134H121ZM121 135H119V136H121ZM126 135H127V134H126ZM153 135L155 136V133H154ZM158 135H159V132H158ZM158 135H157V136H158ZM163 135H164V134H163ZM166 135H165V137H166ZM177 135H178V134H177ZM184 135H185V134H184ZM217 135L214 134L213 136L215 137V136H217ZM263 135H264V134H263ZM6 136H7V135H6ZM14 136H15V134H14ZM44 136H45V135H44ZM44 136H43V137H44ZM49 136L52 137L51 134H49ZM73 136H74V135H73ZM77 136H79V135H77ZM98 136H99V135H98ZM103 136H104V135H103ZM133 136H134V135H133ZM138 136H140V135H138ZM141 136H142V135H141ZM141 136H140V137H141ZM154 136H153V138H155ZM161 136H162V135H161ZM161 136H160V137H161ZM170 136H172V134H171ZM180 136H181V134H180ZM182 136H183V135H182ZM193 136H194V135H193ZM196 136H197V135H196ZM210 136H211V135H210ZM223 136H224V135H223ZM225 136H226V135H225ZM228 136H229V135H228ZM10 137H12V136H10ZM34 137H35V136H34ZM34 137H33V138H34ZM36 137L39 138L38 136H36ZM40 137H41V136H40ZM51 137H50V138H51ZM57 137H58V136H57ZM61 137H62V135H61ZM63 137H64V136H63ZM81 137H82V136H81ZM94 137H95V136H94ZM96 137H97V136H96ZM114 137H115V136H114ZM123 137H124V135H123ZM125 137H126V136H125ZM127 137H128V135H127ZM130 137H132V136H130ZM158 137H159V136H158ZM160 137H159V138H160ZM173 137H174V136H173ZM218 137H219V136H218ZM226 137H227V136H226ZM0 138H1V137H0ZM7 138H8V137H7ZM7 138H5V139H7ZM12 138H13V137H12ZM12 138H10V139H12ZM28 138H29V137H28ZM44 138H46V137H44ZM52 138H53V137H52ZM58 138H60V136H59ZM78 138H79V137H78ZM87 138H90V137H87ZM102 138H103V137H102ZM104 138H105V137H104ZM110 138H111V137H110ZM115 138H116V137H115ZM145 138H146V137H145ZM147 138H148V137H147ZM147 138H146V139H147ZM166 138H167V137H166ZM170 138H171V137H170ZM175 138H176V137H175ZM175 138H173V139H175ZM177 138H178V137H177ZM180 138H181V137H180ZM180 138H179V140H180ZM183 138H184V137H183ZM187 138H188V137H187ZM191 138H192V137H191ZM205 138H206V137H205ZM205 138H204V140L207 139V138H206V139H205ZM221 138H223V137L221 136ZM224 138H225V137H224ZM227 138H228V137H227ZM232 138H233V136H232ZM254 138H255V137H254ZM30 139H31V138H30ZM42 139H43V138H42ZM55 139H56V138H55ZM80 139H81V138H80ZM84 139H85V138H84ZM84 139H83V140H84ZM91 139H92V138H91ZM94 139H95V138H94ZM111 139H113V138H111ZM120 139H121V138H120ZM136 139H137V138H136ZM142 139H144V138L142 137ZM142 139H141V141H142ZM146 139H145V140H146ZM163 139H164V138H163ZM171 139H172V138H171ZM202 139H203V138H202ZM210 139H211V138H210ZM218 139H219V138H218ZM236 139L239 140L238 138H236ZM251 139H252V138H251ZM255 139H256V138H255ZM1 140H2V138H1ZM28 140H29V139H28ZM28 140H27V141H28ZM32 140H33V139H32ZM35 140H37V139L35 138ZM40 140H41V139H40ZM63 140H64V139H63ZM97 140H98V139H97ZM116 140H117V138H116ZM128 140H129V139H128ZM133 140H134V139H133ZM139 140H140V139H139ZM148 140H149V139H148ZM156 140H157V138H156ZM156 140H155V141H156ZM160 140H161V139H160ZM169 140H170V139H169ZM169 140H168V141H169ZM193 140H194V139H193ZM196 140H197V139H196ZM220 140H222V139H220ZM230 140H231V139H230ZM246 140H247V139H246ZM259 140H260V139H259ZM261 140H262V139H261ZM11 141H12V140H11ZM48 141H49V140H48ZM53 141H54V140H53ZM57 141H58V140H57ZM57 141H56V142H57ZM69 141H73V140L71 139V140H69ZM77 141L79 142V140H77ZM81 141H82V139H81ZM94 141H96V139H95ZM102 141H103V139H102ZM129 141H130V140H129ZM141 141H140V142H141ZM163 141H164V140H163ZM166 141H167V140H166ZM185 141H186V140H185ZM188 141H189V140H188ZM194 141H195V140H194ZM201 141H202V140H201ZM208 141H209V140H208ZM213 141H214V139H213ZM216 141L218 142L217 139H216ZM232 141H233V140H232ZM232 141H231V143H232ZM242 141H243V140L241 139V142H242ZM244 141H245V140H244ZM244 141H243V142H244ZM256 141L258 142V140H256ZM263 141H264V139H263ZM7 142H8V141H7ZM9 142H10V141H9ZM24 142H25V141H24ZM33 142H35V141H33ZM73 142H74V141H73ZM89 142H90V141H89ZM99 142H100V140H99ZM110 142H111V141H110ZM114 142H115V140H114ZM126 142H127V140H126ZM147 142H148V141H147ZM147 142H145V143H147ZM172 142L174 143V141H172ZM180 142H181V141H180ZM211 142H212V141H211ZM211 142H210V144H211V145H214V144L211 143ZM217 142H214V143H216V145H217ZM239 142H240V141H239ZM241 142H240V143H241ZM253 142H254V141H253ZM260 142H261V141H260ZM37 143H38V142H37ZM43 143H44V142H43ZM45 143H46V142H45ZM45 143H44V144H45ZM53 143H55V142H53ZM58 143H59V142H58ZM65 143H66V142H65ZM67 143H68V142H67ZM75 143H76V142H75ZM75 143H74V144H75ZM92 143H93V142H92ZM96 143H98V141H97ZM96 143H95V144H96ZM104 143H105V142H104ZM104 143H103V144H104ZM177 143H178V142H177ZM177 143H176V141H175V144H177ZM187 143H188V142H187ZM193 143H194V142H193ZM195 143H196V142H195ZM204 143H205V142H204ZM208 143H209V142H208ZM220 143H222V142H220ZM224 143H225V142H224ZM226 143H227V142H226ZM226 143H225V144H226ZM229 143H230V142H229ZM237 143H238V142H237ZM245 143H246V142H245ZM247 143H248V142H247ZM263 143H264V142H263ZM9 144H10V143H9ZM22 144H24V143H22ZM22 144H21V145H22ZM39 144H40V143H39ZM68 144H70V143H68ZM68 144H67V145H68ZM71 144H72V143H71ZM71 144H70V145H71ZM79 144H80V143H79ZM81 144H83V143H81ZM85 144H86V142H85L84 145H82V146H85ZM88 144H89V143H88ZM95 144H94V145H95ZM99 144H100V143H99ZM105 144H106V143H105ZM120 144H121V143H120ZM120 144H119V145H120ZM129 144H130V143H129ZM134 144H135V143H134ZM178 144H179V143H178ZM178 144H177V145H178ZM197 144H198V142H197ZM199 144H201V143H199ZM218 144H219V143H218ZM238 144H239V143H238ZM242 144H244V143H242ZM248 144H249V143H248ZM250 144H254V143H250ZM30 145H31V143H30ZM37 145H38V144H36V146H37ZM48 145H49V144H48ZM57 145H58V144H57ZM57 145H56V146H57ZM63 145H64V144H63ZM97 145H98V144H97ZM111 145H113V144H111ZM130 145H131V144H130ZM135 145H136V144H135ZM181 145H182V144H181ZM186 145H187V144H186ZM188 145H190V143H188ZM194 145H195V144H194ZM205 145H206V144H205ZM205 145H203V146H205ZM211 145H210V148H212ZM226 145H227V144H226ZM229 145H230V144H229ZM235 145H236V144H235ZM254 145H255V144H254ZM258 145H259V144H258ZM258 145H256V146H258ZM24 146H25V145H24ZM24 146H23V147H24ZM31 146H32V145H31ZM33 146H34V145H33ZM46 146H47V145H46ZM59 146H60V145H59ZM65 146H66V145H65ZM88 146H89V145H87V147H88ZM90 146H91V145H90ZM99 146H100V145H99ZM113 146H114V145H113ZM113 146H112V147H113ZM133 146H134V145H133ZM179 146H180V145H179ZM182 146H183V145H182ZM184 146H185V145H184ZM214 146H215V145H214ZM233 146H234V145H233ZM248 146L250 147V145H248ZM256 146H255V147H256ZM261 146H262V145L260 144V148H261ZM15 147H16V146H15ZM15 147H14V148H15ZM44 147H45V146H44ZM49 147H51V146H49ZM60 147H61V146H60ZM67 147H68V146H67ZM75 147H76V146H74L73 148H75ZM101 147H102V146H101ZM136 147H137V145H136ZM177 147H178V146H177ZM208 147H209V145H208ZM245 147H246V145H245ZM252 147H253V146H252ZM252 147H251V148H252ZM20 148H21V146H20ZM28 148H30V150H31V147H28ZM34 148H35V147H34ZM34 148H32V149H34ZM53 148H55L54 145H53ZM61 148H64V147H61ZM79 148H80V145H79ZM90 148H92V147H90ZM102 148H103V147H102ZM107 148H108V146H107ZM107 148H105V149H107ZM116 148H117V147H116ZM116 148H115V149H116ZM132 148H133V147H132ZM132 148H131V149H132ZM188 148L190 149L189 146L187 147V149H188ZM191 148H192V147H191ZM194 148H195V147H194ZM196 148H197V147H196ZM201 148H202V147H201ZM203 148H205V147H203ZM260 148H259V149H260ZM21 149H22V148H21ZM37 149H38V148H37ZM39 149H40V148H39ZM41 149H43V148H42V145H41ZM45 149H47V148H45ZM48 149H49V148H48ZM67 149H68V148H67ZM76 149H77V148H76ZM96 149H97V147H96ZM109 149H110V148H109ZM109 149H107V150H109ZM112 149H113V148H112ZM187 149H186V150H187ZM252 149H253V148H252ZM257 149H258V148H257ZM259 149H258V150H259ZM16 150H17V149H16ZM19 150H20V149H19ZM50 150H51V149H50ZM53 150H54V149H53ZM58 150H59V149H58ZM61 150H62V149H61ZM61 150H60V151H61ZM69 150H70V149H69ZM74 150H75V149H74ZM86 150H87V149H86ZM183 150H184V149H183ZM201 150H202V149H201ZM56 151H57V150H56ZM64 151H65V150H64ZM77 151H78V150H77ZM99 151H100V149H99ZM99 151H98V152H99ZM103 151H105V150H103ZM110 151H111V150H110ZM110 151H109V152H110ZM113 151H114V150H113ZM135 151H136V150H135ZM177 151H178V150H177ZM187 151H188V150H187ZM190 151L192 152L193 150H190ZM197 151H199V150L197 149ZM46 152H48V151H46ZM51 152H52V151H51ZM53 152H54V151H53ZM57 152H58V151H57ZM61 152H62V151H61ZM71 152H72V151H71ZM78 152H80V151H78ZM82 152H83V151H82ZM90 152H91V151H90ZM109 152H108V153H109ZM117 152H118V151H117ZM122 152H123V151H122ZM178 152H179V151H178ZM183 152H185V150H184ZM201 152H202V151H201ZM254 152H255V151H254ZM258 152H261V149H260V151H258ZM263 152H264V151H263ZM44 153H45V152H44ZM63 153H64V152H63ZM63 153H61L60 155H62ZM100 153H101V152H100ZM100 153H99V154H100ZM102 153H103V152H102ZM108 153H107V154H108ZM113 153H114V152H113ZM126 153H127V152H126ZM132 153H134V152H132ZM187 153H188V152H187ZM187 153H186V154H187ZM189 153H190V152H189ZM189 153H188V154H189ZM193 153H194V152H193ZM53 154H54V153H53ZM91 154H92V152H91ZM123 154H124V153H123ZM130 154H131V152H130ZM135 154H136V153H135ZM144 154H145V153H144ZM144 154H143V156H144ZM146 154H148V153H146ZM153 154H154V153H153ZM153 154H152V155H153ZM155 154H156V153H155ZM202 154H203V153H202ZM50 155H51V157H53L52 154H50ZM57 155H58V154H57ZM57 155H56V156H57ZM60 155H59V156H60ZM84 155H85V154H84ZM95 155H96V154H95ZM101 155H102V154H101ZM105 155H106V154H105ZM108 155H109V154H108ZM108 155H107V157H108ZM136 155H137V154H136ZM183 155H185V154H183ZM189 155H190V154H189ZM189 155H188V156H189ZM194 155H195V154H194ZM203 155H204V154H203ZM229 155H230V154H229ZM45 156H48V157H49V155H46V154H45ZM54 156H55V155H54ZM59 156H58V157H59ZM64 156H65V158H66V155H65V154H64ZM67 156H68V155H67ZM78 156H79V155H78ZM89 156H90V155H89ZM93 156H94V155H93ZM119 156H121V155H119ZM128 156H129V155H128ZM131 156H132V155H131ZM139 156H140V155H139ZM143 156H142V157H143ZM153 156H154V155H153ZM153 156H152V157H153ZM155 156H157V155H155ZM155 156H154V157H155ZM158 156H159V155H158ZM160 156H161V155H160ZM198 156H200V155H198ZM215 156H216V155H215ZM224 156H225V155H224ZM230 156H231V155H230ZM48 157H47V158H48ZM69 157L71 158V156H69ZM74 157H76V156H74ZM79 157H81V156H79ZM86 157H87V155H86ZM86 157H85V158H86ZM110 157H112V156H110ZM114 157H115V155H114ZM114 157H113V158H114ZM134 157H135V156H134ZM146 157H147V156H146ZM185 157H187V155H185ZM202 157H204V156H202ZM227 157H229V156L227 155ZM231 157H233V156H231ZM235 157H236V156H235ZM44 158H45V157H44ZM59 158H60V157H59ZM62 158H64V157H62ZM70 158H68V159H70ZM77 158H78V157H77ZM83 158H84V157H83ZM83 158H82V159H78V161H79V160H83ZM87 158H88V157H87ZM96 158H97V157H96ZM100 158H102V157H100ZM103 158H104V155H103ZM120 158H121V157H120ZM125 158H126V157H125ZM139 158H140V157H139ZM148 158H149V156H148ZM157 158H158V157H157ZM157 158H151L152 160L149 159V161H151V162H149V164H151V165H150L151 168H154V167H159V168H161V167H163L164 164L166 163V162L163 163V160L160 161L162 158H161L159 161L156 160ZM159 158H160V157H159ZM197 158H198V157H197ZM212 158H213V157H212ZM212 158H211V159H212ZM237 158H238V157H237ZM32 159H33V158H32ZM49 159H50V157H49ZM51 159H52V158H51ZM55 159H56V158H55ZM88 159H89V158H88ZM105 159H106V158H105ZM108 159H109V158H108ZM118 159H119V158H118ZM144 159H145V157H143L142 161H143ZM153 159H155V161H153ZM211 159H209V161H210ZM213 159H214V158H213ZM215 159H216V158H215ZM217 159H219V158L217 157ZM228 159H229V158H228ZM233 159L235 160V158H233ZM251 159H253V158H251ZM56 160H57V159H56ZM60 160H61V159H60ZM62 160H63V159H62ZM66 160H67V159H66ZM70 160H71V159H70ZM75 160H76V159H75ZM85 160H86V159H85ZM98 160H99V158H98ZM102 160H103V159H102ZM106 160H107V159H106ZM110 160H111V159H110ZM127 160H128V159H127ZM135 160H138V159L135 158ZM139 160H140V159H139ZM145 160H146V159H145ZM226 160H227V159H226ZM226 160H225V161H226ZM238 160H239V159H238ZM247 160H248V159H247ZM253 160H254V159H253ZM33 161H34V160H33ZM50 161L52 162V160H50ZM53 161H54V160H53ZM72 161H73V159L71 160V162H72ZM78 161H77V162H78ZM87 161H88V160H87ZM91 161H92V160H91ZM121 161H122V160H121ZM124 161H125V160H124ZM129 161H130V160H129ZM142 161H140V162H142ZM164 161H165V159H164ZM212 161H213V160H212ZM219 161H221V160H219ZM232 161H233V160H232ZM248 161L250 162V160H248ZM31 162H32V161H31ZM35 162H36V159H35ZM58 162H59V159H58L57 163H58ZM83 162H84V161H83ZM89 162H90V161H89ZM89 162H87V163H89ZM99 162H102V163H103L104 161H99ZM105 162H107V161H105ZM114 162H115V161H114ZM134 162H137V161H134ZM144 162H146V161H144ZM223 162H224V161H223ZM253 162H254V161H253ZM32 163H34V162H32ZM48 163H50V162H48ZM55 163H56V162H55ZM62 163H63V162H62ZM64 163H65V162H64ZM84 163L86 164V162H84ZM84 163H83V166H84ZM95 163H96V159H95ZM120 163H121V162H120ZM122 163H123V162H122ZM124 163H125V162H124ZM124 163H123V164H124ZM130 163H131V162H130ZM147 163H148V162H147ZM174 163H176V162L174 161ZM180 163H181V162H180ZM214 163H216V162H214ZM217 163H218V162H217ZM231 163H234V161L231 162ZM231 163H230V164L227 163V164H228V165H231ZM243 163H244V162H243ZM52 164H53V163H51V166H52ZM74 164H75V163H73V165H74ZM78 164H79V162H78ZM80 164H81V163H80ZM109 164L111 165V163H109ZM112 164H113V163H112ZM116 164H117V162H116ZM132 164H133V163H132ZM132 164H131V165H132ZM136 164H137V163H136ZM138 164H139V163H138ZM140 164H141V163H140ZM219 164H220V163H219ZM250 164H251V163H250ZM48 165H49V164H48ZM54 165H55V167H56L57 164H54ZM71 165H72V163H71ZM90 165H91V164H90ZM98 165H99V164H98ZM103 165L105 166V164H103ZM121 165H122V164H121ZM134 165H135V163H134ZM142 165H143V164H142ZM168 165H169V163H168ZM168 165L165 164L166 167H167ZM170 165H171V163H170ZM234 165H236V164H234ZM255 165L257 166V163H255ZM49 166H50V165H49ZM58 166H59V165H58ZM58 166H57V167H58ZM64 166H65V165H64ZM92 166H93V165H92ZM99 166H100V165H99ZM117 166H118V165H117ZM122 166H123V165H122ZM132 166H133V165H132ZM143 166H144V165H143ZM146 166H147V165H146ZM146 166H145V167H146ZM148 166H149V165H148ZM148 166H147V167H148ZM165 166H164V167H165ZM171 166H172V165H171ZM171 166H170V167H171ZM210 166H211V163H210ZM210 166H209V167H210ZM214 166H215V165H214ZM214 166H213V167H214ZM219 166H220V165H219ZM232 166H233V165H232ZM232 166H231V168H232ZM245 166H246V165H245ZM252 166H253V165H251V167H252ZM9 167H10V166H9ZM9 167H8V168H9ZM53 167H54V166H53ZM74 167H75V166H74ZM127 167H128V165H127ZM130 167H131V166H130ZM141 167H142V166H141ZM147 167H146V168H147ZM174 167H175V166H174ZM178 167H179V166H178ZM211 167H212V166H211ZM217 167H218V166H217ZM217 167H216V168H217ZM224 167H226V165H225ZM236 167H237V166H236ZM248 167L250 168V165H249ZM72 168H73V166H72ZM75 168H76V167H75ZM77 168H78V167H77ZM83 168H84V167H83ZM86 168H87V167H86ZM90 168H91V167H90ZM94 168H95V167H94ZM94 168H93V169H94ZM107 168H109V166H108ZM124 168H125V167H124ZM128 168H129V167H128ZM128 168H126V169H128ZM131 168H132V167H131ZM134 168H136V167H134ZM151 168L148 167V169H151ZM167 168H168V167H167ZM171 168H172V167H171ZM171 168H170V169H171ZM201 168H202V167H201ZM219 168H220V167H219ZM219 168H217V169H219ZM222 168H223V167H222ZM234 168H235V167H234ZM10 169H11V168H9L8 170H10ZM61 169H63V168H61ZM66 169H67V168H66ZM70 169H71V168H70ZM73 169H74V168H73ZM81 169H82V168H81ZM126 169H125V170H126ZM140 169H141V168H140ZM157 169H158V168H157ZM162 169H163V168H162ZM211 169H212V168H211ZM228 169H229V166H228V168H227L226 170H225V168L222 169V170L227 171ZM237 169H238V168H237ZM254 169H255V168H254ZM14 170H15V168H14ZM14 170H13V171H14ZM17 170H18V169H17ZM74 170H75V169H74ZM132 170L135 171L134 169H132ZM137 170H138V169H137ZM137 170H136V171H137ZM143 170H144V169H143ZM155 170H156V169H155ZM171 170H172V169H171ZM171 170H170V172H171ZM173 170H174V169H173ZM177 170H178V169H177ZM201 170H202V169H201ZM222 170H221V172H222ZM249 170H250V169H249ZM6 171H7V169H6ZM20 171H21V170H20ZM20 171H19V172H20ZM77 171H78V170H77ZM81 171H82V170H81ZM83 171H84V170H83ZM86 171L88 172V170H86ZM120 171L122 172L121 169H120ZM120 171H119V172H120ZM130 171H131V170H130ZM141 171H142V170H141ZM147 171H148V170H147ZM153 171H154V170H153ZM159 171H161V170H159ZM163 171H164V170H162V172H163ZM165 171H167V169H165ZM168 171H169V169H168ZM210 171H211V170H210ZM212 171L215 172V170H212ZM216 171H217V170H216ZM232 171H233V169H232ZM232 171H231V172H232ZM261 171H262V170H261ZM263 171H264V170H263ZM10 172H11V170H10ZM71 172H72V170H71ZM73 172H74V171H73ZM79 172H80V168H79ZM154 172H155V171H154ZM179 172H180V171H179ZM179 172H178V173H179ZM193 172H194V171H193ZM193 172H191V173H193ZM201 172H202V171H201ZM214 172H213V173H214ZM217 172H218V171H217ZM227 172H228V171H227ZM233 172H235V171H233ZM4 173H5V174H4ZM4 173H2V174H4V176H7V175H8V174L6 175V172H4ZM17 173H18V172H17ZM22 173H23V172H22ZM62 173H63V170H62ZM66 173L68 174V172H66ZM84 173H85V172H84ZM92 173H93V172H92ZM125 173H126V172H125ZM139 173H140V170H139ZM139 173H138V174H139ZM145 173H146V171H145ZM152 173H153V172H152ZM157 173H158V172H157ZM157 173H156V174H157ZM168 173H169V172H168ZM174 173H175V172H174ZM181 173H182V172H181ZM181 173H179V174H181ZM204 173H205V172H204ZM207 173H209V171H208ZM210 173H211V172H210ZM13 174H14V172H13ZM25 174H26V173H25ZM64 174H65V173H64ZM75 174H76V172H75ZM88 174H89V173H88ZM94 174H95V173H94ZM123 174H124V173H123ZM132 174H133V173H132ZM138 174H137V175H138ZM140 174H141V173H140ZM161 174H162V173H161ZM183 174H184V173H183ZM202 174H203V173H202ZM205 174H206V173H205ZM214 174H215V173H214ZM228 174H229V173H228ZM233 174H234V173H233ZM233 174H232V175H233ZM235 174L237 175V173H235ZM238 174H239V173H238ZM256 174H257V172H256ZM256 174H255V175H256ZM261 174H262V173H261ZM261 174H260V175H261ZM9 175H10V174H9ZM11 175H12V174H11ZM17 175H18V174H17ZM60 175H61V174H60ZM62 175H63V174H62ZM69 175H70V174H69ZM76 175H78V174H76ZM85 175H86V174H85ZM120 175H121V174H120ZM128 175H129V174H128ZM130 175H131V174H130ZM137 175H136V176H137ZM142 175H143V173H142ZM154 175H155V174H154ZM158 175H160V174H158ZM167 175H168V174H167ZM193 175H195V174H193ZM193 175H192V176H193ZM197 175H199V174H197V172H196V176H197ZM200 175H201V174H200ZM210 175H212V174H210ZM20 176H22V175L20 174ZM74 176H75V175H74ZM78 176H79V175H78ZM81 176H82V175H81ZM89 176H90V175H89ZM126 176H127V175H126ZM144 176H145V174H144ZM160 176H161V175H160ZM177 176H178V175H177ZM182 176H183V175H182ZM189 176H190V175H189ZM205 176H206V175H205ZM218 176H220V175H218ZM218 176L216 175L215 178H217ZM221 176H222V175H221ZM229 176H231V175H229ZM2 177H3V176H2ZM2 177H1V178H2ZM7 177H8V176H7ZM68 177L70 178V176H68ZM76 177H77V176H76ZM121 177H122V175H121ZM133 177H134V176H133ZM142 177H143V176H142ZM152 177H153V176H152ZM154 177H155V176H154ZM154 177H153V178H154ZM161 177H162V176H161ZM161 177H160V178H161ZM165 177H167V176H165ZM165 177H164V178H165ZM169 177H170V176H169ZM171 177H172V175H171ZM185 177H186V176H185ZM203 177H204V176H203ZM232 177H234V176H232ZM10 178H11V177H10ZM65 178H67V176H66ZM69 178H68V179H69ZM77 178H78V177H77ZM79 178H80V177H79ZM79 178H78V179H79ZM86 178H87V177H86ZM118 178H119V177H118ZM122 178H123V177H122ZM125 178H127V177H125ZM135 178H136V177H135ZM144 178H145V177H144ZM144 178H143V179H144ZM148 178H150V177H148ZM164 178H162V179H164ZM196 178H197V177H196ZM198 178H200V179H195V178H193L192 180H190V182H187L188 184L185 183V184H187V185H185V186H184L185 188L183 187L182 189H184V191L187 190L188 192H191V193H196V192H198L199 190L201 191V189H202L201 187L204 186L203 184H204L205 182L203 183V179H202L201 177H198ZM212 178H213V177H212ZM212 178H211V179H212ZM219 178H220V177H219ZM224 178H225V176H224ZM224 178H223V179H224ZM230 178H231V177H230ZM255 178H256V177H255ZM13 179H15V178H13ZM20 179H21V178H20ZM25 179H26V178H25ZM87 179H88V178H87ZM95 179H96V178H95ZM98 179H99V178H98ZM98 179H97V180H98ZM128 179H129V178H128ZM128 179H127V180H128ZM139 179H140V178H139ZM141 179H142V178H141ZM145 179L148 180L147 178H145ZM145 179H144V180H145ZM155 179H156V178H155ZM168 179H169V178H168ZM168 179H167V180H168ZM175 179H176V177H175ZM179 179H180V178H179ZM179 179H178V180L176 179V180L179 181ZM182 179H183V178H182ZM190 179H191V178H190ZM201 179H202V180H201ZM208 179H210V177H209ZM217 179H218V178H217ZM221 179H222V177H221ZM228 179H229V177H228ZM5 180H6V179H5ZM15 180H16V179H15ZM15 180H14V181H15ZM18 180H19V179H18ZM23 180H24V179H23ZM27 180H28V179H27ZM33 180H34V179H33ZM71 180H72V176H71ZM71 180H70V181H71ZM75 180H76V179H75ZM81 180H83L82 177H81ZM84 180H85V179H84ZM124 180H125V179H124ZM144 180H143V181H144ZM151 180H152V179H151ZM160 180H161V179H160ZM164 180H165V179H164ZM176 180H175V181H176ZM183 180H184V179H183ZM230 180H231V179H230ZM230 180H229V181H230ZM1 181H2V180H1ZM3 181H4V180H3ZM9 181H10V180H9ZM14 181H13V182H14ZM25 181H26V180H25ZM30 181H31V180H30ZM30 181H29V182H30ZM99 181H100V180H99ZM99 181H98V182H99ZM186 181H188V180H186ZM186 181H185V182H186ZM219 181H220V180H219ZM222 181H225V180H222ZM22 182H23V181H22ZM29 182H28V183H29ZM65 182H66V181H65ZM78 182H82V181L78 180ZM84 182H85V181H84ZM93 182H94V181H93ZM100 182H101V181H100ZM151 182H152V181H151ZM153 182H154V181H153ZM157 182H158V181H157ZM159 182H160V181H159ZM159 182H158V183H159ZM163 182H164V181H163ZM165 182H166V181H165ZM172 182H173V181H172ZM207 182H208V181H207ZM214 182H215V181H214ZM225 182H226V181H225ZM225 182H223V183H225ZM6 183H8V182L5 181V184H6ZM32 183H33V181H32ZM32 183H30V184H32ZM35 183H36V182H35ZM39 183H40V182H39ZM76 183H77V182H76ZM76 183H75V184H76ZM82 183H83V182H82ZM90 183H92V182H89V184H90ZM122 183H123V182H122ZM160 183H161V185H162V182H160ZM177 183H178V182H177ZM221 183H222V182H221ZM263 183H264V182H263ZM10 184H12V183H10ZM21 184H23V183H21ZM36 184H37V183H36ZM36 184H33V185H36ZM70 184H72V183H70ZM93 184H94V183H93ZM96 184H97V183H96ZM103 184H104V183H103ZM105 184H106V183H105ZM117 184H119V183H117ZM152 184H153V183H152ZM155 184H156V183H155ZM178 184H179V183H178ZM178 184H177V185H178ZM214 184H215V183H214ZM214 184H213V185H214ZM218 184H219V183H218ZM247 184H249V183H247ZM250 184H251V182H250ZM260 184H261V183H260ZM260 184H259V185H260ZM27 185H28V184H27ZM43 185H44V184H43ZM98 185H99V184H98ZM119 185H120V184H119ZM122 185H123V184H122ZM122 185H121V186H122ZM161 185H160V186H161ZM170 185H172V184H170ZM173 185H174V184H173ZM181 185H182V184H181ZM202 185H203V186H202ZM225 185H226V184H225ZM227 185H228V184H227ZM256 185H257V184H256ZM20 186H21V185H20ZM22 186H24V185H22ZM22 186H21V187H22ZM29 186H30V185H29ZM38 186H39V185H38ZM100 186H101V185H100ZM111 186H112V185H111ZM113 186H114V185H113ZM121 186H119V187L121 188ZM123 186H124V185H123ZM145 186H146V185H145ZM155 186H156V185H155ZM155 186H153V187H155ZM166 186H167V185H166ZM206 186H208V185H206ZM206 186H205V187H206ZM215 186H216V185H215ZM248 186H249V185H248ZM250 186L252 187V189H251L250 191H252V190L254 189V187H253L252 185H250ZM254 186H255V185H254ZM15 187H16V186H15ZM15 187H14V188H15ZM18 187H19V186H18ZM27 187H28V186H27ZM30 187H31V186H30ZM68 187H69V186H68ZM73 187H74V186H73ZM90 187H92V186H90ZM106 187H109V186H106ZM114 187H115V186H114ZM114 187H113V188H114ZM117 187H118V186H117ZM147 187H152V186H151V184H150V186H148V184H147ZM163 187H164V185H163ZM179 187H180V184H179ZM212 187H213V186H212ZM220 187H221V186H220ZM241 187H242V186H241ZM244 187H245V186H244ZM257 187H258V186H257ZM261 187H262V186H261ZM25 188H26V186H25ZM32 188L34 189L35 187H32ZM39 188H40V186H39ZM83 188L85 189V186H83ZM87 188H88V186H87ZM99 188H100V187H99ZM104 188H105V187H104ZM110 188H111V187H110ZM110 188H109V189H110ZM120 188H118V189H120ZM122 188L124 189L125 187H122ZM126 188H127V187H126ZM130 188H131V187H130ZM145 188H146V187H145ZM157 188H159V187H157ZM172 188H173V187H172ZM200 188H201V189H200ZM222 188H223V187H222ZM224 188H225V187H224ZM229 188L232 189V188H234V187H232V188L229 187ZM245 188H246V187H245ZM33 189H32L31 192H33ZM36 189H37V191H38V188H36ZM36 189H35V190H36ZM96 189H97V188H96ZM123 189H122V190H123ZM136 189H137V188H136ZM139 189H140V188H139ZM142 189H143V188H142ZM161 189H162V187H161ZM203 189H204V188H203ZM220 189H221V188H220ZM242 189H243V187H242ZM242 189H241V190H242ZM246 189H247V188H246ZM249 189H250V188H249ZM15 190H17V189H15ZM88 190H89V189H88ZM88 190H87V191H88ZM112 190H113V189H112ZM114 190H115V189H114ZM127 190H128V189H127ZM132 190H133V189H132ZM137 190H138V189H137ZM178 190H179V189H178ZM228 190H229V189H228ZM237 190H238V189H237ZM243 190H244V189H243ZM260 190H261V189H260ZM13 191H14V189H13ZM26 191H27V190H26ZM26 191H25V192H26ZM92 191H93V190H92ZM105 191H106V190H105ZM116 191H118L117 188H116ZM129 191H131V190L129 189ZM148 191H149V190H148ZM150 191H151V190H150ZM169 191H170V189H169ZM171 191H172V190H171ZM171 191H170V194L172 195ZM206 191H207V190H206ZM224 191H225V190H224ZM229 191H230V190H229ZM231 191H232V190H231ZM231 191H230V192H231ZM245 191H246V190H245ZM254 191H255V190H253V193L256 192V191H255V192H254ZM262 191H263V190H262ZM85 192H86V191H85ZM100 192H101V191H100ZM107 192H108V191H107ZM107 192H106V193H107ZM140 192H141V191H140ZM144 192H146V191H144ZM185 192H186V191H185ZM185 192H184V193H185ZM204 192H205V191H204ZM208 192H209V191H208ZM208 192H206V193H208ZM213 192H215V191H213ZM216 192H217V191H216ZM226 192H227V190H226ZM235 192H236V189H235ZM237 192H238V191H237ZM248 192H249V191H248ZM258 192H259V191H258ZM113 193H114V192H113ZM123 193L125 194V191H124ZM127 193H128V192H127ZM127 193H126V194H127ZM132 193H133V192H132ZM134 193H135V192H134ZM138 193H139V192H138ZM166 193H168V192H166ZM174 193H175V192H174ZM210 193H211V192H210ZM221 193H222V192H221ZM231 193H232V192H231ZM249 193H250V192H249ZM251 193H252V192H251ZM260 193H261V192H260ZM262 193H263V192H262ZM262 193H261V194H262ZM13 194H14V193H13ZM36 194H37V193H36ZM116 194H117V192H116ZM177 194H178V193H177ZM181 194H182V193H181ZM211 194H212V193H211ZM223 194H224V193H223ZM229 194H230V193H229ZM9 195H10V194H9ZM32 195H33V194H31V196H32ZM34 195H35V194H34ZM94 195H95V194H94ZM96 195H97V193H96ZM96 195H95V196H96ZM98 195H99V192H98ZM114 195H115V194H114ZM122 195H123V194H122ZM137 195H138V194H137ZM196 195H198V194H196ZM196 195H195V196H196ZM199 195H200V194H199ZM199 195H198V196H199ZM215 195H217V194H215ZM259 195H260V194H259ZM259 195H258V196H259ZM10 196H12V194H11ZM14 196H15V195H13V197H14ZM36 196H37V195H36ZM87 196L89 197L90 194L87 195ZM104 196H105V195H104ZM112 196H113V195H112ZM116 196H117V195H116ZM120 196H121V195H120ZM126 196H127V195H126ZM126 196H125V197H126ZM131 196H132V195H131ZM166 196H167V195H166ZM166 196H165V197H166ZM169 196H170V195H169ZM183 196H184V195H183ZM183 196H182V197H183ZM206 196H207V195H206ZM222 196H223V195H222ZM260 196H263V195H260ZM13 197H11V198H13ZM91 197H92V196H91ZM99 197H100V196H99ZM132 197L134 198V195H133ZM171 197H172V196H171ZM171 197H170V198H171ZM173 197H174V196H173ZM180 197H181V196L179 195V198H180ZM188 197H189V196H188ZM201 197H202V195H201ZM210 197H211V196H210ZM210 197H209V198H210ZM218 197H219V196H218ZM220 197H221V195H220ZM263 197H264V196H263ZM15 198H16V197H15ZM38 198H39V197H38ZM100 198L102 199V197H100ZM118 198H120L119 195H118ZM122 198H123V197H122ZM127 198H128V197H127ZM129 198H130V197H129ZM135 198H136V196H135ZM183 198L185 199V197H183ZM203 198H204V197H203ZM203 198H202V199H203ZM212 198H213V195H212ZM215 198H217V197L215 196ZM261 198H262V197H261ZM9 199H10V197H9ZM89 199H90V198H89ZM97 199H98V198H97ZM104 199H105V198H104ZM104 199H103V200H104ZM107 199H108V198H107ZM125 199H126V198H125ZM150 199H151V198H150ZM150 199H149V200H150ZM152 199H153V198H152ZM152 199H151V200H152ZM160 199H161V198H160ZM164 199H166V198H164ZM164 199H163V200H164ZM167 199H168V198H167ZM176 199H177V198H176ZM210 199H211V198H210ZM111 200H112V198H111ZM119 200H120V201H123V200H121V198H120ZM149 200H148V201H149ZM153 200H154V199H153ZM168 200H169V199H168ZM180 200H181V199H180ZM185 200H186V199H185ZM200 200H201V199H200ZM220 200H221V199H220ZM12 201H13V200H12ZM33 201H36V199L31 200V202H33ZM37 201H38V200H37ZM37 201H36V202H37ZM41 201H42V200H41ZM98 201H99V200H98ZM117 201H118V200H117ZM172 201H173V200H172ZM187 201H188V200H187ZM187 201H186V202H187ZM205 201H207V200H205ZM208 201H209V200H208ZM13 202H15V201H13ZM19 202H20V200H19ZM25 202H27V201H25ZM100 202H101V201H100ZM111 202H112V201H111ZM162 202H163V201H162ZM167 202H168V201H167ZM169 202H170V201H169ZM174 202L177 203V201H174ZM181 202H182V200H181ZM202 202H204V201H202ZM202 202H201V203H202ZM263 202H264V201H263ZM8 203H9V202H8ZM16 203H18V202H16ZM23 203H24V202H23ZM28 203H29V201H28ZM39 203H41V202H39ZM45 203H46V202H45ZM86 203H88V202H86ZM89 203H90V202H89ZM118 203H119V202H118ZM146 203H147V202H146ZM163 203H164V202H163ZM165 203H166V202H165ZM189 203H190V202H189ZM205 203H206V202H205ZM2 204H3V203H2ZM2 204H1V205H2ZM4 204H5V203H4ZM25 204H27V203H25ZM29 204H30V203H29ZM35 204H36V203H35ZM37 204H38V203H37ZM46 204H47V203H46ZM102 204H103V203H102ZM111 204H112V203H111ZM119 204H120V203H119ZM157 204H158V203H157ZM168 204H169V203H168ZM172 204H173V203H172ZM172 204H171V205H172ZM186 204H188V203H186ZM231 204H232V203H231ZM262 204H263V203H262ZM7 205H8V204H7ZM13 205H14V204H13ZM17 205H18V204H17ZM19 205H20V204H19ZM30 205H32V204H30ZM39 205H41V204H39ZM87 205H89V204H87ZM109 205H110V204H109ZM113 205H114V204H113ZM117 205H118V204H117ZM142 205H143V203H142ZM144 205H146V204L144 203ZM151 205H152V207H153V205H155V204L152 203ZM151 205H150V206H151ZM159 205H160V204H159ZM161 205H162V204H161ZM175 205H176V204H175ZM182 205H183V204H182ZM182 205H181V206H182ZM203 205H205V204L203 203ZM203 205H202V206H203ZM228 205H229V204H228ZM2 206H3V205H2ZM2 206H1V207H2ZM20 206H21V205H20ZM44 206H45V205H44ZM81 206H82V205H81ZM111 206H112V205H111ZM163 206H164V205H163ZM225 206H226V205H225ZM230 206H231V205H230ZM230 206H229V207H230ZM232 206L234 207V204H233ZM261 206H262V205H261ZM10 207H11V206H10ZM10 207H9V208H10ZM16 207H18V206H16ZM26 207H27V206H26ZM41 207L44 208L43 205H42ZM83 207H85V205H84ZM83 207H82V208H83ZM116 207H117V206H116ZM135 207H136V206H134L133 208H135ZM137 207H138V206H137ZM144 207H145V206H144ZM144 207H143V208H144ZM155 207H157V206L155 205ZM159 207H160V206H159ZM164 207H165V206H164ZM167 207H168V206H167ZM176 207H178V206H176ZM186 207H187V206H186ZM186 207H185V208H186ZM199 207H200V206H199ZM208 207H209V206H208ZM219 207H220V206H219ZM262 207H263V206H262ZM262 207H261V208H262ZM3 208H4V207H3ZM3 208H2V210H3ZM20 208H21V207H20ZM27 208H28V207H27ZM46 208H47V207H45V209H46ZM82 208H81V210L79 209V211H82ZM112 208H113V207H112ZM114 208H115V207H114ZM114 208H113V210H114ZM119 208H120V207H119ZM127 208H128V207H127ZM145 208H146V207H145ZM153 208H154V207H153ZM168 208H170V204H169V207H168ZM173 208H175V207H173ZM185 208H184L183 211H188V210H189V212H190L191 206H188V208H190V209L185 210ZM221 208H222V207H221ZM226 208H227V206H226ZM235 208H236V207H235ZM0 209H1V208H0ZM11 209H12V208H11ZM14 209H15V208H14ZM29 209H30V208H29ZM29 209H28V210H29ZM31 209H33V208H31ZM52 209H53V208H52ZM56 209H57V208H56ZM60 209L62 210V207H61ZM63 209H64V207H63ZM66 209H67V208H66ZM74 209H75V207H74ZM84 209H85V208H83V210H84ZM117 209H118V208H117ZM147 209H148V208H147ZM154 209H155V208H154ZM157 209H158V208H157ZM206 209H207V208H206ZM206 209H205V211H206ZM217 209L219 210V208H217ZM228 209H230V208H228ZM231 209H232V208H231ZM233 209H234V208H233ZM233 209H232V210H233ZM262 209H263V208H262ZM12 210H13V209H12ZM18 210H19V209H18ZM20 210H21V209H20ZM24 210H25V208H24ZM72 210H73V209H72ZM76 210H77V209H76ZM135 210H136V208H135ZM137 210H138V209H137ZM143 210H144V209H143ZM160 210H161V208H160ZM165 210H166V209H165ZM167 210H168V209H167ZM171 210H172V209H171ZM174 210H176V208H175ZM194 210H195V209H193V211H194ZM207 210H208V209H207ZM215 210H216V209H215ZM226 210H227V209H226ZM226 210H225V211H226ZM0 211H1V210H0ZM14 211H16V210H14ZM22 211H23V209H22ZM34 211H35V210H34ZM48 211H49V210H48ZM48 211H47V212H48ZM55 211H56V210H55ZM57 211H58V210H57ZM57 211H56V213H57ZM64 211H67V210H64ZM70 211H71V208H70ZM73 211H74V210H73ZM88 211H89V210H88ZM118 211H119V210H118ZM118 211H117V212H118ZM125 211H126V208H125ZM139 211H140V210H139ZM145 211H146V210H145ZM151 211H152V210H151ZM153 211H154V210H153ZM176 211H177V210H176ZM181 211H182V210H181ZM212 211H213V209H212ZM222 211H223V209H222ZM228 211H229V210H228ZM230 211H231V210H230ZM233 211H234V210H233ZM233 211H232V212H233ZM235 211H236V210H235ZM263 211H264V210H263ZM2 212H5V211H2ZM2 212H1V213H2ZM7 212H8V211H7ZM7 212H6V214H7ZM17 212H20V211H17ZM17 212H16V213H17ZM25 212H26V211H25ZM25 212H24V213H25ZM37 212H38V211H37ZM40 212H41V211H40ZM50 212H51V211H50ZM50 212H49V213H50ZM52 212H53V211H52ZM128 212H129V211H128ZM128 212H127V214H128ZM177 212H178V211H177ZM202 212H203V211H202ZM220 212H221V211H220ZM255 212H256V211H255ZM11 213H12V212H11ZM11 213H10V214H11ZM27 213H28V212H27ZM49 213H47V215H48ZM62 213H63V211H62ZM67 213H68V211H67ZM69 213H70V212H69ZM76 213H77V212H76ZM76 213H75V214H76ZM114 213H116V212H114ZM125 213H126V212H125ZM130 213H131V212H130ZM134 213H135V212H134ZM142 213H143V212H142ZM142 213H141V215H142ZM149 213H150V211H149ZM152 213H153V212H152ZM161 213H162V212H161ZM165 213H166V211H165ZM173 213H176V212L173 211ZM173 213L171 212V214H173ZM182 213H183V212H182ZM187 213H188V212H187ZM209 213H210V212H209ZM218 213H219V212H218ZM218 213H217V215H218ZM222 213H223V212H222ZM248 213H250V212H248ZM252 213H253V212H252ZM259 213H260V210H259ZM10 214H9V215H10ZM14 214H15V213L13 212V215H14ZM19 214H20V213H19ZM45 214H46V213H45ZM54 214H55V213H53V216H54ZM59 214H60V213H59ZM75 214H74V215H75ZM118 214H119V213H118ZM147 214H148V213H147ZM150 214H151V213H150ZM156 214H157V213H156ZM171 214H170V215H171ZM183 214H184V213H183ZM190 214H192V213H190ZM202 214H204V213H202ZM205 214H206V213H205ZM219 214H220V213H219ZM226 214H227V213H226ZM253 214H255V213H253ZM263 214H264V213H263ZM3 215H4V214H3ZM9 215H8V216H9ZM13 215H11V216H13ZM28 215H29V213H28ZM37 215H38V214H37ZM42 215H43V214H42ZM56 215H57V214H56ZM62 215H63V214H62ZM66 215H67V214H66ZM66 215H65V218H66ZM70 215H71V214H70ZM72 215H73V213H72ZM72 215H71V217H72ZM115 215H116V214H115ZM122 215H124V214H122ZM134 215H135V214H134ZM137 215H138V214H137ZM143 215H144V214H143ZM158 215H159V214H158ZM166 215H167V214H166ZM187 215H188V214H187ZM206 215H207V214H206ZM210 215H211V214H210ZM215 215H216V214H215ZM250 215H251V214H250ZM256 215H257V214H256ZM258 215H259V214H258ZM258 215H257V217H258ZM15 216H17V214H16ZM15 216H14V218H15ZM20 216H21V215H20ZM23 216H25V215H23ZM39 216H40V215H39ZM79 216H80V215H79ZM113 216H114V215H113ZM118 216H119V215H118ZM131 216H132V214H131ZM135 216H136V215H135ZM139 216H140V215H139ZM149 216H150V215H149ZM152 216H154V215L152 214ZM152 216H151V217H152ZM156 216H157V215H156ZM176 216H177V214H176ZM183 216H184V215H183ZM192 216H193V214H192ZM234 216H235V215H234ZM244 216H246V215H244ZM247 216H249V215H247ZM259 216H260V215H259ZM4 217H5V216H4ZM27 217H28V216H27ZM50 217H51V216H50ZM58 217H59V216H58ZM77 217H78V216H77ZM126 217H127V215H126ZM142 217H145V216H142ZM166 217H167V216H166ZM166 217H165V218H166ZM173 217H174V216H173ZM185 217H186V216H185ZM185 217H184V218H185ZM204 217H205V216H204ZM217 217H218V216H217ZM221 217H222V216H221ZM221 217H220V218H221ZM232 217H233V216H232ZM255 217H256V216H255ZM255 217H254V218H255ZM261 217H262V216H261ZM1 218H3V216H2ZM6 218H7V217H6ZM9 218H10V216H9ZM14 218H12V219H14ZM16 218H17V217H16ZM35 218H36V217H35ZM40 218H41V217H40ZM43 218H44V215H43ZM51 218H52V217H51ZM54 218H55V217H54ZM56 218H57V217H56ZM65 218H64V219H65ZM74 218H75V217H74ZM78 218H80V217H78ZM82 218H83V217H82ZM114 218H116V217H113V219H114ZM122 218H125V217L123 216ZM131 218H132V217H131ZM133 218H135V217H133ZM147 218H148V216H147ZM155 218H156V217H155ZM157 218H158V217H157ZM160 218H161V217H160ZM160 218H158V219H156V220H159ZM189 218H190V217H189ZM211 218H212V217H211ZM211 218H210V219H211ZM220 218H219V219H220ZM223 218H224V217H223ZM223 218H222V219H223ZM227 218H229V217H227ZM18 219H20V218H18ZM18 219H17V221H18ZM21 219H23V217H22ZM21 219H20V220H21ZM27 219H28V218H27ZM33 219H34V218H33ZM44 219H45V218H44ZM44 219H43V220H44ZM49 219H50V218H49ZM57 219H58V218H57ZM62 219H63V218H62ZM67 219H68V215H67ZM87 219H88V218H87ZM137 219H138V218H137ZM137 219H136V220H137ZM139 219H140V218H139ZM151 219H152V218H151ZM151 219H150V220H151ZM170 219H172V218H170ZM170 219H169V222H170ZM178 219H179V218H178ZM187 219H188V218H186V221L189 220V219H188V220H187ZM222 219H220V220H222ZM229 219H230V218H229ZM229 219H228V222H229ZM236 219H237V217H236ZM249 219H250L249 224H250V222H253V223L255 222V221H253V220H254L253 218H252L253 220H251L250 217H249ZM2 220H3V219H2ZM4 220H6V219H4ZM4 220H3V221H4ZM36 220H37V219H36ZM58 220H59V219H58ZM71 220H74V221H75V219H71ZM78 220H79V219H78ZM82 220H83V219H82ZM116 220H117V219H116ZM120 220H122V219L120 218ZM125 220H126V219H125ZM127 220H128V219H127ZM145 220H147L146 217H145ZM154 220H155V219H154ZM160 220H162V219H160ZM160 220H159V222H160ZM166 220H167V219H166ZM181 220H182V219H181ZM183 220H185V219H183ZM204 220H205V219L203 218V221H204ZM207 220H208V219H207ZM224 220H225V219H224ZM239 220H240V219H239ZM244 220H246V219H244ZM255 220H256V218H255ZM259 220H260V219H259ZM259 220H258V221H259ZM3 221H1L0 223H2ZM24 221H25V220H24ZM33 221H34V220H33ZM41 221H42V220H41ZM53 221H54V220H53ZM53 221H52V222H53ZM59 221H60V220H59ZM67 221L70 222L69 219H68ZM67 221H66V222H67ZM74 221H73V222H74ZM85 221H86V220H85ZM88 221H89V220H88ZM128 221H129V220H128ZM133 221H134V220H133ZM138 221H140V220H138ZM162 221H163V220H162ZM177 221H178V220H177ZM190 221H191V220H190ZM195 221H196V220H195ZM215 221H216V220H215ZM230 221H232V220H230ZM233 221H234V217H233ZM246 221H247V220H246ZM6 222H8V221H6ZM10 222H11V221H10ZM27 222H28V221H27ZM37 222H40V221L37 220ZM48 222H49V220H48ZM83 222H84V221H83ZM86 222H87V221H86ZM86 222H85V223H86ZM117 222H119V221H117ZM120 222H121V221H120ZM125 222H126V221H125ZM134 222H135V221H134ZM142 222H143V221H142ZM163 222H165V221H163ZM212 222H213V221H212ZM223 222H224V221H223ZM228 222H227V223H228ZM238 222H239V221H238ZM256 222H257V221H256ZM3 223H4V222H3ZM17 223H18V222H17ZM42 223H43V221H42ZM45 223H46V222H45ZM56 223H57V222H55V224H56ZM60 223H61V222H60ZM76 223H77V221H76ZM88 223H89V222H88ZM171 223H172V221H171ZM189 223H191V222H189ZM204 223H205V222H204ZM218 223H219V222H218ZM225 223H226V222H225ZM235 223H236V221H235ZM243 223H244V222H243ZM4 224H5V223H4ZM10 224H11V223H10ZM10 224H7V223H6V226L9 225V228H10V226L12 225V224H11V225H10ZM13 224H16V223H13ZM34 224H35V222H34ZM39 224L41 225V223H39ZM58 224H59V223H58ZM65 224H67V223H65ZM74 224H75V223H74ZM89 224H90V223H89ZM126 224H127V223H126ZM126 224H125V225H126ZM164 224H165V223H164ZM168 224H169V223H168ZM182 224H183V223H182ZM184 224H186V223H184ZM211 224H212V223H210V225H211ZM213 224H215V223L213 222ZM221 224H222V223H221ZM223 224H224V223H223ZM244 224H246V223H244ZM247 224H248V223H247ZM24 225H25V224H24ZM26 225H28V223H27ZM47 225H48V224H47ZM63 225H64V224H63ZM63 225H62V226H63ZM68 225H69V223H68ZM71 225H72V224H71ZM127 225H128V224H127ZM132 225H133V224H132ZM135 225H136V224H134L133 226H135ZM191 225H192V224H191ZM202 225H203V223H202ZM206 225H207V224H206ZM208 225H209V224H208ZM224 225H226V224H224ZM231 225H232V223H231ZM234 225H235V224H234ZM251 225H252V223H251ZM3 226H4V225H3ZM18 226H19V224H18ZM21 226H22V225H21ZM29 226H30V225H29ZM42 226H43V224L41 225V227H42ZM44 226H45V224H44ZM48 226H49V225H48ZM69 226H70V225H69ZM73 226H74V225H73ZM76 226H77V224H76ZM76 226H75V227H76ZM84 226H86V225H84ZM88 226H89V225H88ZM140 226H141V225H140ZM140 226H138V227H140ZM167 226H168V225H167ZM218 226H219V225H218ZM238 226H239V224H238ZM253 226H254V225H253ZM13 227H14V225H13ZM26 227H28V226H26ZM26 227H25V228H26ZM50 227H51V226H50ZM50 227H49V228H50ZM59 227H60V225H59ZM65 227H66V226H65ZM65 227H64V228H65ZM75 227H74V228H75ZM81 227H82V226H81ZM81 227H78V228H81ZM108 227H109V226H108ZM128 227H129V226H128ZM141 227H142V226H141ZM169 227H170V226H168V228H169ZM182 227H183V226H182ZM186 227H187V226H186ZM188 227L190 228V226H188ZM207 227H208V226H207ZM211 227H212V226H211ZM214 227H215V226H214ZM222 227H223V226H222ZM228 227H229V226H228ZM239 227H240V226H239ZM243 227H244V226H243ZM249 227H250V226H248V228H249ZM2 228H4V227H2ZM2 228H1V229H2ZM7 228H8V227H7ZM17 228H18V227H17ZM21 228H22V227H21ZM34 228H35V227H34ZM47 228H48V227H47ZM61 228H62V227H60L59 229H61ZM68 228H69V230H70L72 227H71V228L68 227ZM78 228H77V229H78ZM88 228H89V227H88ZM92 228H93V227H92ZM130 228H132V227H130ZM200 228H201V227H200ZM223 228H224V227H223ZM230 228H231V227H230ZM1 229H0V230H1ZM5 229H6V228H5ZM23 229H24V228H23ZM26 229H27V228H26ZM30 229H31V228H30ZM38 229H39V232H40V228H38ZM44 229H45V228H44ZM52 229H53V228H52ZM52 229H51V230H52ZM62 229H63V228H62ZM62 229L60 230L61 233L63 232ZM65 229H66V228H65ZM107 229H108V228H107ZM125 229H126V228H125ZM140 229H141V228H140ZM160 229H161V228H160ZM171 229H172V228H171ZM187 229H188V228H187ZM201 229H202V228H201ZM204 229H205V228H204ZM242 229H243V228H242ZM246 229H247V228H246ZM251 229H252V228H251ZM253 229H254V228H253ZM6 230H7V229H6ZM28 230H29V227H28ZM31 230H32V229H31ZM47 230H48V229H47ZM53 230H54V229H53ZM53 230H52V231H53ZM55 230H56V229H55ZM69 230H68V231H69ZM79 230H80V229H79ZM82 230H83V229H82ZM85 230H86V228H85ZM87 230H88V229H87ZM174 230H175V229H174ZM8 231H9V230H8ZM11 231H12V230H11ZM11 231H10V232H11ZM14 231H17V230L15 229ZM33 231H34V230H33ZM35 231H36V230H35ZM49 231H50V230H49ZM58 231H59V230H58ZM60 231H59V232H60ZM70 231H71V230H70ZM89 231H90V230H89ZM94 231H99V232H100V229H99V230H94ZM127 231H128V230H127ZM189 231H190V230H189ZM189 231H188V232H189ZM243 231H244V230H243ZM252 231H253V230H252ZM263 231H264V228H263ZM20 232H21V230H20ZM31 232H32V231H31ZM36 232H37V231H36ZM50 232H51V231H50ZM50 232H49V233H50ZM73 232H74V230H73ZM86 232H87V231H86ZM90 232H92V229H91ZM184 232H185V231H184ZM190 232H192V231H190ZM248 232H249V230H248ZM250 232H251V230H250ZM260 232H261V231H260ZM3 233H4V232H3ZM3 233H2V234H3ZM5 233H7V235H9L7 231H6ZM13 233H14V232H13ZM18 233H19V232H18ZM18 233H17V234H18ZM42 233H43V232H42ZM45 233H47V232L45 231ZM51 233H52V232H51ZM54 233H55V232H54ZM61 233H60V234H61ZM63 233H65V231H64ZM66 233H67V232H66ZM123 233H124V232H123ZM123 233H122V234H123ZM125 233H126V232H125ZM167 233H168L167 235L172 234V233H169V232H167ZM180 233H181V231H180ZM241 233H242V232H241ZM245 233H246V231H245ZM245 233H244V234H245ZM251 233H252V232H251ZM253 233H255V232L253 231ZM256 233H257V231H256ZM263 233H264V232H263ZM263 233H262V234H263ZM2 234H0V236H2ZM21 234H22V232H21ZM30 234H31V233H30ZM39 234H40V233H39ZM39 234H38V232L36 233L37 236H38ZM72 234H73V233H72ZM75 234H76V233H75ZM77 234H78V233H77ZM79 234H80V233H79ZM79 234H78V235H79ZM92 234H93V233H92ZM94 234H95V236L92 235V236H93V237H92V236L90 235V233H89V235H90L92 238L95 239V242H94V243H96V241L98 240V241H97V243L99 242V245H98V246H99L100 248H102L101 250H103V254H102L101 256L97 257V259H96V264H98V263H97L98 261H99V264H100V261H102L103 263H107V262H110V263H111V260H112L113 257H114L113 255H114L115 253H117L116 255H118V254L121 255V252H123V248H124V245H125L124 243H126V242H124V241L121 240V239H120L119 241H115L116 239L111 238L112 235L110 236V234H108V235H109V236H108L107 233H105V234H106V235H105L104 232H103V233H100V234H97V235H98L97 237H96V233H94ZM127 234H128V233H126L125 235H126V236H129V234H128V235H127ZM132 234H133V233H132ZM248 234H249V233H248ZM258 234H259V233H258ZM258 234H257V235H258ZM10 235H11V234H10ZM25 235H26V234H25ZM27 235H29V234H27ZM33 235H35V234L33 233ZM41 235H42V234H41ZM54 235H56V233H55ZM54 235H53V236H54ZM57 235H59V234H57ZM61 235H62V234H61ZM65 235H66V234H65ZM69 235H70V234H69ZM80 235H81V234H80ZM83 235H84V234H83ZM85 235H86V234H85ZM85 235H84V236H85ZM123 235H124V234H123ZM163 235L166 236V234H164V233H163ZM180 235H181V234H180ZM190 235H191V233H190ZM241 235H242V234H241ZM251 235H252V234H251ZM254 235H256V234H254ZM257 235H256V236H257ZM4 236H5V235H4ZM15 236L18 237L19 234H18V235H15ZM22 236H23V235H22ZM37 236H35V237H37ZM50 236H51V235H50ZM53 236H52V237H53ZM66 236H68V235H66ZM170 236H171V235H170ZM201 236H202V235H200L199 237H201ZM207 236H208V235H207ZM210 236H211V235H210ZM242 236H243V235H242ZM244 236H245V235H244ZM9 237H10V236H9ZM9 237H8V239H10ZM24 237L26 238V236H24ZM52 237H51V238H52ZM57 237H58V236H57ZM57 237H56V238H57ZM74 237H75V236H74ZM77 237H78V236H77ZM77 237H75V238H77ZM82 237H83V236H82ZM86 237H87V236H86ZM91 237H90V239H91ZM95 237H96L97 239H96ZM112 237H113V236H112ZM148 237H149V236H147V238H148ZM162 237H163V236H162ZM175 237H177V236L175 235ZM181 237H182V236H181ZM184 237H186V236L184 235ZM199 237H198V238H199ZM215 237H216V236H215ZM247 237H248V236H247ZM252 237H253V236H252ZM252 237H250V238L252 239ZM18 238H19V237H18ZM18 238H17V239H18ZM20 238H21V235H20ZM42 238H43V236H42ZM54 238H55V237H54ZM54 238H53V239H54ZM60 238H62V237H60ZM67 238H69V237H67ZM70 238H71V236H70ZM75 238H74V240H76ZM79 238H80V237H79ZM79 238H78V239H79ZM87 238H88V237H87ZM144 238H145V237H144ZM179 238H180V237H179ZM204 238H205V237H204ZM209 238H211V237H209ZM242 238H244V237H242ZM253 238H254V237H253ZM1 239H2V238H1ZM12 239H13V238H12ZM15 239H16V238L14 237V241H15ZM37 239H38V237H37ZM39 239H40V238H39ZM46 239H47V237H46ZM80 239H81V238H80ZM80 239H79V240H80ZM142 239H143V238H142ZM156 239H157V238H156ZM163 239H165V238H163ZM173 239H174V237H173ZM182 239H183V237L180 238V239H179V242H177V243L179 244L180 249H182V250L184 251V249L187 248V245H189V239H191V238L188 237L187 240H186L185 238H184V240H182ZM192 239H193V238H192ZM196 239H197V238H196ZM245 239H246V238H245ZM6 240H7V239H6ZM19 240H21V239H19ZM24 240L26 241V239H23L22 241H23L24 243H27V242H25ZM27 240H28V239H27ZM30 240H31V239H30ZM34 240H35V239H34ZM48 240H50V239H48ZM63 240L65 241V239H63ZM63 240H62V241H63ZM66 240H67V239H66ZM68 240H69V239H68ZM92 240H93V239H92ZM152 240H153V239H152V237H151V240H150V241H152ZM161 240H162V239H161ZM201 240H202V237H201ZM216 240H217V239H216ZM247 240H248V239H247ZM4 241H5V240H4ZM14 241H12V243H13ZM32 241H33V240H32ZM54 241H55V239H54ZM58 241H59V240H58ZM80 241H81V240H80ZM93 241H94V240H93ZM93 241H92V242H93ZM113 241H114V242H113ZM150 241H149V243H147V242L144 243V244L141 243L142 245L137 246V247H136L137 249L133 248V249H134V252H133V253H131V252L129 251V255H130V256L128 255V256H129V259L126 258L127 261H126L125 263H123V264H138V263L140 264L141 261H142V263L145 262V264H146V263H147V264H158V261H159V260L157 261L158 258H156V256H154L153 254H158V253H159V250H158V248L154 245V243H151ZM153 241H154V240H153ZM163 241H164V240H163ZM165 241L168 242V240H165ZM169 241H170V240H169ZM171 241H172V240H171ZM206 241H207V240H206ZM208 241H209V240H208ZM214 241H215V240H214ZM235 241H236V240H235ZM241 241H242V240H241ZM8 242H10V241H8ZM18 242H21V241H18ZM18 242H17V243H18ZM28 242H29V241H28ZM41 242H42V241H41ZM43 242H45V241H43ZM50 242H52V241H50ZM50 242H49V243H50ZM56 242H57V241H56ZM56 242H54V243H56ZM60 242H61V241H60ZM76 242H77V241H76ZM78 242H79V241H78ZM87 242H89V240H88ZM92 242H90V243H92ZM157 242H158V241H157ZM159 242H160V241H159ZM159 242H158V243H159ZM167 242H166V243H167ZM172 242H173V241H172ZM191 242H192V241H191ZM209 242H210V241H209ZM215 242H216V241H215ZM219 242H220V241H219ZM237 242H239V240H238ZM248 242H249V241H248ZM251 242L253 243V240H252ZM10 243H11V242H10ZM12 243H11V244H12ZM17 243H16V244H17ZM31 243H32V242H31ZM37 243H39V242H37ZM54 243H53V244H54ZM63 243H64V242H63ZM69 243H70V242H69ZM97 243H96V245H94L93 243H92V244L96 247V246H97ZM138 243H139V242H138ZM161 243H162V242H161ZM175 243H176V242H175ZM211 243H212V244H211ZM220 243H221V242H220ZM220 243H219V244H220ZM233 243H234V242H233ZM243 243H244V242H243ZM243 243H242V245H244ZM246 243H247V242H246ZM2 244H3V243H2ZM14 244H15V243H14ZM21 244H22V242H21ZM21 244H20V245H21ZM27 244H28V243H27ZM27 244H26V245H27ZM64 244H66V243H64ZM71 244H72V243H71ZM71 244H69V245L72 246ZM81 244H84V242H82ZM81 244L79 243L78 246H80ZM88 244H89V243H88ZM159 244H160V243H159ZM163 244H164V243H163ZM167 244H168V243H167ZM178 244H177V245H178ZM190 244H191V243H190ZM194 244H195V242H194ZM194 244H193V245H194ZM198 244H199V243H198ZM202 244H203L202 247H201L200 245H199V246L196 245V246H198L199 248H200V247H201V248H204L206 245L204 246V243H203V242H202ZM207 244H208V242H207ZM237 244H238V243H237ZM239 244H241V243H239ZM239 244H238V245H239ZM8 245H9V244H8ZM29 245H30V244H29ZM29 245H27L28 248H29ZM57 245H58V242H57ZM89 245H90V244H89ZM131 245H133V244H131ZM131 245H130V247H131ZM137 245H138V244H137ZM170 245H171V244H170ZM175 245H176V244H175ZM193 245H191V246L193 247ZM208 245L211 247V245H214V244H213V242H210V244H208ZM230 245H231V244H230ZM233 245H234V244H233ZM16 246H18V244H17ZM23 246H24V245H23ZM31 246H32V245H31ZM31 246H30V247H31ZM51 246H52V245H51ZM67 246H68V244H67ZM67 246H66V247H67ZM73 246H74V242H73ZM83 246H84V245H83ZM86 246H87V243H86ZM166 246H167V245H166ZM215 246H216V245H215ZM215 246H214L213 248H215ZM218 246H219V245H218ZM240 246H241V245H240ZM250 246H251V245H250ZM250 246H249V247H250ZM2 247H3V246H2ZM2 247H1V248H2ZM53 247H54V246H53ZM66 247H65V248H66ZM88 247H89V246H88ZM88 247H87V248H88ZM90 247H93V246H90ZM99 247H98V248H99ZM127 247H128V246H127ZM127 247H126V248H127ZM132 247H133V246H132ZM159 247H160V245H159ZM170 247H171V246H170ZM175 247H176V246H175ZM198 247H196V248H198ZM206 247H207V246H206ZM220 247H221V246H220ZM229 247H230V246H229ZM229 247L227 248L228 250L230 249ZM234 247H235V245H234ZM234 247H233V248H234ZM237 247H238V246H237ZM242 247H243V246H242ZM28 248H27V249H28ZM61 248H62V247H61ZM67 248H68V247H67ZM69 248H70V247H69ZM72 248H73V247H72ZM72 248H71V249H72ZM84 248H85V246H84ZM100 248H99V249H100ZM196 248H195V249H196ZM207 248H208V247H207ZM207 248H206L205 251H204V249H203V251H202V252H204V253H206V254H204V256L201 255V258H199V259H202L203 262H204V259L210 257V256L206 257V256L208 255L209 251H210V250L207 249ZM233 248H232V250H233ZM235 248H236V247H235ZM235 248H234V251H235ZM238 248H239V247H238ZM244 248H245V247H244ZM5 249H6V248H5ZM8 249H11V248H9V246H8ZM17 249H18V247H17ZM17 249H16L15 251H17ZM21 249H23V248H21ZM27 249H26V250H27ZM54 249H56V248H54ZM62 249H63V248H62ZM73 249H74V248H73ZM73 249H72V250H73ZM93 249H94V248H93ZM93 249H92V250H93ZM129 249L131 250V248H129ZM159 249H160V248H159ZM176 249H177V248H176ZM187 249L190 250V248H187ZM211 249H212V248H211ZM216 249L218 250V248H216ZM241 249H243V248H241ZM246 249H249V248L247 247ZM252 249H253V247H252ZM2 250H3V248H2ZM6 250H7V249H6ZM13 250H14V248H13ZM51 250H52V249H51ZM63 250L65 251L66 249H63ZM84 250H85V251H88L89 249L86 250V248H85ZM96 250H97V249H96ZM101 250H99V252H102ZM160 250H161V249H160ZM193 250H194V249H193ZM196 250H197V249H196ZM198 250L201 251V249H198ZM207 250H208V251H207ZM212 250H213V249H212ZM222 250H223V248H222ZM236 250H239V249H236ZM244 250H245V249H244ZM0 251H1V250H0ZM8 251H11V250H8ZM8 251H6V252L8 253ZM36 251H37V250H36ZM41 251H42V250H41ZM46 251H47V249H46ZM55 251H56V250H55ZM64 251H63V252H64ZM89 251H91V250H89ZM126 251H127V249H126ZM126 251H125V252H126ZM185 251H186V250H185ZM218 251H219V250H218ZM253 251H254V250H253ZM6 252H4V253L6 254ZM18 252H19V251H17L16 254H18ZM21 252L24 253L25 251L23 250V251H21ZM21 252H19L20 255L22 254ZM50 252H51V251H50ZM63 252H61L62 255H63ZM68 252H69V250H68ZM70 252H71V250H70ZM74 252H75V251H74ZM74 252L72 251L71 253H74ZM79 252H80V251H79ZM81 252H84V251L82 250ZM94 252H95V251H94ZM119 252H120V253H119ZM181 252H182V251H181ZM189 252H190V251H189ZM195 252H196V251H195ZM211 252H212V251H211ZM223 252H224V250H223ZM227 252H228V251H227ZM229 252H230V250H229ZM229 252H228V253H229ZM235 252H236V251H235ZM241 252H244V251H241ZM246 252H247V251H246ZM246 252H244V253H246ZM249 252H250V250H249ZM0 253H1V252H0ZM9 253H10V252H9ZM35 253H36V252H35ZM35 253H34V254H35ZM42 253H44V252H42ZM45 253H46V252H45ZM47 253H48V251H47ZM61 253L59 252L60 255H61ZM87 253H88V252H87ZM182 253H183V252H182ZM187 253H188V252H187ZM190 253H191V252H190ZM198 253H200V252H198ZM198 253H197L196 256H199V257H200V255H198ZM214 253L216 254L215 249L213 250V254H214ZM219 253H220V252H219ZM219 253H218V254H219ZM247 253H248V252H247ZM258 253H259V252H258ZM26 254H27V252H26ZM30 254H31V253H30ZM30 254H29V255H30ZM55 254H56V253H55ZM59 254H58V255H59ZM67 254H69V253H67ZM67 254H66V255H67ZM78 254H79V253H78ZM84 254H85V253H84ZM91 254H93V253L91 252ZM99 254H100V253H99ZM99 254L97 253L96 255L98 256ZM112 254H113V255H112ZM127 254H128V253H127ZM184 254H185V252H184ZM184 254H182V255H184ZM191 254L193 255V254H195V253L192 252ZM213 254H210V253H209V255H213ZM220 254H221V253H220ZM229 254H230V253H229ZM231 254H232V252H231ZM236 254L238 255V254H240V253L237 252ZM251 254H252V253H251ZM14 255H15V252H14ZM47 255H48V254H47ZM47 255H46V256H47ZM56 255H57V254H56ZM70 255H72V254H70ZM70 255H69V256H70ZM73 255H74V254H73ZM82 255H83V254H82ZM205 255H206V256H205ZM221 255H222V254H221ZM225 255H226V254H225ZM241 255H245V254H241ZM0 256H1V254H0ZM16 256H17V255H16ZM18 256H19V255H18ZM21 256H22V255H21ZM25 256H27V255H25ZM41 256H43V255H41ZM49 256H50V254H49ZM49 256L46 257V258L48 259ZM51 256H52V254H51ZM53 256H54V255H53ZM53 256H52V257H53ZM67 256H68V255H67ZM76 256H77V255H76ZM76 256H75V257H76ZM79 256H80V255H79ZM85 256H86V255H85ZM85 256H84V258L89 257L90 254L88 253V256H86V257H85ZM91 256H92V255H91ZM93 256L95 257V255H93ZM93 256H92V257H93ZM112 256H113V257H112ZM184 256H185V255H184ZM187 256H188V255H187ZM189 256H190V254H189ZM196 256H195V257H196ZM226 256H227V255H226ZM231 256H232V255H230V257H231ZM233 256H234V255H233ZM245 256H246V255H245ZM4 257H5V255H4ZM6 257H7V256H6ZM9 257H10V255H9ZM31 257H32V256H31ZM37 257H38V256H37ZM52 257H50V259H51ZM71 257H72V256H71ZM73 257H74V256H73ZM82 257H83V256H82ZM94 257H93V258H94ZM117 257H118V256H117ZM119 257H120V256H119ZM126 257H127V256H126ZM191 257H192V256H191ZM221 257H222V256H221ZM223 257H224V255H223ZM228 257H229V256H228ZM242 257H243V256H242ZM0 258H3V257H0ZM10 258H11V257H10ZM10 258H6V259H10ZM13 258H14V257H13ZM19 258H20V257H19ZM19 258H18V259H19ZM21 258H23V257H21ZM26 258H27V257H26ZM67 258H68V257H67ZM78 258H79V257H78ZM89 258H90V257H89ZM95 258H96V257H95ZM203 258H204V259H203ZM211 258H212V257H211ZM214 258H215V257H214ZM214 258H213V259H214ZM245 258H247V257H245ZM3 259H4V258H3ZM28 259H29V258H28ZM33 259H34V258H33ZM33 259H32V261H33ZM39 259H40V257H39ZM39 259H37V261H38ZM65 259H66V258H65ZM69 259H70V258H68V260H69ZM72 259H73V258H72ZM122 259H123V258H122ZM185 259H186V258H185ZM188 259L190 260V258H188ZM225 259H226V258H225ZM225 259H224V260H225ZM14 260H16V259H14ZM14 260H13V261H14ZM20 260H21V259H20ZM20 260H18V261L20 262ZM24 260H26V259H24ZM42 260H43V259H42ZM51 260H52V259H51ZM53 260H54V259H53ZM55 260H56V259H55ZM58 260H59V259H58ZM74 260H77V259L74 258ZM74 260H72V261H73V262H72L73 264L75 263ZM86 260H87V259H86ZM93 260H94V261H93ZM93 260H91V264H92V261L95 263V259H93ZM117 260H118V259L116 258V261H117ZM119 260H120V258H119ZM119 260H118V261H119ZM181 260H184V258H183V259L181 258ZM192 260H193V259H192ZM196 260H197V259H196ZM215 260H216V259H215ZM218 260H219V259H218ZM221 260H222V259H221ZM6 261H7V260H6ZM21 261H22V260H21ZM29 261H31V259H30ZM48 261H49V259H48ZM64 261H65V260H64ZM79 261H80V260H79ZM81 261H83V259H82ZM87 261H88V260H87ZM121 261H122V260H121ZM194 261H195V259H194ZM205 261H206V260H205ZM4 262H5V261H4ZM8 262H9V261H8ZM11 262H12V261H11ZM15 262H16V261H15ZM19 262H18V264H19ZM27 262H28V261H27ZM56 262H57V261H56ZM60 262H61V261H60ZM66 262H67V260H66ZM85 262H86V261H85ZM85 262H84V263H85ZM102 262H101V263H102ZM160 262H161V261H160ZM166 262H167V261H166ZM199 262H200V261H199ZM211 262H213V261H211ZM224 262H225V261H224ZM5 263H6V262H5ZM9 263H10V262H9ZM9 263H8V264H9ZM16 263H17V262H16ZM38 263H39V262H38ZM41 263H42V262H41ZM54 263H55V261H54ZM54 263H52V264H54ZM57 263H58V262H57ZM62 263L64 264L63 261H62ZM62 263H60V264H62ZM68 263H69V262H68ZM68 263H65V264H68ZM76 263H79V262L77 261ZM76 263H75V264H76ZM84 263H82V264H84ZM94 263H93V264H94ZM142 263H141V264H142ZM163 263H164V264H175L176 262H175V263H173V262H172V263H171V262H170V263H169V262H168V263L163 262ZM207 263H208V262H207ZM207 263H206V264H207ZM214 263H215V262H214ZM13 264H14V263H13ZM30 264H31V263H30ZM32 264H33V262H32ZM35 264H37V263H35ZM42 264H43V263H42ZM45 264H46V263H45ZM47 264H50V262L47 263ZM55 264H56V263H55ZM70 264H71V263H70ZM79 264H80V263H79ZM85 264H89V262H87V263H85ZM107 264H108V263H107ZM116 264H118V263H116ZM159 264H160V263H159ZM195 264H196V263H195ZM199 264H200V263H199ZM204 264H205V263H204ZM221 264H222V262H221ZM223 264H224V263H223ZM226 264H227V263H226Z\"/></svg>", "mask_w": 264, "mask_h": 264}]
</instances>
